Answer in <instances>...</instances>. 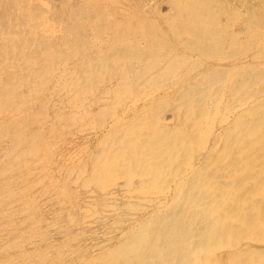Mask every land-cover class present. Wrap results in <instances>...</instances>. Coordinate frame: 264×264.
Returning <instances> with one entry per match:
<instances>
[{
	"label": "rangeland",
	"instance_id": "374dc122",
	"mask_svg": "<svg viewBox=\"0 0 264 264\" xmlns=\"http://www.w3.org/2000/svg\"><path fill=\"white\" fill-rule=\"evenodd\" d=\"M2 1V2H1ZM30 1V3H29ZM36 1V0H35ZM46 3H38L36 4L34 2V0H0V13L1 14H5L1 16L0 14V35L1 33L3 34V36L1 35L0 37V112L1 110H3L2 112L3 113H0L2 116L4 115L5 117H2L0 115V163H2V165L0 164V260H3V261H0L1 264H128L130 262H127L124 260L123 257H121L122 255L120 254L122 252V250H120L121 247H124V244L125 243H128L133 235V233L135 234V232H137L138 230V227H140V224L143 223L145 221V219L149 220V219H152L154 218L153 216H155L156 214L159 213V211H156L155 210V204H158L157 202L155 201H159L161 202L162 204L166 203L165 205H167L168 202H170L171 200V194H172V191L174 190H177L179 188V186L183 183H185L186 181H189L190 179L188 177H191L192 174H193V168H195L197 165L199 166V169H198V166L197 168H195V171L196 169L197 170H205L203 169L202 167H200V165L202 166L201 162L202 160L200 159L202 157L201 154H203L205 152L206 149H208L209 145H212L213 141L215 142L216 140V143H217V137L218 135L220 134V132H223V130L226 128L225 126V123L227 122V119L225 121H221V118H220V115L217 113L219 111V109L225 111L227 110V108H229V114L227 115H230L231 113L233 114H236L238 111L250 106L251 104V101L252 103H254V105L252 104L251 106H253V108L257 111V115L256 117L259 118V117H262L263 118V128H264V107H263V103H264V97L261 96V95H264V28L262 26L264 25H260V23H263V18H264V14H261V11L262 13L264 12V3L263 1L264 0H228L225 1V0H173L177 1V3L175 4L172 0H169L171 1V4L170 2L167 0H90V1H93V2H90L89 0H80L82 1L79 5L76 4V5H72V2L71 0H45ZM125 1V2H124ZM183 1V2H182ZM190 1V2H189ZM226 2L228 3L229 6H227V4H225V6H227V9L226 7L224 6V4L222 2ZM236 3H235V2ZM246 1V2H245ZM249 1V3H248ZM255 1V2H254ZM260 1V2H259ZM16 2H19L20 5H17L19 3H16ZM24 4H22V3ZM27 2V3H26ZM38 2V1H37ZM84 2V5H81L83 4ZM91 7L89 8V6ZM91 5H90V3ZM111 2H115V3H111ZM187 4H185V3ZM208 2V3H207ZM214 2V4L212 3ZM218 2H220V4H218ZM231 2V3H230ZM233 2V4H232ZM3 3V4H2ZM5 3V4H4ZM25 3H26V6H25ZM86 3V4H85ZM95 3V4H94ZM154 3V4H153ZM174 6H173V4ZM184 6H182V4ZM200 5H198V4ZM201 3V4H200ZM204 3V4H203ZM245 3V4H244ZM263 3V5L261 4ZM9 4V5H7ZM14 4V5H13ZM29 4V6H28ZM32 4V5H31ZM35 4V5H34ZM49 4V5H48ZM71 4V5H70ZM106 4V5H105ZM116 4H118V6H116ZM121 4V5H120ZM124 4V5H122ZM147 4H148V7H147ZM164 4V5H163ZM170 4V5H169ZM181 4V5H180ZM197 4V5H196ZM208 4V5H207ZM247 4V5H246ZM253 4V6L251 5ZM261 4V5H260ZM4 7H2V6ZM23 5L25 7H23ZM48 5V6H47ZM202 5V6H201ZM238 5V6H237ZM240 5V6H239ZM257 7H255V6ZM259 5V6H258ZM20 6H22V10L20 8ZM43 6V7H42ZM51 6V7H50ZM87 6V8H86ZM107 6V8H106ZM120 6V7H119ZM126 6V7H125ZM175 6H178V7H175ZM181 6V7H180ZM220 8H219V7ZM233 6V7H232ZM236 6V7H235ZM250 6V7H249ZM252 6V8H251ZM263 6V7H262ZM16 7H17V10H16ZM39 7V9H38ZM81 7V8H80ZM83 7V8H82ZM116 7V8H115ZM119 7V8H118ZM133 7V8H132ZM168 7H170V9H168ZM186 7V8H185ZM203 8H206V9H202ZM225 7V9L223 8ZM232 7V8H230ZM235 7V8H234ZM241 7V8H240ZM245 7V9H244ZM247 7V8H246ZM259 7V8H258ZM260 7H262L261 10ZM4 8V9H3ZM10 8V9H9ZM15 8V9H14ZM30 8V10L28 9ZM35 8V10H33ZM41 8L42 11L44 13H42V11H39ZM56 8V9H55ZM60 8V9H59ZM104 8V9H103ZM123 8H124V12H128L127 14L123 12ZM147 8V9H146ZM153 8V9H152ZM174 8V9H173ZM176 8V9H175ZM177 8H180V10H178ZM183 8V9H182ZM218 8V9H217ZM221 8L223 10H225V12L223 10H221ZM234 8V9H233ZM243 8V9H242ZM249 8V9H248ZM257 8L259 9L257 11ZM9 10L6 11V10ZM20 9V10H19ZM27 9H28V12H27ZM38 9V10H37ZM46 9V10H45ZM86 9V11L84 10ZM88 9V10H87ZM122 9V10H121ZM185 9V10H184ZM211 9V10H210ZM235 11L233 13V11ZM255 9V11H254ZM25 10V11H24ZM32 10V11H31ZM37 10V11H36ZM48 10V12H47ZM82 10V11H81ZM94 10H96L94 12ZM128 10V11H127ZM159 10V11H158ZM167 10H169L168 12H166ZM175 10V11H173ZM178 11H180V16H174L175 13L178 14ZM184 10V11H183ZM214 10H216L214 12ZM231 10V11H230ZM243 10H244V14H243ZM3 11V12H2ZM6 11V12H5ZM13 11V13H12ZM19 11V12H18ZM23 11V12H21ZM71 11V12H70ZM91 11V12H90ZM117 12V13H114V12ZM122 11V12H121ZM164 13L162 14L161 12ZM195 11V12H194ZM209 13H208V12ZM221 11L222 13L224 12V15L222 16L221 14ZM227 11V12H226ZM238 11H241V13H239ZM246 11V13H245ZM257 11V12H256ZM19 14H18V13ZM20 12L22 13L20 15ZM26 12V13H25ZM34 12L35 13H38L39 15H41L42 17H37V15H34ZM47 12V14H45ZM66 12V13H65ZM70 12V13H69ZM133 14H132V13ZM135 12V13H134ZM147 12V13H146ZM152 12V13H151ZM159 12V13H158ZM174 12V13H173ZM188 12V14H186ZM220 14H216V13H219ZM230 12V14L228 13ZM238 12V13H237ZM249 12V13H248ZM254 12V13H253ZM259 12V13H258ZM8 13V14H7ZM11 13V14H10ZM25 13V14H24ZM34 15V17L38 20V22H35L34 20H26L25 17L28 19V17H30L31 15ZM81 13V14H80ZM94 13V14H93ZM96 13V14H95ZM124 15H121L123 14ZM157 15H156V14ZM167 13V14H166ZM182 13V14H181ZM202 13V14H201ZM226 13V14H225ZM236 13V14H235ZM256 13H257V16L259 15V17L256 16ZM13 14V16H12ZM17 14V15H16ZM43 14V15H42ZM45 14V16H44ZM77 14V15H76ZM85 14V15H84ZM98 14V15H97ZM109 14V16H106V15ZM111 14V15H110ZM153 14L154 17H153ZM172 14V15H170ZM186 14V15H185ZM189 14H190V17H189ZM192 14V16H191ZM210 17H209V15ZM229 14V15H228ZM239 14V15H238ZM252 14H255L253 16H251ZM19 15L21 16V19H23V21L20 19ZM30 15V16H29ZM49 15V16H48ZM63 15V17H61ZM127 15H130V16H127ZM132 15H137V17L135 16H132ZM165 15L168 16L165 18ZM181 15H183V17H181ZM185 15V16H184ZM193 15H195V17H193ZM198 18H197V16ZM205 15V16H204ZM213 15V16H211ZM218 15V16H216ZM227 15V16H226ZM234 17L232 18L231 17ZM12 16V17H11ZM16 16V17H15ZM52 17V20L51 17ZM58 16V17H57ZM109 17L111 18V21L110 20H106V17ZM113 17H116V18H112ZM120 16V17H119ZM125 16V17H124ZM158 16V17H157ZM161 16V17H160ZM171 16V17H170ZM187 16V17H186ZM207 16H208V21H207ZM221 16V17H220ZM237 16V18H235ZM239 16V17H238ZM245 16V17H244ZM250 16V17H249ZM263 16V17H262ZM45 17V20L43 21ZM55 17V18H54ZM66 17H69V18H66ZM80 17V18H79ZM81 17H85L82 19V21L80 22L81 20ZM95 17V18H94ZM97 17V18H96ZM128 19H127V18ZM135 17V18H134ZM148 17L151 19H148ZM178 17V18H177ZM185 17V18H184ZM224 17H226L224 19ZM11 18V19H10ZM13 18V19H12ZM34 18V19H35ZM49 18V19H48ZM54 18V19H53ZM89 18V19H88ZM94 18V19H93ZM139 18V19H138ZM163 18V19H162ZM184 18V19H183ZM188 18V19H186ZM221 18V21L220 23H218V19L220 20ZM231 18V19H230ZM254 18H257V19H254ZM261 20H259V19ZM8 19L9 20V23H8ZM46 19L48 20L46 22ZM77 21H75V20ZM80 19V20H79ZM102 19V22H100ZM115 19V20H114ZM125 19L128 21H125ZM131 19V21L129 22V20ZM136 19V20H135ZM138 19V20H137ZM154 19V20H153ZM166 19V20H164ZM173 19V20H172ZM175 19V21H174ZM179 21H178V20ZM191 19V20H190ZM213 19V20H212ZM232 22H228L229 20ZM237 19H239L238 21H236ZM248 19V20H247ZM2 20V21H1ZM17 20V21H16ZM36 20V21H37ZM58 22L56 23L55 22ZM79 20V21H78ZM90 20V22H89ZM94 20V22H93ZM181 20V21H180ZM196 20V21H195ZM228 20V21H226ZM255 24H257V26L255 24H253V21ZM256 20V21H255ZM6 21V22H5ZM12 23H11V22ZM20 21V23H18ZM41 21V22H39ZM52 21V23L50 22ZM54 21V22H53ZM60 21L62 22L60 24ZM69 23L70 22L71 24H68L67 22ZM86 21V22H85ZM120 21V22H119ZM138 21V22H137ZM165 21H168L170 22L171 25H169L168 22H165ZM188 21V22H186ZM192 21V22H190ZM201 23H200V22ZM203 21V22H202ZM211 21V22H210ZM213 21V22H212ZM218 21V22H217ZM241 21L243 22V24L241 23ZM250 21V22H248ZM260 21V23L258 22ZM29 22H32L30 24H28ZM35 24H34V23ZM45 22V23H44ZM49 22V23H48ZM133 22H135L133 24ZM168 24V25H166ZM172 22V23H171ZM198 22V24H195V23ZM208 22V23H207ZM237 22V23H236ZM247 22V23H246ZM5 23V24H4ZM24 23V24H23ZM37 23V24H36ZM49 25H48V24ZM54 23V24H53ZM56 23V24H55ZM77 24V26L75 27L74 25ZM76 23V24H75ZM159 23V24H158ZM178 23V24H176ZM212 23V25H211ZM218 23V25L216 24ZM228 23V24H227ZM241 23V25H239ZM252 23V24H251ZM15 24V25H14ZM16 24H17V27H16ZM27 24V26H26ZM53 24V25H52ZM59 24V25H58ZM81 24V25H80ZM85 24H87L86 28L84 29L85 27ZM97 24V25H96ZM105 24V25H104ZM108 24V25H107ZM137 24L139 26H137ZM181 24V25H180ZM206 24V25H205ZM224 24V26H223ZM226 24V25H225ZM233 24L231 27L229 25ZM9 25H12L13 26V29H12V26H9ZM35 25V26H34ZM38 25V26H37ZM55 25V26H54ZM61 25V26H60ZM64 25V26H63ZM84 25V26H83ZM89 25V27H88ZM95 26L94 29L92 26ZM103 25V26H102ZM113 25V26H112ZM176 25V26H175ZM184 26L185 28L181 27V26ZM186 25V26H185ZM228 25V26H227ZM252 25V26H251ZM10 28H9V27ZM20 26V28H18ZM29 26V27H28ZM60 26V27H59ZM63 26V27H62ZM69 26V27H68ZM72 26V28H71ZM74 26V27H73ZM82 26V27H80ZM104 26H107L103 29ZM110 26V27H109ZM174 26V28L172 27ZM198 28H197V27ZM206 28H204V27ZM218 26V27H217ZM221 26V27H220ZM226 26V27H225ZM235 26V27H234ZM244 26V27H243ZM250 30H249V28ZM259 26V27H258ZM22 27V29H21ZM32 27H35V28H32ZM43 27V28H42ZM125 27V28H124ZM137 27V29H136ZM178 27V31H180L181 33H179L177 30V32L175 31V29ZM211 27V28H210ZM214 27V28H213ZM223 27V28H222ZM240 27V28H239ZM243 27V28H242ZM259 29H258V28ZM16 28H18L16 30ZM26 28V29H25ZM30 28V29H29ZM40 28V29H39ZM51 28V29H50ZM57 28V30H56ZM70 28V29H69ZM118 28V29H117ZM170 28V30H169ZM181 28V30H179ZM196 28V29H195ZM210 28V29H209ZM242 28V29H241ZM245 28V29H244ZM247 28V29H246ZM251 28H254V29H251ZM257 28V29H256ZM3 29H5L6 31L4 32ZM10 29V30H9ZM25 29V30H23ZM31 29H35L34 31H32ZM77 29V30H76ZM84 29V30H83ZM109 29V31L107 30ZM129 29H133L132 31L129 30ZM166 31H165V30ZM174 29V30H173ZM183 29V30H182ZM199 29V31H198ZM203 29V30H202ZM206 29H209L206 30ZM213 29H218L216 31H213ZM219 29L221 30L220 32L223 33V37H222V34L219 32ZM225 31H224V30ZM241 29V30H240ZM256 29V30H255ZM263 29V30H262ZM12 31L11 33L9 31ZM21 30V31H20ZM37 30V31H36ZM42 30V31H41ZM45 30V32H44ZM61 30V32H60ZM71 30V31H70ZM73 30V31H72ZM83 30V31H82ZM93 30V31H92ZM144 30V32H143ZM189 32V34H185L184 32ZM201 30V32H200ZM214 32H212V31ZM17 31V32H16ZM22 31H23V36H22ZM27 31L29 32V34L27 33ZM32 31V32H31ZM38 31H41V32H38ZM52 31V32H51ZM63 31V32H62ZM65 31V32H64ZM70 31V32H69ZM88 31V32H87ZM95 33H91V32ZM101 31V32H100ZM104 31V32H103ZM107 31V32H106ZM114 31V32H113ZM126 31V32H125ZM131 31V32H130ZM165 31V32H164ZM174 31V34H172ZM184 31V32H183ZM219 33H218V32ZM231 31V32H229ZM243 31V33H242ZM6 32L8 33V35H6ZM38 32V33H37ZM47 32H50V33H47ZM97 32V33H96ZM139 32V33H138ZM186 32V33H187ZM200 32V34H199ZM209 34H208V33ZM224 32H226L227 34H224ZM240 32V33H239ZM253 33V35H249L250 33ZM257 32L258 35H261L259 37L257 36ZM263 32V33H262ZM5 33V34H4ZM18 35H16V34ZM31 33V34H30ZM47 33L48 36L45 34ZM61 33V34H60ZM66 33V34H65ZM74 33V34H73ZM77 33V34H76ZM79 33H82L83 36H85V38L79 34ZM87 33V34H86ZM109 33V35L107 34ZM118 33V34H117ZM143 35H141V34ZM177 33V35H176ZM191 33V34H190ZM195 33V34H193ZM204 33V34H203ZM205 33L207 34L205 36ZM211 33V35H210ZM232 33V34H231ZM237 36H235L236 38H234V34ZM248 33V34H246ZM256 33V34H255ZM261 33V34H260ZM11 34H14V35H11ZM21 36H20V35ZM26 34V35H25ZM43 37H40L42 36ZM63 34V36H62ZM65 34V35H64ZM68 34V35H67ZM96 34V35H95ZM103 34V35H102ZM105 34V35H104ZM135 34V35H134ZM145 34V36H144ZM149 34V35H148ZM180 34V35H179ZM183 34V36H182ZM203 34V35H202ZM220 34L221 36V39H220V36H218ZM230 34V36H228ZM5 35V36H4ZM27 35H28V39H27ZM36 35V36H35ZM40 35V36H39ZM76 35V36H75ZM89 35V36H88ZM130 35V36H129ZM134 35V36H133ZM137 35V36H136ZM164 35V36H163ZM196 37H194V36ZM209 35V36H208ZM215 35V36H213ZM225 35V36H224ZM245 35V36H244ZM9 36V37H8ZM31 36V37H30ZM39 36V37H37ZM68 36V37H67ZM70 36V37H69ZM79 36V37H78ZM88 36V37H87ZM176 36L179 38H176ZM188 36H191L188 37ZM203 36V37H201ZM252 38H250V37ZM254 36H257V41L255 42L254 40H256L254 38ZM263 36V37H262ZM3 37V38H2ZM7 37V38H6ZM14 37V39H13ZM17 37V38H15ZM23 37V39L21 40V38ZM60 37V38H59ZM71 37H73L74 39H72ZM132 37V38H131ZM136 37V38H135ZM142 37V38H141ZM145 37V38H144ZM161 37H164V39H161ZM184 37V38H183ZM219 37V38H218ZM239 37V38H238ZM245 37V39L243 38ZM246 37H248L249 39H246ZM262 37V38H261ZM10 39V40H7V39ZM20 38V39H19ZM31 38V39H30ZM38 38V39H37ZM65 38V40H64ZM68 38V39H67ZM79 38V39H78ZM93 38V39H92ZM94 38L96 39H99V40H94ZM128 38V39H127ZM141 38V39H140ZM147 38V39H146ZM167 38V39H166ZM196 38V39H195ZM200 38V39H199ZM205 38H209V39H205ZM214 38V40L216 41H213L212 39ZM219 40H218V39ZM224 40H223V39ZM4 39V40H3ZM6 39V40H5ZM30 39V41H29ZM35 39V40H34ZM103 39V40H102ZM126 39V40H125ZM135 39V40H133ZM230 39V40H228ZM254 39V40H253ZM259 39V40H258ZM263 39V41H261ZM13 40L15 42H13ZM19 40V41H18ZM32 40V41H31ZM48 40V41H46ZM72 40V41H71ZM78 40V41H77ZM86 40V41H84ZM103 42H101V41ZM106 40V41H105ZM109 43H107V41H109ZM133 42H131V41ZM162 40V42H160ZM180 40V41H179ZM185 40H187L188 42H185ZM190 40V41H189ZM193 40V41H191ZM206 42V47L204 45V41ZM218 40V41H217ZM225 40H227L225 42ZM6 41V42H5ZM23 41V42H22ZM92 41V42H90ZM99 41V42H98ZM127 41V42H126ZM129 41V42H128ZM173 41V42H172ZM177 41V42H176ZM196 41H200V43L198 44ZM221 41L223 44H221ZM228 41H231V42H228ZM234 41L236 42L234 45H232L234 43ZM245 43V45H248L250 44V46L254 45V43H258L259 45L256 44V46H252L251 48H248L246 46H243V42ZM246 41V42H245ZM248 41V42H247ZM5 42V43H4ZM24 43L20 44V43ZM33 42V43H32ZM59 42V43H57ZM63 42V43H62ZM69 42V43H68ZM72 42V44H70ZM74 42V43H73ZM78 42V43H77ZM81 42H84V44ZM98 42V43H97ZM105 42L107 44H109L107 46V44H105ZM171 42V43H169ZM178 45L175 47V44ZM180 42V43H179ZM182 42H184V44H181ZM194 42V43H193ZM210 42H214L212 43V45L210 44ZM216 42V44H215ZM242 43L240 45V43ZM261 42V44H260ZM27 43V44H26ZM31 43V44H30ZM70 44V45H67ZM101 43V44H99ZM116 43V44H115ZM125 43V44H123ZM128 43V45H127ZM131 43V44H130ZM140 43V44H139ZM151 43V44H150ZM194 45H193V44ZM208 43V44H207ZM247 43V44H246ZM263 43V44H262ZM3 44V45H2ZM12 44H13V47H12ZM78 44V45H77ZM86 44V45H85ZM90 46L88 47L87 45ZM93 44L95 46H98L97 50H96V47H92ZM119 44V46H118ZM174 44V46H173ZM187 44H191L192 46H189ZM201 44V45H200ZM219 46H218V45ZM221 44V46H220ZM239 46H237V45ZM6 45V46H5ZM30 48H28L29 46ZM57 45V46H56ZM67 45V46H66ZM84 45V47L81 46ZM100 45V46H99ZM131 45V46H130ZM172 45V46H171ZM187 46L188 49H190V51L188 49H186V47H183V46ZM195 45H197L196 47H194ZM218 47H217V46ZM224 45V46H223ZM229 45V46H228ZM232 45V46H231ZM5 46V47H4ZM17 46L20 48L18 49ZM73 46V47H72ZM78 46V47H77ZM87 48H86V47ZM107 46V48H105ZM113 46V47H112ZM122 46V47H121ZM126 46V47H125ZM134 46V47H133ZM170 46V47H169ZM210 46V48H209ZM218 48H216V47ZM223 46V48H222ZM227 46V47H226ZM234 46V47H233ZM241 46V48H240ZM258 46V47H257ZM263 46V49L261 50L260 48H262ZM2 47V48H1ZM27 49H26V48ZM69 48V51H68V48ZM73 48V49H70V48ZM78 49H77V48ZM157 47V48H156ZM174 47V48H173ZM200 47V48H199ZM206 49H205V48ZM214 49H217V50H213L211 48ZM220 47V48H219ZM232 49H231V48ZM236 47L240 48L239 50L238 49H235ZM244 47V48H242ZM246 47V48H245ZM4 48V49H3ZM10 48V49H9ZM13 48V50H12ZM18 50H17V49ZM23 48V50H22ZM56 48V49H55ZM84 48V49H83ZM89 48V49H88ZM111 51H109V49ZM172 48V49H171ZM202 48V49H201ZM209 48V49H208ZM225 48H229L228 50H225ZM258 48L260 50H258ZM47 49V50H46ZM66 49V50H65ZM81 49V51L79 50ZM102 51V54L101 51ZM104 49V50H103ZM124 49V50H123ZM133 49V50H132ZM160 49V50H159ZM180 49V50H179ZM182 49V50H181ZM184 49V50H183ZM195 49V50H193ZM197 49V50H196ZM221 49V50H220ZM244 50V52L242 54L240 53L242 50ZM5 50V51H3ZM19 50H20V53H19ZM31 50V51H30ZM75 50V51H74ZM79 50V51H78ZM82 50L83 52L85 50H88L87 52L85 51V53H83L81 56V53H82ZM91 50V53H89ZM108 50V51H107ZM114 50V51H113ZM161 50H163L164 52H162ZM169 50V51H168ZM175 52H174V51ZM178 50V51H176ZM187 50V51H186ZM201 50V51H200ZM205 50V52H204ZM219 50V51H218ZM229 50H231L229 52ZM252 51L253 53L249 52V51ZM258 54H255V52ZM257 50V51H256ZM9 51V52H8ZM25 51V53H24ZM104 51V52H103ZM106 51V53H105ZM116 51H118L116 53ZM182 51V53H181ZM186 51V52H185ZM193 51V53L191 52ZM196 51V52H195ZM198 51V52H197ZM207 51H211V52H207ZM222 51V52H220ZM236 52L234 55L232 52ZM260 51V53H259ZM6 52V53H5ZM21 52H23L24 54L20 55ZM70 52V53H69ZM73 52V53H72ZM78 52V53H77ZM81 52V53H80ZM99 52V53H98ZM110 52V53H109ZM115 52V53H114ZM166 52V53H165ZM174 52V53H173ZM201 52V53H200ZM203 52V53H202ZM216 54H214V53ZM220 52V53H219ZM228 52V53H227ZM249 52V53H248ZM9 53V54H8ZM12 53V54H11ZM19 53L18 55L19 56H15V54ZM88 53V54H87ZM96 55H95V54ZM103 53H104V57L103 56ZM108 53V55H107ZM124 53V54H123ZM168 53H171V54H168ZM190 53V54H189ZM210 53V55L208 56V54ZM212 53V54H211ZM222 53V54H221ZM231 53V54H230ZM263 53V54H262ZM4 54V55H3ZM14 54V56H13ZM59 54V55H58ZM67 54V56H66ZM77 55V57L75 56L73 58L74 55ZM99 54V55H98ZM140 54V55H139ZM144 54V55H143ZM178 54H183V55H178ZM187 54V55H186ZM193 54V55H192ZM195 54V55H194ZM201 54L203 56H201ZM219 57H221L220 55H222L223 58L221 59H225L224 63L223 61L219 62V60H221L219 57H217L218 55ZM227 54H230L229 56H227ZM238 57H237V55ZM254 54V55H253ZM6 55V56H5ZM11 55V56H9ZM24 55V56H23ZM80 55V57H78ZM93 56L92 59H101L98 62V64H96L97 62L94 61L91 59V57H88V56ZM100 56V58H98V56ZM110 57V61H108L109 57L107 58V56ZM112 55V56H111ZM115 55V56H114ZM134 55V56H133ZM136 55V56H135ZM138 55V56H137ZM172 55V56H171ZM178 55V56H177ZM190 55V56H188ZM197 55L196 58L198 59H193L195 58V56ZM199 55V56H198ZM206 55V57L204 56ZM213 55V56H212ZM225 55V56H223ZM231 55H233V57H235L236 59H234L233 57H231ZM248 55L250 57H248ZM256 55V56H255ZM263 55V56H262ZM4 56V57H3ZM28 56V57H27ZM86 56V57H85ZM96 56V57H95ZM106 56V57H105ZM170 59H168V57ZM176 56V57H175ZM185 58L182 59L183 57ZM208 56V58H207ZM212 56V57H210ZM216 56V57H215ZM246 56V57H245ZM254 56V57H253ZM259 56V57H258ZM12 57V58H11ZM20 57V59H19ZM27 57V58H26ZM88 57V58H87ZM113 57V59H111ZM117 57V58H116ZM126 58L128 60L125 61L124 58ZM143 59H140V58ZM172 57L174 59H172ZM181 57V58H178ZM189 59H188V58ZM205 57V58H204ZM229 57V59H228ZM254 59H253V58ZM263 57V58H262ZM6 58V59H5ZM11 58V59H10ZM14 58V59H13ZM56 58V59H55ZM84 58V59H83ZM92 60H90V59ZM119 58V59H118ZM123 58V59H122ZM150 58V59H149ZM161 58L163 60H161ZM177 58V59H176ZM191 58V59H190ZM214 58V59H212ZM219 58V60H217ZM233 58V59H232ZM243 58V59H242ZM247 58V59H246ZM249 58H250V61H249ZM261 58V59H260ZM13 59V61H12ZM17 59V60H16ZM70 59V60H68ZM88 59V60H87ZM94 59V60H95ZM106 59V61L103 63V61ZM134 59V60H132ZM152 59V61H151ZM172 59V60H171ZM190 60L188 62V60ZM202 59V60H201ZM208 59V60H206ZM231 59V60H230ZM240 59V60H239ZM249 61V62H247ZM263 59V60H262ZM8 60V61H6ZM10 60V61H9ZM37 62H36V61ZM117 60H121V61H117ZM125 62H124V61ZM170 60V61H169ZM174 60L175 62L179 61L182 65H188L187 67H183L181 64H179L178 66L180 67H177L175 68L178 64V63H174ZM182 60V61H181ZM194 60V61H193ZM195 60H200V65L198 62H196ZM211 60V61H210ZM236 60V61H235ZM239 60V61H238ZM4 61V63H3ZM16 61V62H15ZM17 61L19 62H22L20 64V62L17 64ZM32 61V62H31ZM74 61L76 62V64L74 63ZM85 61H88L87 63H85ZM111 61H116L118 63H113ZM142 61V62H141ZM159 61V62H157ZM169 66H175L173 68L169 67V66H166L167 64H165L166 62ZM169 61V62H168ZM192 61V62H191ZM232 61V62H230ZM234 61V62H233ZM244 61V62H243ZM246 61V62H245ZM14 62V63H13ZM36 62V63H35ZM93 62V63H92ZM102 62V63H101ZM109 62V63H108ZM112 64H111V63ZM124 62V63H123ZM127 62V64H126ZM140 62V64H139ZM149 62V63H147ZM154 62V64L152 63ZM210 62V63H209ZM240 62V63H239ZM242 62V63H241ZM252 64H249L251 63ZM257 64H256V63ZM262 62V63H261ZM16 63V64H15ZM27 63V64H26ZM70 63V64H69ZM106 63V65H105ZM123 63V64H122ZM130 63V64H129ZM135 63V64H134ZM144 63V64H143ZM163 63V64H162ZM174 63V64H173ZM185 63V64H184ZM189 63H191L189 65ZM206 63H209L206 65ZM223 64V65H228V66H224L225 69H221V66L223 67V65H220ZM239 63V64H238ZM247 63V64H246ZM13 64V65H12ZM15 64V65H14ZM87 64V65H86ZM103 64V66H102ZM108 64H111V65H108ZM126 64V65H125ZM133 64V65H132ZM150 64H151V67H150ZM156 64V65H155ZM194 64V65H193ZM196 64V66H195ZM241 64V65H240ZM260 64V65H259ZM263 64V65H262ZM2 65V66H1ZM10 65V66H9ZM21 65V66H19ZM24 65V66H22ZM35 65V66H34ZM94 65V66H93ZM101 65V67L99 66ZM113 65V66H112ZM124 67H122V66ZM132 65V66H130ZM138 65V66H137ZM149 67H148V66ZM164 65V66H163ZM192 65V67H191ZM210 65V66H209ZM215 65L217 67H215ZM233 65V67H232ZM237 67V70H236V67ZM246 65V66H245ZM6 67H10L9 69L5 68ZM13 68H12V67ZM17 66V67H16ZM19 66V68H18ZM106 66V67H105ZM110 66V67H109ZM115 66V67H114ZM121 66V67H119ZM126 66V67H125ZM182 66V68H181ZM200 66V67H199ZM207 68H206V67ZM215 68H214V67ZM21 67V68H20ZM31 67V68H30ZM105 67V68H104ZM136 69H135V68ZM148 67V68H146ZM160 67V68H159ZM162 67V68H161ZM164 67V68H163ZM168 67V68H167ZM213 67V68H211ZM221 69V71H218L219 68ZM228 67V69H227ZM232 67V68H231ZM246 69H245V68ZM252 67H253V70H252ZM257 67V68H256ZM12 68V69H11ZM35 68V69H34ZM38 68V69H37ZM56 68V69H55ZM76 68V69H74ZM102 70H101V69ZM109 68V69H108ZM113 68V69H112ZM115 68V69H114ZM120 68L121 72L125 74V78H127L128 80V83L126 82V80L124 81L126 85H124L122 83V80L125 79V78H122L121 76H123L121 74V72L119 73L118 72V69ZM123 68V70H122ZM129 68H132V69H129ZM155 68H158L155 69ZM165 68H167L166 70H168L171 74V77L169 75V72L168 71H162V70H165ZM171 68V69H170ZM181 68V69H180ZM184 68V69H183ZM186 68V69H185ZM193 68V70H192ZM211 68V70L209 69ZM218 68V69H216ZM231 68V69H230ZM234 68V69H233ZM240 68V69H239ZM245 69V72L243 71V69ZM261 68V70H260ZM20 71H19V70ZM46 69V70H45ZM104 69V70H103ZM107 69V70H106ZM114 70L112 73L111 71ZM117 69V70H116ZM125 69V70H124ZM145 69V70H144ZM148 71H147V70ZM153 69V70H151ZM162 71L164 73H161V72H156V71ZM162 69V70H161ZM177 69V71H175ZM180 69V70H179ZM189 72H188V70ZM203 71H201V70ZM207 71H206V70ZM215 71H214V70ZM239 69V70H238ZM249 69V70H248ZM3 70V72L1 71ZM6 70V71H5ZM12 70V71H10ZM18 70V71H17ZM22 70H23V73H22ZM27 70V71H26ZM38 72H37V71ZM64 70V71H63ZM128 70V71H127ZM134 70V71H133ZM174 70V71H173ZM183 70V71H182ZM191 70V72H190ZM225 70V72L223 71ZM227 70V71H226ZM229 70H231L230 74H233V78L231 75H229ZM233 70V71H232ZM242 70V72L240 71ZM7 71L8 72V75H7ZM84 71V72H82ZM105 71V73H104ZM125 71V72H123ZM138 71V72H137ZM142 71H145L144 73H142ZM147 71V72H146ZM151 71V72H150ZM182 73H181V72ZM197 71V72H196ZM215 74H212V72ZM218 71V73H217ZM223 71V72H222ZM236 71V74H234V72ZM240 71V72H239ZM253 71V72H251ZM102 72L103 75H100ZM111 73L109 75V73ZM131 72V73H130ZM173 72V73H172ZM184 72V73H183ZM196 72V73H194ZM210 75H214V76H219V83H222L220 85L223 86V90H221L222 88L221 87H215V91H221L220 93L217 92V96H215L213 101L215 102L214 103V106L212 107V109L214 107V116H212V119L210 117V122L214 120V122L210 123L209 122V125L211 128H209V126L207 127L206 129V125H204L202 127V129L200 130V134H204V138H206V145L205 144H197L196 146H191V148H189V150L187 149L188 148V145L186 143H183V139L181 136H178V133L180 134V128L177 127L179 126L180 124V121H181V115H179L180 111H177L175 108H177L175 106V102L177 103L178 101V92L180 91H188V89H190L189 91L192 90V88H189V85H193V83L195 82V84L198 82H200L198 85L201 86L200 88L202 90H196V91H193V92H198V91H201V93H209V91H207L208 89H210V85L214 86V81L213 82H209V78H207L206 75L209 76ZM219 72H222L219 74ZM239 72V73H238ZM262 72V73H261ZM10 73V74H9ZM17 73V74H16ZM116 73H119L118 75ZM128 73V74H127ZM137 75H136V74ZM140 73V74H138ZM142 73V74H141ZM148 73V74H147ZM158 73V74H156ZM161 73V74H160ZM168 73V74H167ZM177 73V75H176ZM203 73V74H202ZM206 73V75H205ZM217 73V74H216ZM238 73V74H237ZM243 73H247V74H243ZM261 73V74H260ZM17 76H15V75ZM25 77H24V75ZM80 74V75H78ZM84 74V75H83ZM88 74V75H87ZM112 74H113V77H112ZM153 74V75H152ZM163 74V75H162ZM175 74V76H174ZM203 79L202 78V76ZM225 74V76H223ZM249 74V75H248ZM6 75V77H5ZM21 75V77H19ZM29 75V76H28ZM57 75V76H56ZM70 75V76H69ZM108 75V76H107ZM120 75V77H119ZM128 75V77L126 76ZM130 75V76H129ZM142 75V78L141 76ZM161 77H159V76ZM167 75V76H166ZM181 75V76H180ZM198 75V76H197ZM243 75L244 77H241L240 79V76ZM257 75V76H256ZM9 76V77H8ZM15 78H14V77ZM27 76V77H26ZM77 76V77H76ZM83 76V77H82ZM133 76V78H132ZM140 76V77H139ZM150 76V77H149ZM179 76V77H177ZM195 76V77H194ZM206 76V77H205ZM223 76V77H222ZM236 76V77H234ZM239 76V77H238ZM14 79L12 80L11 79ZM24 77V78H22ZM63 77V78H62ZM85 77V79H83ZM98 77V80H96ZM100 77L102 78V80L100 79ZM106 77V79H104ZM120 79V82H119V79ZM147 77V78H145ZM151 77H154V78H151ZM210 77V76H209ZM231 77V78H230ZM238 77V78H237ZM246 77V78H245ZM11 80H10V79ZM19 78V79H18ZM30 78V79H29ZM109 78V80H108ZM111 78V79H110ZM122 78V79H121ZM129 78H131L132 80L129 81ZM135 78L137 79H141V80H135ZM147 81L149 80L151 82L152 80V84L149 82V81H144V79ZM159 78V79H158ZM165 78V79H164ZM174 78H178L177 79H174ZM183 78H185L183 80ZM200 78V79H199ZM222 78V79H221ZM224 78V80H223ZM236 78V80L234 79ZM18 79L16 82L15 80ZM29 79V81H28ZM106 81H104V80ZM183 81H181V80ZM195 79V80H193ZM208 81H207V80ZM226 79V80H225ZM233 79V80H232ZM246 79V80H245ZM262 79V80H261ZM80 80V81H79ZM85 80V83L83 82ZM103 82H101V81ZM159 80V81H158ZM164 81L163 83H161V81ZM186 80V81H185ZM202 80V81H201ZM207 81V82H204ZM228 80H232L231 82H228ZM253 80V81H252ZM261 80V81H260ZM5 81V83H4ZM20 81V82H19ZM28 81V83H27ZM87 81L90 83H88L90 85L87 84ZM92 83H91V82ZM116 81V82H115ZM155 81H158V82H155ZM165 81H166V84H165ZM168 81V82H167ZM174 81V83H173ZM191 81V82H190ZM237 81V82H236ZM244 81L246 82V84H244ZM250 81V82H249ZM259 81V82H258ZM12 82H15L14 84ZM22 82V83H21ZM30 82V83H29ZM80 82V83H79ZM97 82V83H96ZM131 82V84H130ZM136 82V83H135ZM150 84H149V83ZM172 82V83H170ZM179 82V83H178ZM203 82V83H202ZM209 82V83H208ZM224 82V84H223ZM231 83V84H227V83ZM234 82V83H232ZM250 84H249V83ZM25 83V84H24ZM26 83L28 85H26ZM36 83V86H34L33 84ZM95 83V84H94ZM116 83V85H115ZM121 84L120 86L118 84ZM133 83L135 85H133ZM142 85H141V84ZM148 85H147V84ZM156 83V84H155ZM178 83V84H177ZM181 83V84H180ZM202 83V84H201ZM204 83H205V86H204ZM219 83H217V86H220ZM239 83V84H238ZM245 86V88H247L248 90L250 89V91H248L247 89H244L243 85ZM253 83V84H252ZM256 83V84H255ZM259 83V84H258ZM10 84V85H9ZM31 84V85H30ZM49 84V85H48ZM74 84V85H73ZM86 84V85H85ZM94 86H93V85ZM138 84V86L136 85ZM157 84H159L157 86ZM173 84V85H172ZM207 84V85H206ZM227 84V86H226ZM15 85H18V87H16ZM35 89L36 87V92L33 91V87ZM63 85V86H62ZM80 85V86H79ZM114 85L117 86L114 88ZM134 87H133V86ZM145 85L148 87H145ZM151 85V86H150ZM166 85V86H165ZM180 85V86H179ZM203 85V86H202ZM253 85V86H252ZM255 85V86H254ZM8 86H10L8 88ZM15 86V88L13 89V87ZM28 86L29 89H28ZM65 86V87H64ZM99 86V87H97ZM111 86V87H110ZM113 86V87H112ZM124 86H126L124 88ZM143 89H142V87ZM150 86V88H149ZM156 86V87H155ZM162 86V87H161ZM168 86V88H167ZM177 88H175V87ZM208 86V88H207ZM232 86V87H231ZM243 86L241 89H238L239 87ZM252 86V87H251ZM54 87V88H53ZM77 89H76V88ZM85 87H87L85 89ZM128 87V89H127ZM131 87V88H130ZM133 87V88H132ZM137 87H140V88H137ZM159 87V88H158ZM164 87V88H163ZM174 87V89H173ZM182 87V88H181ZM207 89H206V88ZM232 89H231V88ZM249 87V88H248ZM256 87V88H255ZM26 88V89H25ZM62 88V89H61ZM75 88V90H74ZM79 88V89H78ZM94 88V89H92ZM96 88V89H95ZM107 88V90H106ZM108 88L110 90H108ZM112 88V89H111ZM119 88H123L122 90H124V92H122L121 89ZM134 88H135V91H134ZM146 88V89H144ZM180 88V90H179ZM220 88V89H219ZM230 90H229V89ZM7 89V91H6ZM29 91H28V90ZM32 89V91H31ZM93 90V92H91V90ZM98 91H95L97 90ZM114 89V90H113ZM127 89V91H126ZM141 91H140V90ZM154 89H158V91H153ZM166 91H164V90ZM183 89V90H181ZM204 89V90H203ZM227 89V90H226ZM237 91H236V90ZM260 89H263V90H260ZM52 90V91H51ZM57 90V91H56ZM86 90V91H85ZM101 90V91H100ZM103 90V91H102ZM114 91V95L116 94L117 96L119 95V100L117 97H114L112 94L113 92L111 93V91ZM130 90V91H128ZM137 90V91H136ZM142 90H143V93H142ZM145 90V92H144ZM163 90V91H161ZM168 90V91H167ZM241 90V91H240ZM246 90V91H245ZM254 90V91H252ZM24 94H22L23 92ZM27 93H26V92ZM31 91V92H30ZM55 91V92H54ZM87 91H89L90 93H87ZM100 91V92H99ZM108 91V93H106ZM119 91L120 93L117 94V92ZM147 91V92H146ZM149 91V92H148ZM226 91V92H225ZM236 93H235V92ZM5 92V93H4ZM19 92V93H18ZM40 92V93H39ZM47 92V93H46ZM57 92V94H56ZM97 92L99 94H97ZM126 92V93H125ZM130 94H129V93ZM134 92V93H133ZM154 92V93H152ZM157 92V93H156ZM170 92V93H169ZM192 92V93H193ZM229 92V93H228ZM233 92L235 93V95H233ZM242 94H241V93ZM258 92L260 93L258 95ZM262 92V94H261ZM4 93V94H3ZM34 93V94H33ZM39 93V94H38ZM50 93V94H49ZM54 93V94H53ZM102 93L104 95H102ZM122 93V95H121ZM125 93V94H124ZM128 93V94H127ZM140 93V94H139ZM147 94L148 95H144V94ZM162 93L164 96H162ZM170 95H169V94ZM239 93V94H237ZM256 94V96H253L254 94ZM3 94V95H2ZM19 94V95H18ZM32 94V96H31ZM62 94V95H61ZM91 94H93L92 96H90ZM97 94V95H96ZM101 94V95H100ZM132 94V95H131ZM150 94V95H149ZM154 96H153V95ZM161 94V95H160ZM225 96H224V95ZM237 94V96H236ZM245 94V95H244ZM23 95V96H22ZM67 95V96H66ZM74 95V96H73ZM120 95H121V99H120ZM131 95V96H130ZM134 95V97H133ZM135 95H138V96H135ZM158 95V96H157ZM167 95V96H166ZM220 95V96H218ZM221 95L223 97H221ZM233 95V96H232ZM243 97L241 98L240 96ZM250 95H251V98H250ZM26 96V97H25ZM38 96V97H37ZM63 96V98H62ZM88 96V97H87ZM96 96V99L95 97ZM109 96V98L107 99V97ZM113 96V97H112ZM124 96H129L128 97H124ZM143 99H141L140 97ZM161 96V97H160ZM230 96H232V98L230 99ZM52 97V98H51ZM69 97V98H68ZM138 97V98H136ZM149 97V98H148ZM205 98L208 99V96H206V94L203 96ZM220 97V99H219ZM262 99H261V98ZM35 98V99H34ZM37 98V100H36ZM58 98V99H57ZM112 100H111V99ZM124 98V102L122 101ZM133 98V99H132ZM151 98V99H150ZM165 100H164V99ZM167 98V99H166ZM174 98V99H173ZM223 98H226V99H223ZM231 100V101H229ZM235 99H239L238 101H236V105L238 104H241L239 106H236L235 107H232L231 105L233 104V100ZM241 98V99H240ZM249 99V101H247V99ZM2 99V100H1ZM91 101H90V100ZM93 99V100H92ZM100 99H103V101H101ZM116 99V100H115ZM129 99V100H128ZM132 99V101H131ZM137 99V101H136ZM141 99V100H140ZM161 99H162V102H161ZM169 99V100H168ZM171 99V100H170ZM176 99V100H175ZM233 99V100H232ZM245 99V101H244ZM256 99V100H255ZM5 100V101H4ZM18 100V101H17ZM36 100V101H35ZM54 100V101H53ZM97 103H96V101ZM100 100V101H99ZM105 100V101H104ZM155 102L153 104L152 101ZM157 100V101H156ZM216 100V101H215ZM227 100V102H225ZM244 102H243V101ZM262 100V101H260ZM32 103H31V102ZM42 101V103H41ZM44 101V103H43ZM48 102V105L46 102ZM58 101V103H57ZM77 101V102H76ZM80 101V102H79ZM87 101V102H86ZM93 101V102H92ZM99 101V102H98ZM107 101V102H106ZM115 101H117L118 103H116ZM122 101V103H120ZM128 101V102H127ZM130 101V102H129ZM164 101V102H163ZM260 101V102H259ZM7 102V103H6ZM18 102V103H17ZM22 102V103H20ZM51 102L53 104H51ZM71 102V103H70ZM74 105H73V103ZM79 102V103H78ZM90 102V103H88ZM94 105H92V103ZM109 102V103H108ZM114 102V103H113ZM158 102V103H157ZM166 102V103H165ZM167 102H170L167 104ZM217 102V103H216ZM238 102V104H237ZM244 104H242V103ZM5 104V105H2V104ZM13 105H11V104ZM20 103V104H19ZM37 103H39L37 105ZM68 103V104H67ZM78 103V104H77ZM82 103V104H81ZM136 103V104H135ZM226 103V104H224ZM227 103H229L227 105ZM257 103V104H255ZM260 103L262 105H260ZM16 104V105H15ZM25 104V105H24ZM70 104V105H69ZM87 104V105H86ZM89 104V105H88ZM109 104V105H107ZM116 104V105H114ZM123 104V105H122ZM128 104V105H127ZM135 104V106H134ZM142 104V105H141ZM148 104V105H147ZM157 104H160L157 106ZM174 104V105H173ZM231 104V105H230ZM52 105V106H51ZM57 105V106H56ZM73 105V107L71 106ZM76 105V106H75ZM78 105V106H77ZM80 105V107H79ZM101 105V106H99ZM109 107V109H112V112H110L111 110L107 109V107ZM110 105H114L113 107L110 106ZM122 105V106H121ZM132 105V106H131ZM141 105V106H140ZM149 106V108L147 106ZM221 105V106H220ZM243 105V106H242ZM248 105V106H246ZM25 106V107H24ZM27 106V107H26ZM32 106V107H31ZM44 106L47 107L44 109ZM55 106V107H53ZM64 106V107H63ZM89 106V107H88ZM98 106H99V109H98ZM104 108H103V107ZM116 106V107H115ZM118 106V107H117ZM126 108H125V107ZM136 106H138L136 109ZM144 106V107H143ZM154 106V107H153ZM157 106V107H156ZM168 106H171V107H168ZM173 106L175 108H173ZM223 106H229V107H223ZM241 106V107H240ZM20 107V108H19ZM29 107V108H28ZM70 107H72L70 109ZM74 107H76L74 109ZM101 107L103 108L101 110ZM156 107V108H155ZM161 107V108H160ZM260 107V108H259ZM26 108V109H24ZM32 108V109H31ZM42 108H43V111H42ZM50 108V109H49ZM63 109L60 111V109ZM68 110H66V109ZM86 108V109H85ZM122 108V111L121 109ZM129 108V109H128ZM132 108V109H131ZM155 108V109H153ZM164 108V109H163ZM223 108V109H222ZM235 108V110H234ZM23 109V111H22ZM31 109V110H29ZM95 109H97L98 111H95ZM114 109V110H113ZM118 109V111H117ZM124 109V110H123ZM127 109V111H126ZM133 110V112L130 111ZM144 109V110H143ZM156 109H159L156 110ZM225 109V110H224ZM233 110V111H230ZM247 109V108H246ZM258 109V110H257ZM17 110L16 114L14 113L15 111ZM19 110V111H18ZM47 112H45V111ZM75 110V111H74ZM82 110V111H80ZM85 110V111H84ZM92 110V111H91ZM107 110V111H106ZM109 110V111H108ZM141 110V111H140ZM151 110V111H150ZM158 111L156 112L155 114H153L154 111ZM162 110V111H161ZM170 110V111H169ZM175 110V112H174ZM220 110V112H221ZM30 113H28V112ZM49 111V112H48ZM59 112V114H61V116L59 114L56 113ZM69 111V112H67ZM91 113V114H88V112ZM95 111V113H94ZM101 111V114L99 116L101 117H98L97 114H99ZM114 111V113H113ZM147 111V112H145ZM166 111V112H164ZM222 111V112H223ZM45 112V113H44ZM61 112V113H60ZM63 112V114H62ZM67 112V114H66ZM79 114H77V113ZM87 112V113H86ZM93 112V113H92ZM120 112V114H119ZM131 112V113H130ZM152 112V113H151ZM162 112V113H161ZM174 113L175 116H171L173 115L172 113ZM12 113V114H11ZM34 113V114H32ZM43 113V114H42ZM50 113V114H49ZM69 113V114H68ZM75 113V114H74ZM118 113V114H116ZM142 113V114H141ZM160 113V115H158ZM165 113V114H164ZM260 113V114H259ZM42 114V115H41ZM67 116H66V115ZM85 114V115H84ZM89 117H88V115ZM93 114H95L93 116ZM123 114V115H122ZM128 114V115H127ZM130 114V115H129ZM151 114L150 117H148L149 115ZM163 114V115H162ZM187 118L186 121L183 120L184 122V127L183 129L185 128H188L187 127V124L188 125H191L192 128L190 129L189 131V136H190V141H194V143L196 141H198V133H199V130L198 129H195L193 127V123H191L190 121H194L196 119V115L195 114H192V113H187ZM31 115V116H30ZM35 118V120L33 119V117ZM36 115H39V118H41L39 120V118H37L38 116ZM41 115V116H40ZM53 115V116H52ZM64 115V116H62ZM76 115V116H75ZM82 115V116H81ZM91 115V116H90ZM110 115H112L110 117ZM146 115V116H145ZM155 115V117H154ZM166 115V116H165ZM59 119H58V117ZM72 118H71V117ZM95 118L93 119L92 118ZM126 116V118H125ZM128 116V117H127ZM146 118H145V117ZM164 116V118L162 117ZM179 116V117H178ZM181 116V117H180ZM191 116V117H190ZM193 116V117H192ZM231 116V115H230ZM52 117H54L55 119H53ZM65 117V118H63ZM68 117V119H66ZM77 117H79V119H77ZM82 117V118H81ZM84 117V118H83ZM86 117V118H85ZM98 117V118H97ZM114 117V118H113ZM118 117V118H116ZM130 117V118H129ZM135 117V118H134ZM140 118V121H138ZM142 117V118H141ZM173 117V118H172ZM177 117H178V121L177 120ZM16 118H20V119H16ZM51 118V119H50ZM62 118V119H61ZM80 118H81V121H80ZM90 118V119H89ZM111 118V119H110ZM120 118V119H119ZM125 118V119H124ZM133 118V119H132ZM145 118V119H143ZM149 118V119H148ZM189 118V120H187ZM218 120H217V119ZM32 119V120H30ZM38 119V121H37ZM47 119H50L47 121ZM58 119V120H57ZM73 119V120H72ZM98 119V120H97ZM104 119V120H103ZM117 119V120H116ZM124 119V120H123ZM132 119V120H131ZM150 119L153 121L154 119V122H150ZM167 121H166V120ZM19 120V121H18ZM29 120V121H28ZM56 120V121H55ZM65 120V121H64ZM72 120V121H71ZM75 120H78V121H75ZM97 122H96V121ZM114 120V121H113ZM148 120L149 123L145 122L144 121ZM18 121V122H16ZM43 121H44V124H43ZM68 121H70L71 123H69ZM85 121V122H84ZM88 121V122H87ZM104 121V122H103ZM130 121V122H129ZM137 121V122H136ZM157 121V122H155ZM216 121V122H215ZM20 122V123H19ZM49 122V123H48ZM56 122V123H55ZM66 122V123H65ZM80 122V123H79ZM83 122V123H82ZM108 122V124H106ZM113 122V123H112ZM124 122V124H123ZM127 122V123H126ZM129 122V123H128ZM132 122V123H131ZM142 122V124H140ZM160 122V123H158ZM175 122V123H174ZM178 122V123H177ZM5 125L6 126V129H5V126L2 125ZM28 123V125L26 124ZM40 123V125H39ZM52 123V125H50ZM61 125H60V124ZM65 125H64V124ZM74 123V124H73ZM77 123V124H76ZM79 123V124H78ZM87 123V125H86ZM95 123V124H94ZM101 123V124H99ZM103 123H104V126H103ZM122 123V125L119 126V124ZM139 123V124H138ZM144 123V124H143ZM150 123L154 126V124L156 126H152L150 125ZM162 123V124H161ZM167 123V124H166ZM169 123V124H168ZM174 123V125H173ZM11 124H15V125H11ZM30 124V125H29ZM42 124V125H41ZM63 124V125H62ZM68 124V125H67ZM69 124H73L72 126H70ZM82 124V125H81ZM90 124V126H88ZM98 126H103V127H98ZM128 124V125H127ZM131 124H138V125H131ZM148 124H149V128H148ZM165 124V125H164ZM216 126H215V125ZM20 125V126H19ZM56 125H59V126H56ZM67 125V126H66ZM81 125V126H80ZM93 125V126H92ZM143 125V126H142ZM158 125H159V128H158ZM167 125V126H166ZM9 126V127H8ZM19 126V127H18ZM25 126V127H24ZM29 126H32L29 127ZM46 126V128H45ZM63 126L65 127L63 129ZM76 126V127H75ZM81 127L82 129L80 130L77 129V127ZM86 126V127H85ZM98 128H97V127ZM117 128H116V127ZM122 128V129H120ZM127 126H129L128 130H127ZM131 126V127H130ZM138 126V127H137ZM145 126H147L145 128ZM11 127V128H10ZM14 127V128H13ZM35 127V128H34ZM40 127V128H39ZM72 127H75V128H72ZM85 127V128H84ZM94 131H92L90 128ZM108 127V128H107ZM134 127H137V128H134ZM168 127V129H167ZM176 127V130L175 128ZM218 127V129H217ZM22 130H21V129ZM56 128V129H55ZM60 128V130L58 129ZM116 128V129H115ZM131 128H134V129H131ZM154 128V129H153ZM178 128V129H177ZM209 128V129H208ZM215 128V129H214ZM224 128V129H223ZM29 129V130H28ZM36 129V130H35ZM70 129V130H68ZM96 129V130H95ZM100 129V130H99ZM110 129V130H109ZM118 129V130H117ZM141 131H140V130ZM148 129V130H147ZM152 129V131H151ZM165 129V131H164ZM170 129V130H169ZM212 129V130H210ZM217 129V130H216ZM4 130V131H3ZM8 132H7V131ZM15 130V131H14ZM26 130V131H25ZM28 130V131H27ZM52 130V132H51ZM79 130V131H77ZM108 130V131H107ZM125 130V131H124ZM133 130V131H131ZM150 130V131H149ZM169 130V131H168ZM172 130V131H171ZM218 130H219V134H218ZM11 131V133H10ZM14 131V132H13ZM33 131V133H31ZM36 131V132H35ZM68 131V132H67ZM72 131L73 134H71L70 132ZM83 131V132H82ZM85 131V132H84ZM88 131V132H87ZM133 132L134 135L138 134L139 132V135H138V138L140 136V138H136L134 139L135 141H133V145L130 146L127 144L128 148L132 149V150H128V156L130 154H133V155H136V156H140V157H143V159L140 161V163L136 162V159L134 158H131V157H127L126 160L123 159L121 157V154H122V151L124 150L123 149V145L125 144L124 142H127L129 141L133 136V133L131 134L130 133ZM139 131V132H137ZM149 131V132H148ZM155 131H156V134H155ZM176 131L178 132L176 134ZM195 133H194V132ZM211 131V132H209ZM217 131V132H216ZM3 132V133H2ZM26 132V133H25ZM47 132V134H46ZM77 132V133H76ZM104 132V133H103ZM109 132V133H108ZM123 132V133H122ZM128 132L130 134H128ZM161 132H162V135H161ZM173 132V133H172ZM213 132V133H212ZM7 135L9 134V136L7 137ZM31 133V134H29ZM54 133V134H52ZM64 133V134H63ZM84 133V135H83ZM94 133V134H93ZM107 133V134H105ZM120 133V134H119ZM126 133V134H125ZM143 133V134H142ZM151 133V134H149ZM164 133L165 135L167 136L168 133L169 135H171L173 138H170L172 139L170 141V139H168V137H165L164 136ZM11 134V136H10ZM14 134V135H13ZM70 134V135H69ZM80 134V135H79ZM99 134V136H98ZM111 134V135H110ZM154 134L156 136H161L162 139H164L162 141H155V137ZM174 134V135H173ZM215 134V135H214ZM218 134V135H217ZM51 135V136H50ZM92 135V136H91ZM128 137H127V136ZM141 135H145V136H142ZM151 135V136H149ZM66 136V137H64ZM71 136V137H70ZM123 136V138H121ZM130 136V137H129ZM137 136V135H136ZM166 138H164V137ZM203 136V135H202ZM259 136V135H258ZM4 137V138H3ZM6 137V138H5ZM13 137V138H12ZM22 137V138H21ZM30 139H29V138ZM50 137V138H49ZM68 137V138H67ZM86 137V138H85ZM100 137V138H99ZM214 137V139H213ZM257 137V136H256ZM8 138H10L11 140H9ZM74 138V139H73ZM76 138V139H75ZM87 140H85V139ZM96 138V139H95ZM144 138V139H143ZM147 138H149L150 140H148ZM176 140H175V139ZM217 138V139H216ZM14 141H13V140ZM68 139V140H66ZM75 141H73V140ZM138 139V140H137ZM141 139V140H140ZM148 141H147V140ZM257 139V144L253 147H251L250 149L246 148L244 150V161H242V166L240 168V176H245V174L249 175V176H245L246 178L243 177H240L239 176V173H237L235 176H239L238 179H242L244 181H246L248 184L249 182H251V184L253 182H256L257 183V186H260L258 187L259 188V191L257 192V199L256 201H250V204L251 205H255L257 204V208L258 210L254 211V215L253 216H250V213H247V211H244L243 216H240L238 218L235 217V214L234 213H230V211L228 210H225L223 208L227 207L228 205L226 204H221L220 206H222L220 208V206L218 207V209H220V211H218L220 214H217L215 212H213V216L211 215V217L215 220L213 222L210 223L209 227H208V231L206 233V235L209 233V235L211 236L210 238V242H209V245L208 247H206L205 251L203 250L202 252H200V254L203 256L202 258V261H201V264H223L225 262V264H227L229 261L231 263H228V264H233L231 260H233L235 257L236 259H234V264H243L245 262H249L251 261V259H253L254 257L256 256H261L262 259H264V233L263 231L258 227H255L253 226V223L251 226L253 227H249V228H244L245 226H242V225H239L238 224H241L240 223V220L243 218V217H247L251 220H253V222H256L258 221L259 217L258 215H261V216H264V203L262 201H264V138L263 137H259V138H256ZM261 139V140H260ZM1 140L4 142V144L1 142ZM16 140L18 142H16ZM35 140V141H34ZM62 140V142H60ZM77 140V141H76ZM80 142H79V141ZM84 140V142H83ZM90 140V141H89ZM93 140V141H92ZM146 140V141H145ZM154 140V141H153ZM260 140V141H259ZM67 141V142H66ZM70 141V143H69ZM88 141V142H87ZM139 141V143L137 142ZM166 141V144L165 142ZM180 142V143H176V142ZM212 141V142H211ZM10 142V143H9ZM76 142V143H75ZM88 143L87 145L86 144H83V143ZM92 142V143H91ZM146 143H150V145L152 146H148V147H144V144ZM162 142V144H161ZM167 142L170 143L171 146L168 147L169 143L167 144ZM172 142V143H171ZM262 144H261V143ZM6 143V144H5ZM52 143L53 146H52ZM68 145H67V144ZM72 143H74L72 145ZM83 145H81V144ZM153 143V144H151ZM159 147H158V144ZM2 144V146H1ZM10 144V145H9ZM30 144V145H29ZM51 144V145H50ZM79 146H78V145ZM97 146H96V145ZM164 144V145H163ZM16 145V146H15ZM23 145V146H21ZM96 148H95V146ZM99 145V146H98ZM162 145V146H161ZM178 147H176V146ZM186 145V146H185ZM4 146V147H3ZM25 146V148H23ZM51 146V147H50ZM60 146V147H59ZM62 146V148H61ZM73 146V147H71ZM81 146V147H80ZM154 146V147H153ZM204 146V147H202ZM3 147V148H2ZM50 147V148H49ZM56 147V148H55ZM64 147V148H63ZM70 147V149H68ZM82 148L80 149V153L79 152V148ZM86 147V148H85ZM143 147V148H142ZM151 147V148H150ZM166 149H165V148ZM174 147V148H173ZM263 147V148H262ZM8 152H6V149ZM16 148V149H15ZM34 148V149H33ZM55 148V149H54ZM60 148V149H59ZM76 148V149H75ZM91 148V149H90ZM93 148V149H92ZM136 148V150H135ZM140 148V149H139ZM150 148L151 151H148V149ZM161 148V149H160ZM206 148V149H205ZM261 148V150H260ZM25 149L27 150L25 152ZM32 149V151H31ZM59 149V150H58ZM64 149V150H63ZM78 149V150H77ZM154 149V150H153ZM159 149V151H158ZM163 149V151H162ZM171 149V150H170ZM204 149V150H202ZM221 149V148H220ZM257 149V150H256ZM13 150V151H12ZM16 152H15V151ZM20 150H22V153L18 152ZM58 150V151H57ZM82 150V151H81ZM161 150V151H160ZM169 152H168V151ZM180 150V151H179ZM192 150V152H191ZM201 150V152H200ZM247 150V152H246ZM8 153V158H7V155L5 154V152ZM12 151V152H10ZM63 151H66V152H63ZM90 151V152H89ZM96 153H92V152ZM165 151V152H164ZM186 151V152H185ZM190 151V152H189ZM2 152V153H1ZM4 152V153H3ZM10 152V153H9ZM55 152V153H54ZM85 152V153H84ZM88 152V153H87ZM150 153L149 155L152 156L153 152H156L157 154V158L160 157V153L161 156L160 159L161 160H157V162L153 161L151 162L150 158L148 160L147 158V154L146 153ZM160 152V153H159ZM171 152V153H170ZM255 152V154L253 153ZM12 153V154H11ZM16 153V154H14ZM62 153V154H61ZM66 153V154H65ZM68 153V154H67ZM118 153L120 155V158L119 160L117 161V156H118ZM143 153V154H142ZM145 153V154H144ZM159 153V154H158ZM173 153V154H172ZM185 155V156H182L181 155ZM185 153V154H184ZM191 153V154H190ZM201 153V154H199ZM19 154H22L19 156ZM26 154V155H24ZM70 154V155H69ZM75 154V155H74ZM79 154L80 156L82 157H79ZM90 156H89V155ZM92 154V155H91ZM94 154V155H93ZM196 156H194V155ZM199 154V155H198ZM258 154V155H257ZM262 154V155H261ZM35 155V156H34ZM37 155V156H36ZM64 155V156H63ZM72 155H73V158H72ZM88 155V157H87ZM251 157H250V156ZM257 155V157L255 156ZM10 156V157H9ZM13 156V157H12ZM27 156V157H25ZM41 156V157H40ZM50 156V157H49ZM63 156V157H62ZM76 160H75V158ZM92 156V157H91ZM149 156V157H150ZM165 156V157H164ZM174 156V157H172ZM199 156V157H198ZM201 156V157H200ZM260 156V157H258ZM4 157V158H3ZM98 159H96V158ZM172 157V158H170ZM178 157V158H177ZM180 157V158H179ZM255 157V158H254ZM2 158V159H1ZM6 158V159H5ZM10 158V159H9ZM28 158V159H27ZM31 158V159H30ZM41 158V159H40ZM44 158V159H43ZM48 158V159H47ZM59 158V159H58ZM68 158V159H67ZM70 158V159H69ZM79 161H78V159ZM86 158V159H85ZM164 158V159H163ZM177 158V159H176ZM183 158V159H182ZM195 158L197 160H195ZM248 158V159H246ZM252 158V163H249L251 161ZM9 159V160H8ZM25 159V160H24ZM64 159V160H63ZM180 159L182 161H180ZM256 159V160H255ZM261 159V161L259 160ZM263 159V161H262ZM50 160V161H49ZM60 160V161H59ZM88 160V161H87ZM128 160V161H127ZM166 160V161H165ZM169 160V162H168ZM246 161H248L246 165H248V167L245 165V169H246V173H245V169L244 168V165L243 163ZM6 161V162H5ZM27 161V162H26ZM72 161V162H71ZM85 161V162H84ZM96 161V162H95ZM106 161V162H105ZM126 161V162H125ZM142 161H145V162H142ZM147 161V162H146ZM178 161V162H177ZM184 161V162H183ZM187 161V163H186ZM190 161V162H189ZM197 161V162H195ZM254 161H256V163L259 164H256ZM258 161V162H257ZM26 162V163H25ZM47 162V163H46ZM51 164H50V163ZM71 162V163H69ZM92 162L94 163L93 164V168H92ZM135 162V163H134ZM180 162V163H179ZM198 162H200L198 164ZM23 163V164H22ZM30 163V164H29ZM43 163V164H42ZM45 163V164H44ZM53 163V165H52ZM57 163V164H56ZM96 163V164H95ZM101 165H100V164ZM131 164V166H129V164ZM148 164L147 166L145 165ZM163 163H166V164H163ZM177 163L178 165L180 166L179 168L177 167ZM182 163H185V164H182ZM193 163V164H192ZM48 164L50 166H48ZM56 164V165H55ZM65 164V165H64ZM74 164V165H73ZM78 164V166L76 165ZM85 164V165H84ZM134 164L135 167H134ZM172 166H171V165ZM176 165L174 166L173 168V165ZM261 164V165H260ZM4 165V166H3ZM8 165V166H7ZM26 165V166H25ZM47 165V166H46ZM52 165V166H51ZM80 165V166H79ZM83 165V166H82ZM145 165V166H144ZM154 165V166H153ZM166 165V167H165ZM169 165V167H168ZM183 167H186V168H183ZM194 165V167L192 166ZM252 165V166H251ZM257 167V170L258 171H254L255 174L253 173V169L256 170V167ZM263 165V166H262ZM46 166V167H45ZM57 166V167H56ZM73 166H75L73 168ZM77 166V167H76ZM127 166L129 168H127ZM254 166V167H253ZM261 166V167H260ZM53 167V168H52ZM56 167V168H55ZM83 168V169H79V168ZM86 167V168H85ZM116 167V168H115ZM141 167V169H140ZM171 167V168H170ZM176 167V168H175ZM190 167V168H189ZM192 167V168H191ZM221 167V166H219ZM243 167V168H242ZM252 167V168H251ZM259 167V169H258ZM263 167V168H262ZM71 168V169H70ZM111 172H107L109 173V175L106 173V170L107 169ZM112 168V170H111ZM126 168V169H125ZM131 168V169H130ZM133 168L134 171H131ZM146 170H145V169ZM178 168V169H177ZM189 168V169H188ZM223 168L222 172H224V170L226 169L225 165H223ZM6 169V170H5ZM31 169V170H30ZM44 169V170H43ZM63 169V170H62ZM67 169V170H65ZM70 169V170H69ZM75 169V170H74ZM78 169V170H77ZM86 169V170H85ZM93 169V171L91 170ZM104 171H103V170ZM116 169V170H115ZM150 169V170H149ZM157 169V170H156ZM173 169V170H172ZM177 169V171H176ZM188 169V170H187ZM231 169L234 171V168L231 167ZM249 169V170H248ZM34 170V172H33ZM43 170V171H42ZM54 170L56 172H54ZM62 170V171H61ZM73 170V171H72ZM82 170V171H81ZM130 170V171H129ZM141 170V171H140ZM142 170L144 171V174H141L139 175V173H137V171H140L142 172ZM149 170V172L147 173V171ZM187 170V171H186ZM190 170V171H189ZM251 170V173L249 174V171ZM261 170H263V172H261ZM29 173H26L28 175V177L26 176L25 172H28ZM32 171V172H30ZM42 171V172H41ZM58 171V172H57ZM61 171V173H60ZM75 171V172H74ZM80 171V172H79ZM86 171V172H85ZM160 171V173H159ZM168 171V173H167ZM171 171V173H170ZM174 171V172H173ZM207 170H205L206 172ZM227 171H229V169L227 168L226 170V174L228 173ZM14 172V173H13ZM69 172V173H68ZM77 172H79L78 174H80L83 178L77 174ZM88 174H85L87 173ZM93 172V173H92ZM104 172V173H102ZM160 174L158 175L157 174ZM221 172V173H222ZM230 172V171H229ZM36 173V174H34ZM66 173V174H65ZM74 173V174H73ZM92 173V174H91ZM96 174L95 176H93V174ZM126 173V175H124ZM153 175H152V174ZM156 173V174H155ZM165 173V174H164ZM168 175H167V174ZM177 176H175V174ZM181 173V174H180ZM187 173H188V176H187ZM192 173V174H190ZM258 175H257V174ZM260 173H261V176H260ZM41 174V175H40ZM58 174V175H57ZM62 174V175H60ZM69 174V175H68ZM71 174V175H70ZM73 174V175H72ZM100 174V175H99ZM123 174V175H122ZM138 174V176H137ZM149 174H150V177H149ZM57 175V176H56ZM66 175V176H65ZM108 177H105L107 176ZM129 175V176H127ZM163 175V176H162ZM191 175V176H190ZM9 176V177H8ZM21 176V177H20ZM75 176V178H74ZM88 176V177H87ZM91 176V177H89ZM97 176V177H96ZM117 176V177H116ZM134 176V177H133ZM144 176V177H142ZM148 176V177H146ZM169 176V177H168ZM171 176V177H170ZM173 176V180L171 179L170 181V178H172ZM181 176H182V179H181ZM254 176V177H253ZM262 178H260V177ZM30 177V178H29ZM64 177V178H63ZM71 177V178H70ZM81 177V178H80ZM87 177V178H86ZM93 177V179H91ZM110 177V178H109ZM132 177V178H131ZM153 177V178H152ZM157 177L159 180H157ZM14 178V179H13ZM70 178V179H69ZM78 180H77V179ZM80 178V179H79ZM88 180L86 181L85 180ZM90 178V179H89ZM98 178V179H97ZM117 180H115V179ZM122 178V179H121ZM127 178V180H126ZM130 178V180H129ZM174 178H175V181H174ZM185 178V180H183ZM248 178V179H247ZM5 179V180H4ZM12 179V180H11ZM20 179V180H19ZM36 179V180H35ZM39 179V180H38ZM102 181H100V180ZM104 179V180H103ZM107 179H111V183L110 184L109 180H108V183H107ZM155 179V180H154ZM178 179V180H177ZM186 179H189V180H186ZM239 179V180H240ZM259 179V180H258ZM19 180V182L17 181ZM28 180V181H27ZM53 180V181H52ZM63 180V182H62ZM82 180V182H81ZM141 180V181H140ZM152 180V181H151ZM157 180V182H156ZM177 180V181H176ZM182 180V181H181ZM233 180V179H232ZM230 180V182L232 181ZM249 180V181H247ZM258 180V181H257ZM24 181V183H23ZM67 181V182H66ZM70 181V182H69ZM79 183H78V182ZM86 183H84V182ZM95 181V182H94ZM105 181V183L103 182ZM147 181V182H146ZM162 181V184L160 183ZM217 181H220V178H217ZM228 181V180H227ZM226 181V182H227ZM15 182V183H13ZM18 182V183H17ZM28 184H27V183ZM31 182V183H30ZM94 182V183H92ZM100 182V183H98ZM131 182V183H130ZM149 182V183H148ZM156 182V183H154ZM166 182V184H165ZM178 182V183H177ZM180 182V183H179ZM230 182H228L230 184ZM262 184V185H259L258 184ZM90 183V184H89ZM102 183V184H101ZM104 183V185H103ZM138 183V184H137ZM140 183V184H139ZM144 185H143V184ZM227 183V187H229V184ZM11 184H13L11 188ZM15 184V185H14ZM19 184V185H18ZM33 184V186H32ZM79 184V185H78ZM83 184V185H82ZM99 184V185H98ZM106 184V185H105ZM108 184H110L109 186H107ZM120 184V186H118ZM125 184V185H124ZM152 184V186H151ZM165 184V185H164ZM170 184V185H169ZM179 184V185H178ZM40 185V186H38ZM63 187H62V186ZM94 185V186H93ZM98 185V186H96ZM101 185V186H100ZM138 185V186H137ZM164 185V186H162ZM168 185V186H167ZM250 185V184H249ZM20 186V187H19ZM27 188H26V187ZM29 186V187H28ZM58 186V187H57ZM87 186V188H86ZM89 186V187H88ZM107 186V187H106ZM139 186H144V187H141L139 188ZM148 186V187H147ZM157 186V187H156ZM178 186V188H177ZM25 187V188H24ZM40 187V188H39ZM43 187V188H42ZM95 187V188H94ZM128 187V188H127ZM133 189H132V188ZM135 187V188H134ZM168 189H167V188ZM14 188H17V189H14ZM25 190H24V189ZM30 188V189H29ZM36 188H37V191H36ZM71 188V189H70ZM84 188V189H83ZM102 188V189H101ZM150 188V189H149ZM152 188H154L155 190H153ZM170 188V189H169ZM226 188V187H225ZM14 189V190H13ZM41 189V190H40ZM65 189V190H64ZM126 189V190H124ZM129 189V190H128ZM140 189V190H139ZM148 189V191H147ZM158 189V190H157ZM166 189L168 191L169 194H167L166 192ZM261 189V190H260ZM263 189V190H262ZM40 190V191H39ZM71 190V191H70ZM76 190V191H75ZM89 190H91L90 193ZM102 190V191H101ZM105 190V191H104ZM122 190V191H121ZM139 192H138V191ZM162 192H161V191ZM19 191V192H18ZM23 191V192H22ZM33 191V192H32ZM125 191V192H124ZM144 191V192H143ZM147 191V192H146ZM151 191V193H150ZM164 191V192H163ZM170 191V192H169ZM29 192L31 194H29ZM38 192V193H37ZM87 192V193H86ZM89 192V193H88ZM103 192V193H102ZM121 192V193H120ZM124 194H123V193ZM136 192V193H135ZM153 192V193H152ZM161 192V193H160ZM19 193V194H18ZM34 193V195L32 194ZM40 193V194H39ZM58 193V194H56ZM74 193V194H73ZM105 193V194H104ZM109 193V194H108ZM131 193V194H130ZM144 193V194H143ZM147 193V194H146ZM262 193V195H260ZM4 194V195H3ZM39 194V195H38ZM53 194V195H52ZM77 194V195H76ZM93 194V195H92ZM95 194V195H94ZM97 194V195H96ZM161 194V195H160ZM31 195V196H29ZM42 195V196H40ZM58 195V196H57ZM61 197H60V196ZM90 195V196H89ZM102 198H101V196ZM115 195V197H113ZM147 195V196H146ZM157 195V196H155ZM16 196V197H15ZM37 196V198H36ZM95 196V197H94ZM106 196V198H104ZM112 196V197H111ZM124 196V197H123ZM128 196V197H127ZM134 196V197H133ZM138 198H137V197ZM146 196V197H145ZM156 198H154V197ZM29 197V198H28ZM35 197V198H33ZM42 197V198H41ZM66 197V198H65ZM68 197V198H67ZM85 197V198H84ZM91 197V198H90ZM99 199H98V198ZM109 197V198H108ZM168 197V198H167ZM170 197V198H169ZM220 197V196H219ZM28 198V200H27ZM39 198V199H38ZM63 198V199H61ZM72 198V199H71ZM76 198V199H75ZM95 198V199H94ZM116 198V199H115ZM131 198V199H130ZM162 198V199H160ZM53 199V201H52ZM57 199V200H56ZM66 201H65V200ZM93 199V200H92ZM106 200L105 202L103 200ZM112 199V200H111ZM137 199V200H136ZM139 199V200H138ZM153 199V201L151 200ZM168 199V200H167ZM27 200V201H25ZM41 200V202H39ZM50 202V200L52 202ZM59 200V201H58ZM61 200V201H60ZM75 200V202H74ZM92 200V201H91ZM120 202H119V201ZM145 200L147 202H145ZM155 200V201H154ZM69 201V202H68ZM72 201V202H71ZM79 201V202H78ZM86 201V202H85ZM100 201V202H99ZM133 201V202H132ZM151 201V202H150ZM164 201V202H162ZM258 201V203H257ZM261 201V202H259ZM4 202V203H3ZM39 202V204H38ZM46 202V203H45ZM57 202V203H56ZM68 202V203H66ZM74 202V203H73ZM82 202V203H80ZM127 202V203H126ZM155 202V203H154ZM229 201H227V204ZM255 202V203H254ZM2 203V204H1ZM19 203V204H18ZM32 203V204H31ZM37 205H35V204ZM64 203V204H63ZM72 203V204H71ZM84 203V204H83ZM87 203V204H86ZM97 203V204H95ZM118 203V204H117ZM124 203V204H123ZM139 203V204H138ZM261 203V205H260ZM52 204V206L50 205ZM77 206H76V205ZM109 204V205H108ZM145 204V205H144ZM249 204V205H250ZM29 205V206H28ZM36 207H34V206ZM41 205V206H39ZM75 205V206H74ZM86 205V206H85ZM98 205V207H97ZM116 205V206H115ZM130 205V206H129ZM148 205V206H147ZM54 206V207H53ZM64 206V207H63ZM74 206V207H73ZM83 206V207H81ZM101 206V208H100ZM120 206V207H119ZM139 206V207H138ZM225 206V207H223ZM39 207V208H38ZM81 207V208H80ZM115 207V208H114ZM127 207H129L127 210ZM138 207V208H137ZM141 207H144V208H141ZM260 207V208H259ZM25 208V209H24ZM29 208V210H28ZM49 208V209H48ZM54 208V211L53 209ZM63 208V210L61 209ZM73 208V209H72ZM80 208V209H79ZM96 208V209H95ZM119 208V209H118ZM261 208H263L261 210ZM33 209V210H32ZM45 209H47V211L49 212H46ZM55 209H56V212H55ZM58 209V210H57ZM101 209V210H100ZM121 209V210H120ZM151 209V210H150ZM260 209V210H259ZM40 210V211H39ZM43 210V211H42ZM62 210V211H61ZM69 210V211H68ZM95 210V211H94ZM112 210V211H111ZM133 210V211H131ZM137 210V211H136ZM225 210V211H224ZM25 211V212H24ZM28 211V212H27ZM31 211V212H30ZM35 211V213H34ZM52 214H51V212ZM86 211V212H84ZM93 211V212H92ZM102 211V212H101ZM118 211V212H117ZM120 211V212H119ZM123 211V212H122ZM143 211V212H142ZM262 211V212H261ZM24 214H23V213ZM45 212V214H44ZM84 212V213H83ZM97 212V214H96ZM110 212V213H109ZM113 214H112V213ZM116 212V213H115ZM125 212V213H124ZM127 212V213H126ZM136 212V213H135ZM148 212V213H147ZM153 212V213H152ZM158 212V213H157ZM27 213H30L28 215H26ZM34 213V214H33ZM37 213V214H36ZM57 213V214H56ZM69 213V214H68ZM101 213V214H100ZM146 215H144V214ZM150 213V214H149ZM155 213V214H154ZM200 213V212H199ZM22 214V215H21ZM39 214V215H38ZM47 214V215H46ZM54 214V216H53ZM75 214V215H73ZM110 214L112 216H110ZM117 214H121V215H117ZM139 214V215H137ZM25 215V218L23 217ZM41 215V216H40ZM44 215V216H43ZM52 215V217H51ZM84 215V216H83ZM100 215V216H99ZM127 215V216H126ZM207 215V214H206ZM238 215H242L241 212H238L236 216ZM22 218H21V217ZM28 216V217H27ZM36 218H35V217ZM56 216V217H55ZM61 216V218H60ZM104 216V217H103ZM120 216V217H119ZM126 217V219L124 217ZM130 216V217H129ZM141 218H140V217ZM150 216V217H149ZM203 216V217H202ZM219 216V217H218ZM230 216L234 217V221L233 222V218H231ZM32 217V218H31ZM40 217V218H39ZM44 217V218H43ZM46 217V218H45ZM67 217V219H66ZM76 217V218H74ZM97 217H101V218H97ZM119 217V218H118ZM138 217V218H136ZM145 219H144V218ZM148 217V218H147ZM51 218V219H50ZM54 218V220H53ZM61 219V220H57L56 219ZM118 218V220H117ZM121 218V219H120ZM129 218V219H128ZM197 218V221H198V225H200V222L199 220H203L204 218H206V216L204 214H198L196 216ZM223 218V219H222ZM23 219V220H22ZM25 219V220H24ZM40 219V220H39ZM81 219V220H80ZM140 219V220H139ZM142 219V220H141ZM144 219V220H143ZM231 219V221H230ZM237 221H236V220ZM19 220V222H18ZM102 220V221H101ZM106 220V221H104ZM115 220V221H114ZM123 220V221H122ZM228 220V222L230 221L231 223H227L226 221ZM34 221V222H33ZM43 221V222H42ZM48 221V222H47ZM82 221H85V222H82ZM94 221V222H93ZM217 221V222H216ZM220 221H223V222H220ZM29 222V223H28ZM47 222V223H46ZM52 222V223H51ZM55 222V223H54ZM59 222V223H58ZM96 222V223H95ZM100 222V223H98ZM112 222V223H110ZM120 224H119V223ZM138 222V223H137ZM36 223V224H35ZM40 223V224H39ZM57 223V225H56ZM65 223V225H64ZM82 225H81V224ZM118 223V224H117ZM122 223V224H121ZM235 223H236V226H235ZM24 224V225H23ZM69 224V225H68ZM102 224V225H101ZM108 224V225H107ZM111 224V225H110ZM128 226H127V225ZM136 224V225H135ZM33 225V226H32ZM76 225V226H75ZM80 225V226H79ZM101 225V226H99ZM110 225V226H109ZM118 225V226H117ZM235 226V228L233 226ZM23 226V228H22ZM29 226V227H28ZM39 226V227H38ZM49 226V227H48ZM64 226H67V227H64ZM96 226V227H95ZM113 226V227H112ZM118 228H117V227ZM133 228H132V227ZM223 226V227H222ZM25 227V228H24ZM37 227V228H35ZM53 227V228H51ZM56 227V228H55ZM59 227V228H58ZM90 227V228H89ZM129 229H128V228ZM43 231H42V229ZM65 228V229H64ZM88 228V229H87ZM114 228L113 232H112V229ZM136 228V229H135ZM255 228V229H254ZM18 229V230H17ZM54 229V230H53ZM59 229V230H58ZM64 229V230H63ZM67 229V230H66ZM81 229V230H80ZM90 229V231H89ZM94 229V230H93ZM99 229V230H98ZM212 229V230H211ZM226 229V232H224ZM35 230V233H33V231ZM50 230V231H49ZM64 232H62V231ZM75 230V231H74ZM103 230V231H102ZM121 230V232H120ZM129 230V232H128ZM216 232H215V231ZM223 230V231H222ZM236 230V231H235ZM27 231V232H25ZM37 231V232H36ZM46 231V232H45ZM53 231V232H52ZM56 233H55V232ZM61 231V232H60ZM67 231V232H66ZM88 231V232H87ZM232 231V232H231ZM59 232V233H58ZM78 232V233H77ZM87 232V233H85ZM109 232V233H108ZM128 232V233H127ZM222 232V233H221ZM239 232V234H238ZM243 232V233H242ZM26 233V234H25ZM31 233V234H30ZM37 233V234H36ZM42 233V234H41ZM66 233V234H65ZM68 233V235H67ZM74 237L73 236V234ZM95 233V234H94ZM99 233V235H98ZM132 233V234H131ZM52 234V235H51ZM59 234V235H58ZM67 236H65V235ZM86 234V235H85ZM113 234V236H111ZM118 234V235H117ZM240 234L242 236H240ZM24 235V237H23ZM36 235H38L36 237ZM46 235V236H45ZM57 235V236H56ZM72 235V236H70ZM129 235V237H128ZM239 235V236H238ZM52 236V237H51ZM121 236V237H120ZM215 236V237H214ZM230 238H228V237ZM49 237V238H48ZM64 237V238H63ZM71 240H70V238ZM105 237V238H104ZM117 237V239H116ZM9 238V239H8ZM43 238V239H42ZM44 238H46V240H44ZM59 238V239H58ZM76 238V239H75ZM93 238V239H92ZM112 238V239H111ZM115 238V239H114ZM119 238V239H118ZM213 238V239H212ZM247 238V239H246ZM34 239V240H33ZM37 239V240H36ZM49 239V240H48ZM64 239V241H62ZM67 241H66V240ZM75 239V240H73ZM90 239V240H89ZM102 239V240H101ZM129 239V240H128ZM249 239L251 241H249ZM33 240V241H31ZM48 240V241H47ZM53 240V241H52ZM61 242H60V241ZM69 240V241H68ZM80 240H81V243H80ZM85 240V241H83ZM97 240V241H96ZM104 240V241H103ZM116 240V241H115ZM119 240V241H118ZM256 240V241H255ZM22 241V242H21ZM44 241V242H43ZM46 241V242H45ZM51 243H50V242ZM95 241V242H94ZM121 241V242H120ZM231 243H230V242ZM68 242V243H66ZM70 242V243H69ZM111 242V243H110ZM207 242V241H206ZM229 242V243H228ZM257 242V243H256ZM28 243V244H27ZM48 245H47V244ZM59 243V245H58ZM78 243V244H77ZM89 243L92 245H89ZM119 243V244H118ZM208 243V242H207ZM46 244V245H45ZM55 246H54V245ZM64 244V245H63ZM66 244V245H65ZM75 244V245H74ZM81 244V245H80ZM86 244V246H85ZM106 244V245H105ZM225 244V245H224ZM240 244V245H239ZM45 245V246H43ZM50 245V246H49ZM53 245V246H52ZM83 245V246H82ZM94 245V246H93ZM112 245V246H111ZM116 245V246H115ZM122 245V246H121ZM207 245V244H206ZM227 245V246H226ZM236 245V246H235ZM238 245V246H237ZM25 246V248H24ZM36 246V247H35ZM43 246V247H42ZM47 246V247H46ZM57 246V247H56ZM59 246V247H58ZM69 246V247H68ZM99 246V248H98ZM101 246V247H100ZM105 246V247H103ZM220 246V248H219ZM222 246V247H221ZM246 246V247H245ZM66 247V248H65ZM76 247H80V248H76ZM89 247V248H88ZM212 247V248H211ZM220 249H218V248ZM230 247H232V249L235 251V253L231 254V250ZM241 247V248H240ZM252 247V248H251ZM256 249L254 250L253 249ZM256 247V248H255ZM29 248V249H28ZM56 248V249H55ZM71 248H72V251H71ZM82 248V249H81ZM101 248V250H100ZM126 248V247H125ZM216 248V249H215ZM225 248V249H224ZM229 248V249H228ZM236 248V249H235ZM247 248H250V249H247ZM27 249V250H26ZM59 251H58V250ZM87 249V251H86ZM108 249V250H107ZM114 249V250H113ZM118 249V250H117ZM208 249V250H207ZM212 249V250H211ZM218 249V250H217ZM85 250V252H84ZM93 250V251H92ZM105 250V251H104ZM216 250V251H215ZM228 250V252H227ZM13 251V252H12ZM15 251V252H14ZM43 251V252H42ZM66 251V252H65ZM120 251V252H119ZM221 251V252H220ZM241 251V252H240ZM61 252V253H60ZM64 252V253H63ZM81 252V253H79ZM117 252V253H116ZM220 252V254H219ZM237 252V253H236ZM20 253V254H19ZM41 253V254H40ZM58 253V254H57ZM79 253V254H78ZM86 253V254H85ZM108 253V254H107ZM111 253V254H110ZM114 253V254H113ZM116 253V254H115ZM206 253V254H205ZM51 254V256H50ZM62 254V255H61ZM73 254V255H72ZM89 254V255H88ZM92 254V255H91ZM104 254V255H103ZM208 254V255H207ZM222 254V255H221ZM230 254L234 257L231 256V258L229 257ZM8 255V256H6ZM47 255V256H46ZM66 255V256H65ZM103 255V256H102ZM219 255V256H218ZM228 255V256H227ZM27 256V258H26ZM58 256V257H56ZM62 256H63V259H62ZM65 256V257H64ZM70 256V257H69ZM75 256V257H74ZM89 256V258H87ZM101 256V257H100ZM105 256V257H104ZM209 256V257H208ZM225 256V257H224ZM6 257V258H5ZM48 257V258H47ZM104 257V258H102ZM111 257V259H110ZM66 258V259H65ZM69 258V259H68ZM87 258V259H86ZM115 258V259H114ZM121 258V260H120ZM20 259V260H19ZM34 259V260H32ZM35 259L37 260L36 262ZM64 259L66 261H64ZM73 259V261H71ZM76 259V261H75ZM242 259V260H241ZM248 259V260H247ZM70 260V261H68ZM83 260V262L81 263V261ZM91 260V261H90ZM205 260V262H204ZM210 260V261H209ZM229 260V261H228ZM260 259H255V260H252L251 263H246V264H258V261ZM9 261V262H8ZM25 261V262H24ZM109 261V262H108ZM208 261V263L206 262ZM216 261V263L214 262ZM244 261V262H243ZM23 262V263H22ZM34 262V263H33ZM65 262V263H64Z\"/></svg>",
	"mask_w": 264,
	"mask_h": 264
},
{
	"label": "bare ground",
	"instance_id": "6f19581e",
	"mask_svg": "<svg viewBox=\"0 0 264 264\" xmlns=\"http://www.w3.org/2000/svg\"><path fill=\"white\" fill-rule=\"evenodd\" d=\"M7 1V0H6ZM20 1V0H19ZM27 1V0H26ZM38 1V2H37ZM70 1V0H69ZM83 1H85V0H83ZM90 1V0H89ZM123 1V0H122ZM126 1V0H125ZM124 1V2H125ZM167 1V0H166ZM169 1V0H168ZM173 1V0H172ZM178 1V0H177ZM177 1H176V3H177ZM205 1V0H204ZM210 1V0H209ZM213 1V0H212ZM218 1V0H217ZM225 1H227V0H225ZM233 1V0H232ZM2 2V1H1ZM31 2H32V0H31ZM34 2L37 4L38 3V5H39V3H46V1L45 0H34ZM71 2H72V5H76V4H80L82 1H80V0H71ZM90 2H93V1H90ZM89 2V3H90ZM170 2V4H171V1H169ZM174 3H175V1H173ZM183 2V1H182ZM190 2V1H189ZM222 2V1H221ZM224 2V1H223ZM222 2V3H223ZM228 2H229V0H228ZM235 2V1H234ZM242 2H243V0H242ZM246 2V1H245ZM255 2V1H254ZM260 2V1H259ZM16 3H19V2H16ZM22 3V2H21ZM27 3V2H26ZM26 3H25V6H26ZM29 3H30V1H29ZM87 3V2H86ZM85 3V4H86ZM111 3H115V2H111ZM175 3V4H176ZM185 3V2H184ZM187 3V2H186ZM185 3V4H186ZM208 3V2H207ZM213 4H214V2H212ZM225 4H227V6H229L228 5V3H226V2H224ZM223 3V4H224ZM231 3V2H230ZM236 3V2H235ZM248 3H249V1H248ZM263 3H264V1H263ZM263 3H261L262 5H263ZM1 4V3H0ZM3 4V3H2ZM5 4V3H4ZM22 4H24V3H22ZM95 4V3H94ZM154 4V3H153ZM169 4V5H170ZM173 4V3H172ZM182 4V6H184L183 5V3H181ZM180 4V5H181ZM188 4V3H187ZM186 4V5H187ZM198 4V3H197ZM196 4V5H197ZM201 4V3H200ZM204 4V3H203ZM218 4H220V2H218ZM225 4H224V6H225ZM232 4H233V2H232ZM245 4V3H244ZM260 4V5H261ZM7 5H9V4H7ZM14 5V4H13ZM17 5H20V3L19 4H17ZM32 5V4H31ZM35 5V4H34ZM41 5V4H40ZM39 5V6H40ZM49 5V4H48ZM47 5V6H48ZM71 5V4H70ZM81 5H84V2H83V4H81ZM87 5H88V3H87ZM90 5H91V3H90ZM106 5V4H105ZM121 5V4H120ZM122 5H124V4H122ZM164 5V4H163ZM199 5V4H198ZM208 5V4H207ZM234 5V4H233ZM247 5V4H246ZM252 6H253V4H251ZM2 6V5H1ZM24 5H23V7H25ZM28 6H29V4H28ZM89 6V5H88ZM116 6H118V4H116ZM173 6H174V4H173ZM200 6V5H199ZM202 6V5H201ZM227 6H225L226 7V9H227ZM238 6V5H237ZM240 6V5H239ZM252 6H251V8H252ZM255 6V5H254ZM259 6V5H258ZM264 6V5H263ZM262 6V7H263ZM2 7H4V6H2ZM43 7V6H42ZM51 7V6H50ZM120 7V6H119ZM118 7V8H119ZM126 7V6H125ZM147 7H148V4H147ZM175 7H178V6H175ZM181 7V6H180ZM219 7V6H218ZM225 7H223L224 9H225ZM233 7V6H232ZM232 7H230V8H232ZM236 7V6H235ZM234 7V8H235ZM250 7V6H249ZM255 7H257V6H255ZM262 7H260V9L262 8ZM5 8V7H4ZM3 8V9H4ZM20 8H21V10H22V6H20ZM81 8V7H80ZM83 8V7H82ZM86 8H87V6H86ZM89 8H91L90 6H89ZM106 8H107V6H106ZM116 8V7H115ZM133 8V7H132ZM186 8V7H185ZM220 8V7H219ZM233 8V9H234ZM241 8V7H240ZM247 8V7H246ZM259 8V7H258ZM257 8V11L259 10ZM264 8V7H263ZM6 9V8H5ZM10 9V8H9ZM15 9V8H14ZM29 10H30V8H28ZM28 9H27V12H28ZM38 9H39V7H38ZM37 9V10H38ZM42 9L43 8H41L39 11H42ZM56 9V8H55ZM60 9V8H59ZM104 9V8H103ZM147 9V8H146ZM153 9V8H152ZM168 9H170V7H168ZM174 9V8H173ZM176 9V8H175ZM178 10H180V8H177ZM183 9V8H182ZM202 9H206V8H203L202 7ZM218 9V8H217ZM225 9V10H226ZM233 9H232V11H233ZM243 9V8H242ZM244 9H245V7H244ZM249 9V8H248ZM253 9V8H252ZM16 10H17V7H16ZM20 10V9H19ZM33 10H35V8L33 9ZM36 10V11H37ZM46 10V9H45ZM85 11H86V9H84ZM88 10V9H87ZM122 10V9H121ZM177 10V12H178V14H176L175 13V15L174 16H180V11H178ZM185 10V9H184ZM183 10V11H184ZM211 10V9H210ZM221 10H223L222 8H221ZM225 10H223L224 12H225ZM261 10H263V9H261ZM6 11H8L9 12V10L7 9ZM5 11V12H6ZM25 11V10H24ZM32 11V10H31ZM82 11V10H81ZM96 10H94V12H95ZM128 11V10H127ZM159 11V10H158ZM169 10H167L166 12H168ZM173 11H175V10H173ZM216 10H214V12H215ZM231 11V10H230ZM236 11V10H235ZM235 11H233V13L235 12ZM254 11H255V9H254ZM256 11V12H257ZM3 12V11H2ZM19 12V11H18ZM17 12V13H18ZM21 12H23V11H21ZM20 12V15L22 14ZM47 12H48V10H47ZM47 12L45 13V14H47ZM71 12V11H70ZM69 12V13H70ZM91 12V11H90ZM114 12V11H113ZM122 12V11H121ZM123 12H124V8H123ZM129 12V11H128ZM127 12V13H128ZM176 12V11H175ZM195 12V11H194ZM208 12V11H207ZM224 12L222 13V11H221V15L223 16L224 15ZM227 12V11H226ZM239 13H241V11H238ZM237 12V13H238ZM12 13H13V11H12ZM26 13V12H25ZM24 13V14H25ZM42 13H44L43 11H42ZM66 13V12H65ZM114 13H117V12H114ZM124 13H126V12H124ZM124 13L123 14H121V15H124ZM126 13V14H127ZM132 13V12H131ZM135 13V12H134ZM147 13V12H146ZM152 13V12H151ZM159 13V12H158ZM162 14L164 13V11L163 12H161ZM169 13V12H168ZM174 13V12H173ZM209 13V12H208ZM229 14H230V12H228ZM245 13H246V11H245ZM249 13V12H248ZM254 13V12H253ZM259 13V12H258ZM1 14V13H0ZM8 14V13H7ZM11 14V13H10ZM19 14V13H18ZM30 14V13H29ZM38 13H35L34 12V15H37ZM45 14H44V16H45ZM81 14V13H80ZM94 14V13H93ZM96 14V13H95ZM133 14V13H132ZM156 14V13H155ZM155 14H153V17H154V15ZM167 14V13H166ZM182 14V13H181ZM186 14H188V12L186 13ZM185 14V15H186ZM202 14V13H201ZM216 14H220V12L219 13H216ZM226 14V13H225ZM228 14V15H229ZM236 14V13H235ZM243 14H244V10H243ZM261 14H264V12L262 13V11H261ZM2 15H4L5 16V14H1V16ZM17 15V14H16ZM19 15V17H20V19H21V16ZM31 15V14H30ZM29 15V16H30ZM34 15L32 14L30 17H28V19L25 17V19L26 20H34L35 22H38V20L34 17ZM43 15V14H42ZM77 15V14H76ZM85 15V14H84ZM98 15V14H97ZM106 15V14H105ZM111 15V14H110ZM157 15V14H156ZM155 15V16H156ZM170 15H172V14H170ZM184 15V16H185ZM209 15V14H208ZM239 15V14H238ZM253 15H255V14H252L251 16H253ZM260 15V14H259ZM259 15L257 16V13H256V16L257 17H259ZM12 16H13V14H12ZM11 16V17H12ZM42 17L41 15H37V17ZM49 16V15H48ZM106 16H109V14L108 15H106ZM105 16V17H106ZM127 16H130V15H127ZM132 16H135V15H132ZM173 16V15H172ZM191 16H192V14H191ZM197 16V15H196ZM205 16V15H204ZM211 16H213V15H211ZM216 16H218V15H216ZM227 16V15H226ZM14 17V16H13ZM16 17V16H15ZM46 17V16H45ZM45 17H44V19H43V21L45 20ZM51 17V16H50ZM58 17V16H57ZM61 17H63V15L61 16ZM120 17V16H119ZM125 17V16H124ZM135 17H137V15L135 16ZM134 17V18H135ZM158 17V16H157ZM161 17V16H160ZM166 17H168V16H166L165 15V18ZM171 17V16H170ZM181 17H183V15H181ZM187 17V16H186ZM189 17H190V14H189ZM193 17H195V15H193ZM209 17H210V15H209ZM221 17V16H220ZM231 17H232V15H231ZM233 17H234V15H233ZM232 17V18H233ZM239 17V16H238ZM245 17V16H244ZM250 17V16H249ZM263 17V16H262ZM35 18V19H34ZM43 18V17H42ZM55 18V17H54ZM53 18V19H54ZM66 18H69V17H66ZM80 18V17H79ZM83 18H85V17H81V20H80V22L82 21V19ZM95 18V17H94ZM93 18V19H94ZM97 18V17H96ZM112 18H116V17H113L112 16ZM127 18V17H126ZM178 18V17H177ZM185 18V17H184ZM183 18V19H184ZM197 18H198V16H197ZM226 17H224V19H225ZM235 18H237V16L235 17ZM11 19V18H10ZM13 19V18H12ZM24 19V18H23ZM23 19H21L22 21H23ZM49 19V18H48ZM86 19V18H85ZM89 19V18H88ZM128 19V18H127ZM139 19V18H138ZM137 19V20H138ZM148 19H150L149 17H148ZM163 19V18H162ZM167 19V18H166ZM166 19H164V20H166ZM186 19H188V18H186ZM231 19V18H230ZM254 19H257V18H254ZM259 19V18H258ZM262 19V18H261ZM261 19H259V20H261ZM6 20H8V19H6ZM37 20V21H36ZM50 20H52V17H51V19ZM75 20V19H74ZM78 20V21H79ZM106 20H110L111 21V18H109V17H106ZM115 20V19H114ZM136 20V19H135ZM151 20V19H150ZM154 20V19H153ZM168 20V19H167ZM173 20V19H172ZM178 20V19H177ZM191 20V19H190ZM213 20V19H212ZM229 20V19H228ZM228 20H226V21H228ZM239 19H237L236 21H238ZM248 20V19H247ZM2 21V20H1ZM17 21V20H16ZM48 20L46 19V22H47ZM76 21V20H75ZM125 21H127L126 19H125ZM131 21V19L129 20V22ZM174 21H175V19H174ZM179 21V20H178ZM181 21V20H180ZM196 21V20H195ZM207 21H208V16H207ZM219 21V22H218ZM218 23H220V21H221V18H220V20L218 19ZM240 21V20H239ZM253 21V20H252ZM256 21V20H255ZM6 22V21H5ZM11 22V21H10ZM39 22H41V21H39ZM51 23H52V21H50ZM54 22V21H53ZM55 22H56V20H55ZM67 22V21H66ZM70 22H72V21H70ZM68 23V24H71V23ZM77 22V21H76ZM83 22V21H82ZM86 22V21H85ZM89 22H90V20H89ZM93 22H94V20H93ZM100 22H102V19H101V21ZM120 22V21H119ZM128 22V21H127ZM138 22V21H137ZM165 22H168V21H165ZM164 22V23H165ZM186 22H188V21H186ZM190 22H192V21H190ZM200 22V21H199ZM203 22V21H202ZM211 22V21H210ZM213 22V21H212ZM228 22H232V20L230 21H228ZM248 22H250V21H248ZM259 23H260V21H258ZM262 22H264V18H263V21ZM2 23V22H1ZM1 23H0V25H1ZM8 23H9V20H8ZM12 23V22H11ZM18 23H20V21L18 22ZM22 23V22H21ZM20 23V24H21ZM30 23H32V22H29L28 24H30ZM34 23V22H33ZM42 23V22H41ZM45 23V22H44ZM49 23V22H48ZM47 23V24H48ZM56 23H58V22H56ZM55 23V24H56ZM62 22L60 21V24H61ZM95 23V22H94ZM135 22H133V24H134ZM169 23V25H171L170 24V22H168ZM172 23V22H171ZM195 23V22H194ZM201 23V22H200ZM208 23V22H207ZM218 23H216L217 25H218ZM237 23V22H236ZM241 23L243 24V22L241 21ZM241 23L239 24V25H241ZM247 23V22H246ZM256 23V22H255ZM254 23V21H253V24H255ZM5 24V23H4ZM24 24V23H23ZM35 24V23H34ZM37 24V23H36ZM54 24V23H53ZM52 24V25H53ZM76 24V23H75ZM102 24H103V22H102ZM159 24V23H158ZM166 24V23H165ZM176 24H178V23H176ZM195 24H198V22L197 23H195ZM228 24V23H227ZM252 24V23H251ZM258 24V23H257ZM257 24H255L256 26H257ZM15 25V24H14ZM49 25V24H48ZM59 25V24H58ZM72 25V24H71ZM73 25H74V23H73ZM81 25V24H80ZM97 25V24H96ZM105 25V24H104ZM108 25V24H107ZM166 25H168V24H166ZM179 25V24H178ZM181 25V24H180ZM206 25V24H205ZM211 25H212V23H211ZM220 25V24H219ZM218 25V26H219ZM226 25V24H225ZM233 24H231V25H229L230 27L232 26ZM260 25L262 26V25H264L263 23H260ZM9 26H12V25H9ZM8 26V27H9ZM26 26H27V24H26ZM35 26V25H34ZM38 26V25H37ZM55 26V25H54ZM61 26V25H60ZM59 26V27H60ZM64 26V25H63ZM62 26V27H63ZM75 27L77 26V24L76 25H74ZM73 26V27H74ZM84 26V25H83ZM86 26H87V24H85V27H84V29L86 28ZM92 26V25H91ZM103 26V25H102ZM113 26V25H112ZM137 26H139L138 24H137ZM176 26V25H175ZM186 26V25H185ZM217 26V27H218ZM223 26H224V24H223ZM228 26V25H227ZM252 26V25H251ZM16 27H17V24H16ZM29 27V26H28ZM69 27V26H68ZM80 27H82V26H80ZM88 27H89V25H88ZM93 27V29H94V27L95 26H92ZM105 27H107V26H104L103 27V29L105 28ZM110 27V26H109ZM173 28H174V26H172ZM181 27H183V28H185L183 25L181 26ZM197 27V26H196ZM204 27V26H203ZM221 27V26H220ZM226 27V26H225ZM233 27V26H232ZM235 27V26H234ZM244 27V26H243ZM242 27V28H243ZM248 27V26H247ZM259 27V26H258ZM257 27V28H258ZM263 28H264V26H262ZM10 28V27H9ZM18 28H20V26L18 27ZM18 28H16V30L18 29ZM32 28H35V27H32ZM43 28V27H42ZM71 28H72V26H71ZM125 28V27H124ZM198 28V27H197ZM204 28H206V27H204ZM211 28V27H210ZM209 28V29H210ZM214 28V27H213ZM223 28V27H222ZM240 28V27H239ZM241 28V29H242ZM249 28V27H248ZM256 28V29H257ZM0 29H2V28H0ZM12 29H13V26H12ZM21 29H22V27H21ZM26 29V28H25ZM25 29H23V30H25ZM30 29V28H29ZM40 29V28H39ZM51 29V28H50ZM70 29V28H69ZM83 29V30H84ZM118 29V28H117ZM136 29H137V27H136ZM178 29V27L175 29V31ZM186 29V28H185ZM196 29V28H195ZM209 29H206V30H208L209 31ZM240 29V30H241ZM245 29V28H244ZM247 29V28H246ZM251 29H254V28H251ZM255 29V30H256ZM259 29V28H258ZM10 30V29H9ZM8 30V31H9ZM19 30V29H18ZM32 31H34L33 29H31ZM56 30H57V28H56ZM77 30V29H76ZM82 30V31H83ZM108 31H109V29H107ZM129 30H133V29H129ZM165 30V29H164ZM169 30H170V28H169ZM174 30V29H173ZM179 30H181V28L179 29ZM183 30V29H182ZM203 30V29H202ZM216 30H218V29H216ZM215 29H213V31H216ZM224 30V29H223ZM226 30V29H225ZM224 30V31H225ZM249 30H250V28H249ZM263 30V29H262ZM3 31L5 32L6 30L5 29H3ZM21 31V30H20ZM26 31V30H25ZM31 31V32H32ZM37 31V30H36ZM42 31V30H41ZM41 31H38V32H41ZM71 31V30H70ZM69 31V32H70ZM73 31V30H72ZM93 31V30H92ZM130 31V32H131ZM134 31V30H133ZM166 31V30H165ZM164 31V32H165ZM178 31V30H177ZM176 31V32H177ZM186 31V30H185ZM198 31H199V29H198ZM212 31V30H211ZM212 31V32H213ZM221 30L219 29V32H220ZM10 33L12 32V31H9ZM17 32V31H16ZM37 32V33H38ZM44 32H45V30H44ZM52 32V31H51ZM60 32H61V30H60ZM63 32V31H62ZM65 32V31H64ZM88 32V31H87ZM91 32V31H90ZM101 32V31H100ZM104 32V31H103ZM107 32V31H106ZM114 32V31H113ZM126 32V31H125ZM143 32H144V30H143ZM173 33L172 34H174V31H172ZM179 33H181L180 31H178ZM184 32V31H183ZM187 32V31H186ZM184 32L185 34H189V32ZM200 32H201V30H200ZM200 32H199V34H200ZM218 32V31H217ZM218 32V33H219ZM229 32H231V31H229ZM3 33V32H2ZM1 33V35L3 36V34ZM27 33L29 34V32L27 31ZM47 33H50V32H47ZM47 33H45L47 36H48V34ZM91 33H93V32H91ZM94 33H95V31H94ZM93 33V34H94ZM97 33V32H96ZM139 33V32H138ZM208 33V32H207ZM214 33V32H213ZM221 33V32H220ZM240 33V32H239ZM242 33H243V31H242ZM248 33H250V32H248ZM248 33H246V34H248ZM258 33L259 32H257V36L259 37V36H261V35H258ZM263 33V32H262ZM5 34V33H4ZM16 34V33H15ZM18 34V33H17ZM16 34V35H17ZM31 34V33H30ZM61 34V33H60ZM66 34V33H65ZM64 34V35H65ZM74 34V33H73ZM77 34V33H76ZM79 34H81L82 36H83V34L82 33H79ZM87 34V33H86ZM107 34V33H106ZM118 34V33H117ZM141 34V33H140ZM191 34V33H190ZM193 34H195V33H193ZM204 34V33H203ZM202 34V35H203ZM209 34V33H208ZM222 34V37H223V33H221ZM224 34H227L226 32H224ZM232 34V33H231ZM234 34V33H233ZM253 35V33H250L249 35ZM256 34V33H255ZM261 34V33H260ZM1 35H0V37H1ZM6 35H8V33L6 32ZM11 35H14V34H11ZM20 35V34H19ZM26 35V34H25ZM43 35L44 34H42V36H40V37H43ZM68 35V34H67ZM96 35V34H95ZM103 35V34H102ZM105 35V34H104ZM107 35H109V33L107 34ZM135 35V34H134ZM133 35V36H134ZM141 35H143V34H141ZM149 35V34H148ZM176 35H177V33H176ZM180 35V34H179ZM201 35V34H200ZM207 34L205 33V36H206ZM210 35H211V33H210ZM5 36V35H4ZM18 36V35H17ZM21 36V35H20ZM22 36H23V31H22ZM36 36V35H35ZM39 36H37V37H39ZM62 36H63V34H62ZM76 36V35H75ZM89 36V35H88ZM87 36V37H88ZM130 36V35H129ZM137 36V35H136ZM144 36H145V34H144ZM164 36V35H163ZM182 36H183V34H182ZM194 36V35H193ZM209 36V35H208ZM213 36H215V35H213ZM218 36H220V34L218 35ZM225 36V35H224ZM228 36H230V34L228 35ZM235 36H237V34L235 35L234 34V38H236ZM245 36V35H244ZM257 36H254V38L256 39V40H254L255 42L257 41ZM9 37V36H8ZM24 37V36H23ZM23 37L21 38V40L23 39ZM31 37V36H30ZM44 37H45V35H44ZM68 37V36H67ZM70 37V36H69ZM79 37V36H78ZM84 38H85V36H83ZM188 37H190L191 38V36H188ZM194 37H196V36H194ZM201 37H203V36H201ZM248 37H250V36H248ZM248 37H246V39H249ZM257 37V38H256ZM263 37V36H262ZM261 37V38H262ZM3 38V37H2ZM7 38V37H6ZM15 38H17V37H15ZM19 38V39H20ZM29 37H28V35H27V39H28ZM60 38V37H59ZM72 39H74L73 37H71ZM132 38V37H131ZM136 38V37H135ZM142 38V37H141ZM140 38V39H141ZM145 38V37H144ZM176 38H178L177 36H176ZM184 38V37H183ZM219 38V37H218ZM217 38V39H218ZM230 38H231V36H230ZM239 38V37H238ZM244 39H245V37H243ZM250 38H252V37H250ZM13 39H14V37H13ZM31 39V38H30ZM30 39H29V41H30ZM38 39V38H37ZM68 39V38H67ZM79 39V38H78ZM93 39V38H92ZM96 38H94V40H95ZM128 39V38H127ZM147 39V38H146ZM161 39H164V37H161ZM167 39V38H166ZM179 39V38H178ZM196 39V38H195ZM200 39V38H199ZM206 40L207 39H209V38H205ZM220 39H221V36H220ZM223 39V38H222ZM225 39V38H224ZM223 39V40H224ZM259 39H260V37H259ZM258 39V40H259ZM4 40V39H3ZM6 40V39H5ZM7 40H10L9 38L7 39ZM24 40V39H23ZM35 40V39H34ZM64 40H65V38H64ZM96 40H99V39H96ZM103 40V39H102ZM126 40V39H125ZM133 40H135V39H133ZM213 41H216V40H214V38L212 39ZM219 40V39H218ZM217 40V41H218ZM228 40H230V39H228ZM19 41V40H18ZM32 41V40H31ZM46 41H48V40H46ZM72 41V40H71ZM78 41V40H77ZM84 41H86V40H84ZM101 41V40H100ZM106 41V40H105ZM131 41V40H130ZM180 41V40H179ZM190 41V40H189ZM191 41H193V40H191ZM204 41V40H203ZM208 41V40H207ZM227 40H225V42H226ZM261 41H263V39L261 40ZM6 42V41H5ZM4 42V43H5ZM13 42H15L14 40H13ZM23 42V41H22ZM20 43V44H24V43ZM24 42H25V40H24ZM90 42H92V41H90ZM99 42V41H98ZM97 42V43H98ZM101 42H103V41H101ZM110 42V40L109 41H107V43H109ZM127 42V41H126ZM129 42V41H128ZM132 42V41H131ZM160 42H162V40L160 41ZM173 42V41H172ZM177 42V41H176ZM185 42H188L187 40H185ZM197 43L199 42L200 43V41H196ZM205 42V41H204ZM209 42V41H208ZM219 42H221V41H219ZM225 42H223V43H225ZM228 42H231V41H228ZM243 42V41H242ZM246 42V41H245ZM248 42V41H247ZM33 43V42H32ZM57 43H59V42H57ZM63 43V42H62ZM69 43V42H68ZM67 43V45H70V44H72V42L70 43V44H68ZM74 43V42H73ZM78 43V42H77ZM84 44V42H81V44ZM106 42H105V44H107ZM133 43V42H132ZM169 43H171V42H169ZM180 43V42H179ZM194 43V42H193ZM192 43V44H193ZM198 43V44H199ZM212 43H214V42H210V44L212 45ZM222 42H221V44H223ZM236 42L234 41V43L232 44V45H234ZM238 43H240V42H238ZM264 43V42H263ZM262 43V44H263ZM27 44V43H26ZM31 44V43H30ZM99 44H101V43H99ZM116 44V43H115ZM123 44H125V43H123ZM131 44V43H130ZM140 44V43H139ZM151 44V43H150ZM174 44H175V42H174ZM174 44H173V46H174ZM181 44H184V42H182ZM208 44V43H207ZM215 44H216V42H215ZM221 44H220V46H221ZM242 43H240V45H241ZM243 46H248V45H245V43L243 42ZM247 44V43H246ZM257 45H259L258 43H256ZM256 44L254 43V45H252V46H256ZM260 44H261V42H260ZM3 45V44H2ZM66 45V46H67ZM73 45V44H72ZM78 45V44H77ZM86 45V44H85ZM109 44H107V46H108ZM127 45H128V43H127ZM188 45V47L189 46H192L191 44L189 45V44H187ZM194 45V44H193ZM201 45V44H200ZM204 45H205V47H206V42L204 43ZM218 45V44H217ZM216 45V46H217ZM231 45V46H232ZM237 45V44H236ZM6 46V45H5ZM4 46V47H5ZM24 46H25V44H24ZM29 46V45H28ZM31 46V45H30ZM30 46L28 47V48H30ZM57 46V45H56ZM74 46V45H73ZM72 46V47H73ZM81 46V45H80ZM83 47H84V45H82ZM82 46H81V48H82ZM88 47L90 46V44L89 45H87ZM100 46V45H99ZM107 46L105 47V48H107ZM110 46V45H109ZM108 46V47H109ZM118 46H119V44H118ZM131 46V45H130ZM172 46V45H171ZM176 46H178V45H176L175 44V47ZM181 46H183V45H181ZM197 45H195L194 47H196ZM215 46V47H216ZM219 46V45H218ZM217 46V47H218ZM224 46V45H223ZM223 46H222V48H223ZM229 46V45H228ZM237 46H239V45H237ZM249 46H250V44H249ZM248 46V47H249ZM252 46H250L249 48H251ZM12 47H13V44H12ZM70 48V49H73V48ZM78 47V46H77ZM76 47V48H77ZM86 47V46H85ZM92 47H96V50H97V48H98V46H95L94 44H93V46ZM113 47V46H112ZM122 47V46H121ZM126 47V46H125ZM134 47V46H133ZM170 47V46H169ZM179 47V46H178ZM183 47H186V49H188L187 48V46H183ZM193 47V46H192ZM204 47V48H205ZM216 47V48H217ZM227 47V46H226ZM234 47V46H233ZM245 47V48H246ZM247 47V48H248ZM258 47V46H257ZM2 48V47H1ZM17 48L18 49H20L18 46H17ZM16 48V49H17ZM26 48V47H25ZM68 48V47H67ZM87 48V47H86ZM157 48V47H156ZM174 48V47H173ZM196 48H198V47H196ZM200 48V47H199ZM209 48H210V46H209ZM208 48V49H209ZM220 48V47H219ZM231 48V47H230ZM240 48H241V46H240ZM240 48H238V47H236L235 49H240ZM242 48H244V47H242ZM253 48V47H252ZM4 49V48H3ZM10 49V48H9ZM17 49V50H18ZM27 49V48H26ZM31 49V48H30ZM56 49V48H55ZM78 49V48H77ZM84 49V48H83ZM89 49V48H88ZM109 49V48H108ZM111 49V48H110ZM109 49V51H111ZM172 49V48H171ZM202 49V48H201ZM206 49V48H205ZM211 49H213V50H217V49H214V47L213 48H211ZM229 48H225V50H228ZM232 49V48H231ZM261 50L263 49V46H262V48H260ZM259 48H258V50H260ZM12 50H13V48H12ZM22 50H23V48H22ZM47 50V49H46ZM66 50V49H65ZM80 51H81V49H79ZM78 50V51H79ZM104 50V49H103ZM124 50V49H123ZM133 50V49H132ZM160 50V49H159ZM180 50V49H179ZM182 50V49H181ZM184 50V49H183ZM189 51H190V49H188ZM193 50H195V49H193ZM197 50V49H196ZM221 50V49H220ZM242 50V49H241ZM245 50V49H244ZM244 50H242L240 53L242 54L243 52H244ZM3 51H5V50H3ZM31 51V50H30ZM68 51H69V48H68ZM75 51V50H74ZM86 52L88 51V50H85ZM85 51L83 52V50H82V53H81V56H83L82 54L83 53H85ZM100 51H101V49H100ZM108 51V50H107ZM114 51V50H113ZM162 52H164L163 50H161ZM169 51V50H168ZM174 51V50H173ZM176 51H178V50H176ZM187 51V50H186ZM185 51V52H186ZM201 51V50H200ZM219 51V50H218ZM231 50H229V52H230ZM240 51V50H239ZM249 51V50H248ZM257 51V50H256ZM1 52V51H0ZM9 52V51H8ZM104 52V51H103ZM118 51H116V53H117ZM175 52V51H174ZM173 52V53H174ZM192 53H193V51H191ZM196 52V51H195ZM198 52V51H197ZM204 52H205V50H204ZM207 52H211V51H207ZM220 52H222V51H220ZM219 52V53H220ZM249 52H251V53H253L252 51H249ZM248 52V53H249ZM254 52H255V50H254ZM6 53V52H5ZM19 53H20V50H19ZM19 53H17V54H15V56L17 57V56H19L18 54ZM24 53H25V51H24ZM23 52H21V54L20 55H22V54H24ZM70 53V52H69ZM73 53V52H72ZM78 53V52H77ZM89 53H91V50H90V52ZM99 53V52H98ZM105 53H106V51H105ZM110 53V52H109ZM115 53V52H114ZM166 53V52H165ZM181 53H182V51H181ZM201 53V52H200ZM203 53V52H202ZM214 53V52H213ZM228 53V52H227ZM233 53V55L236 53L235 51L234 52H232ZM258 53V52H257ZM256 52H255V54H257ZM259 53H260V51H259ZM9 54V53H8ZM12 54V53H11ZM88 54V53H87ZM95 54V53H94ZM100 54H102V51H101V53ZM124 54V53H123ZM168 54H171V53H168ZM190 54V53H189ZM208 54V53H207ZM212 54V53H211ZM214 54H216V53H214ZM222 54V53H221ZM231 54V53H230ZM230 54H227V56H229ZM263 54V53H262ZM4 55V54H3ZM59 55V54H58ZM72 55H74V54H72ZM96 55V54H95ZM99 55V54H98ZM97 55V56H98ZM107 55H108V53H107ZM106 55V56H107ZM140 55V54H139ZM144 55V54H143ZM178 55H183V54H178ZM177 55V56H178ZM187 55V54H186ZM193 55V54H192ZM195 55V54H194ZM210 55V53L208 54V56ZM218 55V54H217ZM233 55H231V57H233ZM237 55V54H236ZM254 55V54H253ZM258 55V54H257ZM264 55V54H263ZM262 55V56H263ZM6 56V55H5ZM9 56H11V55H9ZM13 56H14V54H13ZM14 56V57H15ZM24 56V55H23ZM66 56H67V54H66ZM77 57V55H74L73 56V58L74 57ZM88 56V55H87ZM105 56V57H106ZM112 56V55H111ZM115 56V55H114ZM134 56V55H133ZM136 56V55H135ZM138 56V55H137ZM172 56V55H171ZM171 56H169V57H171ZM188 56H190V55H188ZM199 56V55H198ZM201 56H203L202 54H201ZM205 57H206V55H204ZM208 56H207V58H208ZM213 56V55H212ZM212 56H210V57H212ZM221 57H219V55L217 56V57H219L220 59L221 58H223L222 57V55H220ZM223 56H225V55H223ZM242 56H243V54H242ZM256 56V55H255ZM4 57V56H3ZM28 57V56H27ZM26 57V58H27ZM78 57H80V55L78 56ZM86 57V56H85ZM88 57H91V59H92V57L93 56H88ZM87 57V58H88ZM96 57V56H95ZM102 57H104V53H103V56ZM109 56H107V58H108ZM168 57V56H167ZM168 57V59H170ZM176 57V56H175ZM174 57V58H175ZM183 57V56H182ZM197 57V55L195 56V58H193V59H198V58H196ZM204 57V58H205ZM216 57V56H215ZM230 57V56H229ZM229 57H228V59H229ZM237 57H238V55H237ZM246 57V56H245ZM248 57H250L249 55H248ZM254 57V56H253ZM252 57V58H253ZM259 57V56H258ZM12 58V57H11ZM10 58V59H11ZM18 58V57H17ZM98 58H100V56H98ZM117 58V57H116ZM124 58V57H123ZM122 58V59H123ZM126 58H128V57H126ZM126 58H124L125 59V61L127 60ZM140 58V57H139ZM173 57H172V59H174ZM178 58V57H177ZM176 58V59H177ZM179 58H181V57H179ZM178 58V59H179ZM186 58V57H185ZM185 58L183 57L182 59H184L185 60ZM188 58V57H187ZM219 58L217 59V60H219ZM234 59H236L235 57H233ZM232 58V59H233ZM263 58V57H262ZM6 59V58H5ZM14 59V58H13ZM13 59H12V61H13ZM19 59H20V57H19ZM56 59V58H55ZM84 59V58H83ZM90 59V58H89ZM90 59V60H91ZM95 59V58H94ZM92 59L93 60V62L94 61H96L97 59ZM111 59H113V57L111 58ZM119 59V58H118ZM140 59H142V58H140ZM150 59V58H149ZM171 59V60H172ZM189 59V58H188ZM187 59V60H188ZM191 59V58H190ZM209 59V58H208ZM208 59H206V60H208ZM212 59H214V58H212ZM243 59V58H242ZM247 59V58H246ZM245 59V60H246ZM254 59V58H253ZM261 59V58H260ZM17 60V59H16ZM68 60H70V59H68ZM88 60V59H87ZM91 60V61H92ZM99 60H101V59H99ZM99 60H97V61H99ZM128 60H130V59H128ZM128 60H127V62H128ZM132 60H134V59H132ZM161 60H163L162 58H161ZM202 60V59H201ZM225 60V59H224ZM223 59H221V60H219V62H221V61H223V63L225 62ZM231 60V59H230ZM240 60V59H239ZM238 60V61H239ZM263 60V59H262ZM6 61H8V60H6ZM10 61V60H9ZM36 61V60H35ZM96 61V62H97ZM102 61H103V59H102ZM106 61V59L103 61V63ZM108 61H110V57H109V59H108ZM118 62L119 61H121V60H117ZM124 61V60H123ZM124 61V62H125ZM142 61H143V59H142ZM141 61V62H142ZM151 61H152V59H151ZM170 61V60H169ZM168 61V62H169ZM182 61V60H181ZM190 60H188V62H189ZM194 61V60H193ZM196 62H198L199 63V65H200V60H195ZM211 61V60H210ZM236 61V60H235ZM247 61V60H246ZM245 61V62H246ZM249 61H250V58H249ZM249 61H247V62H249ZM2 62V61H1ZM0 62V63H1ZM16 62V61H15ZM20 62V61H19ZM18 61H17V64L19 63ZM32 62V61H31ZM37 62V61H36ZM35 62V63H36ZM88 61H85V63H87ZM92 62V63H93ZM100 62V61H99ZM111 62H115V63H118V62H116V61H111ZM110 62V63H111ZM122 62V61H121ZM123 62V63H124ZM127 62H126V64H127ZM157 62H159V61H157ZM166 62V61H165ZM192 62V61H191ZM203 62V61H202ZM201 62V63H202ZM230 62H232V61H230ZM234 62V61H233ZM244 62V61H243ZM3 63H4V61H3ZM14 63V62H13ZM22 62H20V64H21ZM74 63L76 64V62L74 61ZM102 63V62H101ZM109 63V62H108ZM120 63V62H119ZM122 63V64H123ZM147 63H149V62H147ZM153 64H154V62H152ZM174 63H178V64H176L177 66L175 67L174 65L171 67V66H169L168 64H167V62L165 63V64H167L166 66H169V67H171V68H173V67H175V68H177V67H180V66H178L179 64H181L179 61H177V62H175V60H174ZM173 63V64H174ZM210 63V62H209ZM209 63H206V65L207 64H209ZM240 63V62H239ZM238 63V64H239ZM242 63V62H241ZM256 63V62H255ZM262 63V62H261ZM16 64V63H15ZM14 64V65H15ZM27 64V63H26ZM70 64V63H69ZM96 64H98V62L96 63ZM112 64V63H111ZM111 64H108V65H111ZM125 64V65H126ZM130 64V63H129ZM135 64V63H134ZM139 64H140V62H139ZM144 64V63H143ZM163 64V63H162ZM183 64V63H182ZM181 64V65H182ZM185 64V63H184ZM191 63H189V65H190ZM203 64V63H202ZM247 64V63H246ZM249 64H252V62L251 63H249ZM254 64V63H253ZM252 64V65H253ZM257 64V63H256ZM264 64V63H263ZM262 64V65H263ZM13 65V64H12ZM87 65V64H86ZM105 65H106V63H105ZM133 65V64H132ZM132 65H130V66H132ZM156 65V64H155ZM194 65V64H193ZM220 65H223V64H221L220 63ZM241 65V64H240ZM260 65V64H259ZM2 66V65H1ZM10 66V65H9ZM19 66H21V65H19ZM19 66H18V68H19ZM22 66H24V65H22ZM35 66V65H34ZM94 66V65H93ZM100 67H101V65H99ZM102 66H103V64H102ZM113 66V65H112ZM122 66V65H121ZM121 66H119V67H121ZM138 66V65H137ZM148 66V65H147ZM164 66V65H163ZM183 67H185L184 65H182ZM182 66H181V68H182ZM188 66V65H187ZM186 66V67H187ZM195 66H196V64H195ZM210 66V65H209ZM224 66L225 65H223V67L221 66V69L223 68V69H225L224 68ZM226 66H228V65H226ZM225 66V67H226ZM246 66V65H245ZM264 66V65H263ZM12 67V66H11ZM17 67V66H16ZM106 67V66H105ZM104 67V68H105ZM110 67V66H109ZM115 67V66H114ZM122 67H124V66H122ZM126 67V66H125ZM149 67V66H148ZM148 67H146V68H148ZM150 67H151V64H150ZM189 67V66H188ZM191 67H192V65H191ZM200 67V66H199ZM206 67V66H205ZM214 67V66H213ZM213 67H211V68H213ZM215 67H217L216 65H215ZM214 67V68H215ZM232 67H233V65H232ZM231 67V68H232ZM235 67H236V65H235ZM5 68L7 69L8 67H6L5 66ZM10 68V67H9ZM8 68V69H9ZM13 68V67H12ZM11 68V69H12ZM21 68V67H20ZM31 68V67H30ZM135 68V67H134ZM152 68V67H151ZM160 68V67H159ZM162 68V67H161ZM164 68V67H163ZM168 68V67H167ZM167 68H165V70H162V71H168V70H166ZM170 68V69H171ZM180 68V69H181ZM207 68V67H206ZM211 68H209L210 70H211ZM219 68V67H218ZM218 68H216V69H218ZM230 68V69H231ZM245 68V67H244ZM257 68V67H256ZM35 69V68H34ZM38 69V68H37ZM56 69V68H55ZM74 69H76V68H74ZM101 69V68H100ZM109 69V68H108ZM113 69V68H112ZM111 69V70H112ZM115 69V68H114ZM129 69H132V68H129ZM136 69V68H135ZM155 69H157L158 70V68H155ZM174 69V68H173ZM178 69V68H177ZM177 69L175 70V71H177ZM179 69V70H180ZM184 69V68H183ZM186 69V68H185ZM215 69V70H216ZM221 69L219 68L218 69V71H221ZM227 69H228V67H227ZM234 69V68H233ZM240 69V68H239ZM238 69V70H239ZM243 69V68H242ZM246 69V68H245ZM245 69H243V71L245 72ZM264 69V68H263ZM19 70V69H18ZM17 70V71H18ZM46 70V69H45ZM102 70V69H101ZM104 70V69H103ZM107 70V69H106ZM117 70V69H116ZM122 70H123V68H122ZM125 70V69H124ZM145 70V69H144ZM147 70V69H146ZM151 70H153V69H151ZM188 70V69H187ZM192 70H193V68H192ZM201 70V69H200ZM206 70V69H205ZM214 70V69H213ZM214 70V71H215ZM236 70H237V67H236ZM249 70V69H248ZM252 70H253V67H252ZM260 70H261V68H260ZM2 72H3V70H1ZM6 71V70H5ZM10 71H12V70H10ZM20 71V70H19ZM27 71V70H26ZM37 71V70H36ZM64 71V70H63ZM114 70H112L111 72L112 73H114L113 72ZM121 72V70H120V68L118 69V72ZM128 71V70H127ZM134 71V70H133ZM148 71V70H147ZM146 71V72H147ZM162 71H160V69H159V71H156V72H161V73H164V72H162ZM174 71V70H173ZM183 71V70H182ZM201 71H203V70H201ZM207 71V70H206ZM218 71H217V73H218ZM224 72H225V70H223ZM222 71V72H223ZM227 71V70H226ZM233 71V70H232ZM241 72H242V70H240ZM239 71V72H240ZM8 72L9 71H7V75H8ZM38 72V71H37ZM82 72H84V71H82ZM119 72V73H120ZM123 72H125V71H123ZM138 72V71H137ZM145 71H142V73H144ZM151 72V71H150ZM169 72V71H168ZM181 72V71H180ZM188 72H189V70H188ZM190 72H191V70H190ZM197 72V71H196ZM196 72H194V73H196ZM212 72V74H214L213 73V71H211ZM222 72H219V74L220 73H222ZM230 72H231V70H229V75H231L232 76V78H233V74H230ZM238 72V73H239ZM251 72H253V71H251ZM22 73H23V70H22ZM85 73V72H84ZM104 73H105V71H104ZM109 73V72H108ZM119 73H116L117 75L119 74ZM131 73V72H130ZM141 73V74H142ZM160 73V74H161ZM173 73V72H172ZM182 73V72H181ZM184 73V72H183ZM208 73V72H207ZM210 73V72H209ZM208 73V74H209ZM216 73V74H217ZM237 73V74H238ZM262 73V72H261ZM260 73V74H261ZM10 74V73H9ZM17 74V73H16ZM111 73H109V75H110ZM121 74L123 75V76H121L122 78H125L124 76H125V74L124 73H122L121 72ZM128 74V73H127ZM136 74V73H135ZM138 74H140V73H138ZM145 74V73H144ZM148 74V73H147ZM156 74H158V73H156ZM168 74V73H167ZM203 74V73H202ZM234 74H236V71L234 72ZM244 75L245 74H247V73H243ZM15 75V74H14ZM24 75V74H23ZM78 75H80V74H78ZM84 75V74H83ZM88 75V74H87ZM100 75H103L102 74V72H101V74ZM106 75V74H105ZM105 75H103V76H105ZM137 75V74H136ZM146 75V74H145ZM153 75V74H152ZM163 75V74H162ZM169 75H170V77H171V74H170V72H169ZM176 75H177V73H176ZM201 75V74H200ZM205 75H206V73H205ZM215 75V74H214ZM214 75H210L209 74V76L208 75H206L207 76V78H209V82L211 83V82H213L214 81V86H212V85H210V89H208L207 91H209V93H204V95L206 94V96H208V99L207 98H205V97H203L204 95H203V93H201V91H198V92H193V91H196V90H202L200 87L201 86H199L198 84L200 83V82H198L197 81V83L195 84V82L193 83V85L191 86V85H189V88H192V90L191 91H189L190 89H188V91H185V89H184V91H180V92H178V101H177V103L175 102V106L177 107V108H175L174 106H173V108H175L177 111H180V113H179V115H181V116H183V117H181L182 119H181V121H180V124H179V126H177V127H179L180 129V134L176 131V134L178 133V136H181L182 137V139H183V143H186L187 145H188V150H189V148H191V146H196L197 144H199V143H201L202 145L203 144H205L206 145V138H204V134L202 133V134H200V130L202 129V127L204 126V125H206V129H207V127L209 126V128H211L210 127V125H209V120H210V117H211V119H212V116H214V115H216V114H214L213 115V113H214V108H216V107H214L213 109H212V107L214 106V99L216 98L215 96H217V92L218 93H220L221 91H215V87H221L222 89L221 90H223V86L222 85H220V84H222V83H219V76H214ZM249 75V74H248ZM16 76V75H15ZM29 76V75H28ZM57 76V75H56ZM70 76V75H69ZM108 76V75H107ZM127 77H128V75H126ZM130 76V75H129ZM141 76V78H142V75H140ZM139 76V77H140ZM157 76H159V75H157ZM167 76V75H166ZM174 76H175V74H174ZM181 76V75H180ZM198 76V75H197ZM202 76V75H201ZM205 76V77H206ZM223 76H225V74L223 75ZM222 76V77H223ZM257 76V75H256ZM5 77H6V75H5ZM9 77V76H8ZM14 77V76H13ZM17 77V76H16ZM19 77H21V75L19 76ZM24 77H25V75H24ZM24 77H22V78H24ZM27 77V76H26ZM77 77V76H76ZM83 77V76H82ZM112 77H113V74H112ZM119 77H120V75H119ZM119 77H118V79H119ZM150 77V76H149ZM159 77H161V76H159ZM176 77V76H175ZM177 77H179V76H177ZM195 77V76H194ZM234 77H236V76H234ZM239 77V76H238ZM237 77V78H238ZM241 77H244L243 75H241L240 76V79H241ZM7 78V77H6ZM15 78V77H14ZM63 78V77H62ZM121 78V79H122ZM132 78H133V76H132ZM145 78H147V77H145ZM151 78H154V77H151ZM202 78H203V76H202ZM231 78V77H230ZM246 78V77H245ZM10 79V78H9ZM11 79H12V77H11ZM10 79V80H11ZM19 79V78H18ZM18 79H16L15 80V82L18 80ZM30 79V78H29ZM29 79H28V81H29ZM83 79H85V77L83 78ZM100 79L102 80V78L100 77ZM104 79H106V77L104 78ZM103 79V80H104ZM111 79V78H110ZM137 78H135V80H136ZM144 79V78H143ZM148 79V78H147ZM159 79V78H158ZM165 79V78H164ZM174 79H177L178 80V78H174ZM185 78H183V80H184ZM200 79V78H199ZM203 79H205V78H203ZM222 79V78H221ZM235 80H236V78H234ZM12 80H14V79H12ZM96 80H98V77H97V79ZM100 80V81H101ZM108 80H109V78H108ZM126 80V82L128 83V79L127 78H125V79H123L122 80V83L124 84V85H126L125 84V81ZM132 79L131 78H129V81H131ZM137 80H141L140 78L139 79H137ZM153 80V79H152ZM152 80H151V82H152ZM181 80V79H180ZM183 80H181V81H183ZM193 80H195V79H193ZM207 80V79H206ZM223 80H224V78H223ZM226 80V79H225ZM233 80V79H232ZM231 80V81H232ZM246 80V79H245ZM262 80V79H261ZM260 80V81H261ZM263 80H264V78H263ZM28 81H27V83H28ZM80 81V80H79ZM104 81H106V80H104ZM146 80L144 79V81H143V83L145 82ZM147 81H149V80H147ZM146 81V82H147ZM154 81V80H153ZM159 81V80H158ZM158 81H155V82H158ZM161 81V80H160ZM186 81V80H185ZM202 81V80H201ZM208 81V80H207ZM207 81H205L204 80V82H207ZM230 80H228V82H231ZM253 81V80H252ZM15 82H12L13 84L15 83ZM20 82V81H19ZM84 83H85V80L83 81ZM91 82V81H90ZM101 82H103V81H101ZM116 82V81H115ZM119 82H120V79H119ZM150 82V81H149ZM148 82V83H149ZM150 82V83H151ZM164 81H161V83H163ZM168 82V81H167ZM191 82V81H190ZM208 82V83H209ZM237 82V81H236ZM250 82V81H249ZM248 82V83H249ZM259 82V81H258ZM4 83H5V81H4ZM22 83V82H21ZM26 83V85H28ZM30 83V82H29ZM80 83V82H79ZM89 82L87 81V84H88ZM92 83V82H91ZM97 83V82H96ZM136 83V82H135ZM149 83V84H150ZM170 83H172V82H170ZM173 83H174V81H173ZM179 83V82H178ZM177 83V84H178ZM203 83V82H202ZM201 83V84H202ZM217 83H219V85L220 86H217ZM227 83V82H226ZM232 83H234V82H232ZM25 84V83H24ZM90 84V83H89ZM88 84V85H89ZM95 84V83H94ZM130 84H131V82H130ZM141 84V83H140ZM145 84V83H144ZM147 84V83H146ZM152 84V83H151ZM156 84V83H155ZM165 84H166V81H165ZM181 84V83H180ZM223 84H224V82H223ZM228 84V83H227ZM227 84H226V86H227ZM229 84H231V83H229ZM228 84V85H229ZM239 84V83H238ZM244 84H246V82L244 81ZM250 84V83H249ZM253 84V83H252ZM256 84V83H255ZM259 84V83H258ZM1 85V84H0ZM10 85V84H9ZM31 85V84H30ZM34 86H36V83L35 84H33ZM33 85H32V87H33ZM49 85V84H48ZM74 85V84H73ZM86 85V84H85ZM93 85V84H92ZM115 85H116V83H115ZM114 85V88L115 87H117V86H115ZM119 86L121 85L120 83L118 84ZM128 85H129V83H128ZM133 85H135L134 83H133ZM132 85V86H133ZM137 86H138V84H136ZM142 85V84H141ZM148 85V84H147ZM159 84H157V86H158ZM167 85V84H166ZM165 85V86H166ZM173 85V84H172ZM207 85V84H206ZM232 85V84H231ZM242 85H243V83H242ZM2 86V85H1ZM16 87H18V85H15ZM15 86L13 87V89L15 88ZM63 86V85H62ZM80 86V85H79ZM94 86V85H93ZM151 86V85H150ZM150 86H149V88H150ZM160 86V85H159ZM180 86V85H179ZM203 86V85H202ZM204 86H205V83H204ZM233 86V85H232ZM231 86V87H232ZM244 86V85H243ZM243 86H241V87H239V88H237V90L238 89H241ZM253 86V85H252ZM251 86V87H252ZM255 86V85H254ZM10 86H8V88H9ZM29 87L30 86H28V89H29ZM65 87V86H64ZM89 87H90V85H89ZM97 87H99V86H97ZM111 87V86H110ZM113 87V86H112ZM121 87V86H120ZM126 86H124V88H125ZM134 87V86H133ZM132 87V88H133ZM142 87V86H141ZM145 87H147L146 85H145ZM156 87V86H155ZM162 87V86H161ZM175 87V86H174ZM174 87H173V89H174ZM230 87V88H231ZM1 88V87H0ZM54 88V87H53ZM76 88V87H75ZM75 88H74V90H75ZM87 87H85V89H86ZM118 88V87H117ZM117 88H115V89H117ZM131 88V87H130ZM137 88H140V87H137ZM148 88V87H147ZM159 88V87H158ZM164 88V87H163ZM167 88H168V86H167ZM175 88H177V87H175ZM182 88V87H181ZM206 88V87H205ZM207 88H208V86H207ZM206 88V89H207ZM244 89H247V88H245V86L243 87ZM249 88V87H248ZM256 88V87H255ZM26 89V88H25ZM27 89V90H28ZM35 89H36V87H35ZM34 89V87H33V91H35L36 92V90ZM62 89V88H61ZM77 89V88H76ZM79 89V88H78ZM88 89V88H87ZM92 89H94V88H92ZM96 89V88H95ZM112 89V88H111ZM119 89H121V88H119ZM123 89V88H122ZM121 89V90H122ZM127 89H128V87H127ZM127 89H126V91H127ZM142 89H143V87H142ZM144 89H146V88H144ZM220 89V88H219ZM229 89V88H228ZM232 89V88H231ZM89 90H91V89H89ZM106 90H107V88H106ZM108 90H110L109 88H108ZM114 90V89H113ZM111 91V93L113 92V96L114 97H119V95L117 96L116 94L114 95V91ZM140 90V89H139ZM158 91V89H154L153 91ZM164 90V89H163ZM163 90H161V91H163ZM179 90H180V88H179ZM181 90H183V89H181ZM187 90V89H186ZM204 90V89H203ZM227 90V89H226ZM230 90V89H229ZM236 90V89H235ZM236 90V91H237ZM248 90V89H247ZM260 90H263V89H260ZM6 91H7V89H6ZM29 91V90H28ZM27 91V92H28ZM31 91H32V89H31ZM30 91V92H31ZM52 91V90H51ZM57 91V90H56ZM86 91V90H85ZM95 91H98V89L97 90H95ZM101 91V90H100ZM99 91V92H100ZM103 91V90H102ZM128 91H130V90H128ZM134 91H135V88H134ZM137 91V90H136ZM141 91V90H140ZM165 91V90H164ZM168 91V90H167ZM241 91V90H240ZM246 91V90H245ZM248 91H250V89L248 90ZM252 91H254V90H252ZM23 92V91H22ZM26 92V91H25ZM26 92V93H27ZM55 92V91H54ZM91 92H93V90H91ZM117 92V91H116ZM122 92H124V90H122ZM144 92H145V90H144ZM147 92V91H146ZM149 92V91H148ZM166 92V91H165ZM193 92V93H192ZM226 92V91H225ZM235 92V91H234ZM233 92V95H235V93ZM264 92V91H263ZM5 93V92H4ZM3 93V94H4ZM19 93V92H18ZM40 93V92H39ZM38 93V94H39ZM47 93V92H46ZM87 93H90L89 91H87ZM106 93H108V91L106 92ZM118 93H120L119 91L117 92V94ZM126 93V92H125ZM124 93V94H125ZM129 93V92H128ZM127 93V94H128ZM134 93V92H133ZM142 93H143V90H142ZM152 93H154V92H152ZM157 93V92H156ZM170 93V92H169ZM168 93V94H169ZM229 93V92H228ZM241 93V92H240ZM2 94V95H3ZM22 94H24V92L22 93ZM34 94V93H33ZM50 94V93H49ZM54 94V93H53ZM56 94H57V92H56ZM97 94H99L98 92H97ZM96 94V95H97ZM109 94V93H108ZM130 94V93H129ZM140 94V93H139ZM237 94H239V93H237ZM237 94H236V96H237ZM242 94V93H241ZM254 94V93H253ZM260 93L258 92V95H259ZM261 94H262V92H261ZM19 95V94H18ZM62 95V94H61ZM93 94H91L90 96H92ZM101 95V94H100ZM102 95H104L103 93H102ZM121 95H122V93H121ZM121 95H120V99H121ZM132 95V94H131ZM130 95V96H131ZM144 95H148V93L146 94H144ZM150 95V94H149ZM153 95V94H152ZM161 95V94H160ZM170 95V94H169ZM224 95V94H223ZM232 95V96H233ZM245 95V94H244ZM1 96V95H0ZM23 96V95H22ZM31 96H32V94H31ZM67 96V95H66ZM74 96V95H73ZM112 96V97H113ZM135 96H138V95H135ZM154 96V95H153ZM158 96V95H157ZM162 96H164L163 95V93H162ZM167 96V95H166ZM218 96H220V95H218ZM225 96V95H224ZM232 96H230V99L232 98ZM253 96H256V94H254ZM261 96H263L264 97V95H261ZM26 97V96H25ZM38 97V96H37ZM88 97V96H87ZM93 97V96H92ZM95 97V99H96V96H94ZM124 97H128L129 98V96H124ZM133 97H134V95H133ZM140 97V96H139ZM161 97V96H160ZM215 97V98H214ZM221 97H223L222 95H221ZM241 98L243 97V95L242 96H240ZM257 97V96H256ZM52 98V97H51ZM62 98H63V96H62ZM69 98V97H68ZM109 98V96L107 97V99ZM136 98H138V97H136ZM141 98V97H140ZM149 98V97H148ZM212 98H214V99H212ZM240 98V99H241ZM250 98H251V95H250ZM250 98H248L247 99V101H249V99ZM253 98V97H252ZM251 98V99H252ZM261 98V97H260ZM35 99V98H34ZM58 99V98H57ZM111 99V98H110ZM123 100V102H124V98H122ZM133 99V98H132ZM132 99H131V101H132ZM142 99V98H141ZM140 99V100H141ZM151 99V98H150ZM164 99V98H163ZM167 99V98H166ZM174 99V98H173ZM219 99H220V97H219ZM223 99H226V98H223ZM228 99V98H227ZM250 99V100H251ZM254 99V98H253ZM262 99V98H261ZM2 100V99H1ZM36 100H37V98H36ZM35 100V101H36ZM90 100V99H89ZM93 100V99H92ZM101 101H103V99H100ZM99 100V101H100ZM112 100V99H111ZM116 100V99H115ZM118 100H119V98H118ZM129 100V99H128ZM143 100V99H142ZM165 100V99H164ZM169 100V99H168ZM171 100V99H170ZM176 100V99H175ZM229 100V99H228ZM233 100V99H232ZM239 100V99H238ZM237 99H235L234 98V100H233V104L231 105L232 107H235V103H236V101H238ZM256 100V99H255ZM262 100H264V99H262ZM262 100H260V101H262ZM5 101V100H4ZM18 101V100H17ZM54 101V100H53ZM91 101V100H90ZM96 101V100H95ZM98 101V102H99ZM105 101V100H104ZM122 101L120 102V103H122ZM136 101H137V99H136ZM157 101V100H156ZM216 101V100H215ZM229 101H231V100H229ZM243 101V100H242ZM244 101H245V99H244ZM243 101V102H244ZM253 101V100H252ZM252 101H251V104H250V106H248V105H246V106H248V107H246V108H244V109H242V110H240V111H238L236 114H233V113H231L230 115H227V114H229L228 112H229V106H223V107H225V109H226V107H229V108H227V110H225V111H223V110H221V109H219V111L217 112L219 115H220V118H221V121H225L226 119H227V122L225 123V126H226V128L223 130V132H220V134H219V130H218V139H217V143H216V140H215V142L213 141V143H212V145H209L208 147V149H206L205 150V152L203 153V154H201V153H199V154H201L202 155V157L200 158L201 160H202V162H201V164H202V166L200 165V167H202L203 169H205V170H207L206 172H205V170L203 171V170H197L196 169V171H195V168H197V166L195 167V168H193L194 170V172H193V174L192 173H190V174H192V176L191 177H188L189 179H186V180H189V181H186L184 184L182 183L180 186H179V188H178V186H177V190H174V191H172V194L170 195L171 196V200H170V202H168L167 203V205H165L166 203H164V204H162L161 202H159V201H155V202H157L158 204H155V210L156 211H159V213L158 214H156L155 216H153L154 218H152V219H149V220H147V219H145L144 217V219H145V221L143 222V223H141L140 224V227L139 226H137L138 227V230H137V232H135V234L133 233V235H132V237H130L131 238V240L128 242V243H125L124 244V247H121L120 248V250H122V252L120 253L122 256L121 257H123L124 258V260L125 261H127V262H130V263H128V264H201V261H202V258H203V256H204V254H203V256L200 254V252H202L203 250L205 251L206 249V247H208V245H209V242H210V238H211V236L209 235V233L206 235V233H207V231H208V227H209V225H210V223L211 222H213V221H215L212 217H211V215L213 216V212H215V213H217V214H220L218 211H220V209H218V207L223 203V204H226V205H228L227 207H225V206H223V207H225V208H223V209H225V210H228V211H230V213L232 212V213H234L235 214V217L236 218H238V217H240V216H243V215H245V214H247V213H250V216H253L254 215V211H255V209H256V211L258 210V208H257V204H256V206L253 204V205H251L250 204V201H256V199H257V197H256V195H257V192L259 191V188L258 187H260V186H257V183L256 182H253L252 184H251V182L253 181H251V182H249V184L246 182V181H244V180H242L243 179V177L244 178H246L245 176L247 175V174H245V176H240V174H241V170H240V168H241V164H242V161H244V150L246 149V148H248V149H250L251 147H253V146H255L256 144H257V139L256 138H259V137H263L264 138V128H263V118L262 117H259V118H257L256 117V113H257V111L253 108V106H251L252 104L254 105V103H252ZM259 101V102H260ZM31 102V101H30ZM46 102V101H45ZM49 102V101H48ZM48 102H46L47 103V105H48ZM77 102V101H76ZM80 102V101H79ZM78 102V103H79ZM87 102V101H86ZM93 102V101H92ZM91 102V103H92ZM107 102V101H106ZM116 103H118L117 101H115ZM128 102V101H127ZM130 102V101H129ZM138 102V101H137ZM155 102V100L154 101H152V103L151 104H153ZM161 102H162V99H161ZM164 102V101H163ZM225 102H227V100L225 101ZM254 102V101H253ZM7 103V102H6ZM18 103V102H17ZM20 103H22V102H20ZM19 103V104H20ZM32 103V102H31ZM41 103H42V101H41ZM43 103H44V101H43ZM54 103V102H53ZM52 102H51V104H53ZM57 103H58V101H57ZM71 103V102H70ZM73 103V102H72ZM75 103V102H74ZM74 103H73V105H74ZM77 103V104H78ZM88 103H90V102H88ZM96 103H97V101H96ZM109 103V102H108ZM114 103V102H113ZM158 103V102H157ZM166 103V102H165ZM168 103H170V102H167V104ZM217 103V102H216ZM231 103H232V101H231ZM240 103H242V102H240ZM11 104V103H10ZM39 103H37V105H38ZM68 104V103H67ZM82 104V103H81ZM136 104V103H135ZM135 104H134V106H135ZM224 104H226V103H224ZM229 103H227V105H228ZM237 104H238V102H237ZM242 104H244V103H242ZM255 104H257V103H255ZM264 104V103H263ZM0 105H1V103H0ZM2 105H5L4 103L2 104ZM11 105H13V104H11ZM16 105V104H15ZM25 105V104H24ZM70 105V104H69ZM73 105H71L72 107H73ZM87 105V104H86ZM89 105V104H88ZM92 105H94L93 103H92ZM107 105H109V104H107ZM107 105H106V107H107ZM114 105H116V104H114ZM113 105V106H114ZM123 105V104H122ZM121 105V106H122ZM128 105V104H127ZM142 105V104H141ZM140 105V106H141ZM148 105V104H147ZM146 105V106H147ZM158 105H160V104H157V106ZM174 105V104H173ZM239 105H241V104H238V105H236V106H239ZM260 105H262L261 103H260ZM52 106V105H51ZM57 106V105H56ZM76 106V105H75ZM78 106V105H77ZM99 106H101V105H99ZM99 106H98V109H99ZM110 106H112V105H110ZM112 106V107H113ZM132 106V105H131ZM133 106V107H134ZM156 106V107H157ZM221 106V105H220ZM243 106V105H242ZM25 107V106H24ZM27 107V106H26ZM32 107V106H31ZM53 107H55V106H53ZM64 107V106H63ZM72 107H70V109L72 108ZM79 107H80V105H79ZM89 107V106H88ZM103 107V106H102ZM101 107V110L104 108H102ZM116 107V106H115ZM118 107V106H117ZM125 107V106H124ZM127 107V106H126ZM125 107V108H126ZM138 106H136V108H137ZM144 107V106H143ZM148 108H149V106H147ZM154 107V106H153ZM155 107V108H156ZM159 107V106H158ZM168 107H171V106H168ZM241 107V106H240ZM263 107H264V105H263ZM1 108V107H0ZM20 108V107H19ZM29 108V107H28ZM45 108H47V107H45L44 106V109ZM76 107H74V109H75ZM135 108V107H134ZM135 108V109H136ZM155 108H153V109H155ZM161 108V107H160ZM172 108V107H171ZM260 108V107H259ZM24 109H26V108H24ZM32 109V108H31ZM31 109H29V110H31ZM50 109V108H49ZM60 109V108H59ZM66 109V108H65ZM86 109V108H85ZM107 109H109V107H107ZM121 109V111H122V108H120ZM129 109V108H128ZM132 109V108H131ZM131 109H130V111H131ZM164 109V108H163ZM223 109V108H222ZM61 110H63V109H60V111ZM66 110H68V109H66ZM109 110H111L110 112H112V109H109ZM108 110V111H109ZM114 110V109H113ZM124 110V109H123ZM144 110V109H143ZM156 110H158L159 111V109H156ZM220 110H221V112H220ZM234 110H235V108H234ZM258 110V109H257ZM3 110H1V112L0 113H3L2 112ZM19 111V110H18ZM22 111H23V109H22ZM42 111H43V108H42ZM45 111V110H44ZM75 111V110H74ZM80 111H82V110H80ZM85 111V110H84ZM92 111V110H91ZM95 111H98L97 109H95ZM95 111H94V113H95ZM107 111V110H106ZM117 111H118V109H117ZM126 111H127V109H126ZM141 111V110H140ZM151 111V110H150ZM158 111H156V112H158ZM162 111V110H161ZM170 111V110H169ZM176 111V112H177ZM223 111V112H222ZM230 111H233V110H231L230 109ZM16 112H17V110L14 112L15 114H16ZM28 112V111H27ZM46 112V111H45ZM44 112V113H45ZM49 112V111H48ZM67 112H69V111H67ZM67 112H66V114H67ZM83 112V111H82ZM88 112V111H87ZM86 112V113H87ZM131 112H133V110L131 111ZM130 112V113H131ZM145 112H147V111H145ZM154 113L153 114H155L156 112H155V110L153 111ZM164 112H166V111H164ZM174 112H175V110H174ZM175 112V113H176ZM192 113V114H195L196 115V119L192 122V121H190L189 120V118L187 119V120H189L191 123H193V127L195 128V129H198L199 130V133H198V141H196L195 143H194V141L192 140V141H190V136H189V131H190V129L192 128V126L191 125H188L187 124V127L188 128H186V130H185V128L183 129V127H184V121L183 120H185L186 121V119L185 118H187V113ZM18 113V112H17ZM28 113H30V112H28ZM47 113V112H46ZM56 113H57V111H56ZM61 113V112H60ZM77 113V112H76ZM93 113V112H92ZM113 113H114V111H113ZM148 113V112H147ZM152 113V112H151ZM162 113V112H161ZM172 113V112H171ZM12 114V113H11ZM32 114H34V113H32ZM43 114V113H42ZM41 114V115H42ZM50 114V113H49ZM57 114H59V112L57 113ZM62 114H63V112H62ZM65 114V115H66ZM69 114V113H68ZM75 114V113H74ZM77 114H79V113H77ZM88 114H91V113H89L88 112ZM87 114V115H88ZM101 114V111H100V113L99 114H97L98 115V117H101V116H99ZM116 114H118V113H116ZM119 114H120V112H119ZM142 114V113H141ZM149 114V113H148ZM165 114V113H164ZM173 115H171V116H175L174 115V113H172ZM260 114V113H259ZM1 115V114H0ZM40 115V116H41ZM60 116H61V114H59ZM80 115V114H79ZM85 115V114H84ZM95 114H93V116H94ZM123 115V114H122ZM128 115V114H127ZM130 115V114H129ZM158 115H160V113L158 114ZM163 115V114H162ZM2 116V115H1ZM16 116H17V114H16ZM31 116V115H30ZM36 116H38L37 118H39V115H36ZM53 116V115H52ZM62 116H64V115H62ZM67 116V115H66ZM76 116V115H75ZM82 116V115H81ZM91 116V115H90ZM93 116H92V118H93ZM112 115H110V117H111ZM146 116V115H145ZM144 116V117H145ZM151 116V114L148 116V117H150ZM166 116V115H165ZM2 117H5L4 115L2 116ZM32 117H33V115H32ZM58 117V116H57ZM71 117V116H70ZM73 117V116H72ZM71 117V118H72ZM88 117H89V115H88ZM97 117V118H98ZM128 117V116H127ZM152 117V116H151ZM154 117H155V115H154ZM163 118H164V116H162ZM179 117V116H178ZM178 117H177V120L176 121H178ZM191 117V116H190ZM193 117V116H192ZM53 119H55L54 117H52ZM63 118H65V117H63ZM82 118V117H81ZM81 118H80V121H81ZM84 118V117H83ZM86 118V117H85ZM96 118V117H95ZM95 118H93V119H95ZM114 118V117H113ZM116 118H118V117H116ZM125 118H126V116H125ZM124 118V119H125ZM130 118V117H129ZM135 118V117H134ZM138 118V117H137ZM142 118V117H141ZM146 118V117H145ZM145 118H143V119H145ZM156 118V117H155ZM173 118V117H172ZM16 119H20V118H16ZM33 119L35 120V118L33 117ZM41 118H39V120H40ZM51 119V118H50ZM50 119H47V121L48 120H50ZM58 119H59V117H58ZM57 119V120H58ZM62 119V118H61ZM66 119H68V117L66 118ZM77 119H79V117H77ZM90 119V118H89ZM111 119V118H110ZM120 119V118H119ZM123 119V120H124ZM133 119V118H132ZM131 119V120H132ZM139 120L138 121H140V118H138ZM149 119V118H148ZM217 119V118H216ZM21 120V119H20ZM30 120H32V119H30ZM73 120V119H72ZM71 120V121H72ZM98 120V119H97ZM104 120V119H103ZM117 120V119H116ZM166 120V119H165ZM218 120V119H217ZM19 121V120H18ZM18 121H16V122H18ZM29 121V120H28ZM37 121H38V119H37ZM56 121V120H55ZM65 121V120H64ZM75 121H78V120H75ZM96 121V120H95ZM114 121V120H113ZM144 121V120H143ZM167 121V120H166ZM69 123H71L70 121H68ZM85 122V121H84ZM88 122V121H87ZM97 122V121H96ZM104 122V121H103ZM130 122V121H129ZM128 122V123H129ZM137 122V121H136ZM145 122H147V123H149L148 122V120L146 121H144V123ZM150 122L152 123V122H154V119H153V121L150 119ZM155 122H157V121H155ZM187 122V121H186ZM212 122V121H211ZM210 122V123H211ZM213 122H214V120H213ZM212 122V123H213ZM216 122V121H215ZM20 123V122H19ZM49 123V122H48ZM56 123V122H55ZM66 123V122H65ZM80 123V122H79ZM78 123V124H79ZM83 123V122H82ZM113 123V122H112ZM127 123V122H126ZM132 123V122H131ZM143 123V124H144ZM150 123V125H152ZM158 123H160V122H158ZM175 123V122H174ZM174 123H173V125H174ZM178 123V122H177ZM27 125H28V123H26ZM43 124H44V121H43ZM60 124V123H59ZM64 124V123H63ZM62 124V125H63ZM74 124V123H73ZM72 124V125H73ZM77 124V123H76ZM95 124V123H94ZM99 124H101V123H99ZM106 124H108V122L106 123ZM117 124H119V123H117ZM123 124H124V122H123ZM139 124V123H138ZM138 124H135V125H138ZM140 124H142V122L140 123ZM162 124V123H161ZM167 124V123H166ZM169 124V123H168ZM2 125H3V123H2ZM12 126L13 125H15V124H11ZM30 125V124H29ZM39 125H40V123H39ZM42 125V124H41ZM50 125H52V123L50 124ZM61 125V124H60ZM65 125V124H64ZM68 125V124H67ZM66 125V126H67ZM70 126H72L71 124H69ZM82 125V124H81ZM80 125V126H81ZM86 125H87V123H86ZM97 125V124H96ZM109 125V124H108ZM120 125H122V123L121 124H119V126ZM128 125V124H127ZM131 125H134V124H131ZM134 125V126H135ZM165 125V124H164ZM215 125V124H214ZM3 126H5V125H3ZM20 126V125H19ZM18 126V127H19ZM56 126H59V125H56ZM88 126H90V124L88 125ZM93 126V125H92ZM98 126V125H97ZM96 126V127H97ZM101 126V125H100ZM100 126H98V127H100ZM103 126H104V123H103ZM103 126H101V127H103ZM118 126V127H119ZM143 126V125H142ZM153 126V125H152ZM154 126H156L155 124H154ZM153 126V127H154ZM167 126V125H166ZM216 126V125H215ZM9 127V126H8ZM25 127V126H24ZM29 127H31L32 128V126H29ZM60 127V126H59ZM76 127V126H75ZM75 127H72V128H75ZM86 127V126H85ZM84 127V128H85ZM97 127V128H98ZM116 127V126H115ZM131 127V126H130ZM138 127V126H137ZM137 127H134V128H137ZM147 126H145V128H146ZM0 128H1V126H0ZM11 128V127H10ZM14 128V127H13ZM35 128V127H34ZM40 128V127H39ZM45 128H46V126H45ZM65 127L63 126V129H64ZM80 128V130L82 129L81 127H77V129H79ZM90 128V127H89ZM108 128V127H107ZM117 128V127H116ZM115 128V129H116ZM120 128V127H119ZM127 128V130H128V128H129V126H127L126 127ZM134 128H131V129H134ZM148 128H149V124H148ZM158 128H159V125H158ZM175 128V130H176V127H174ZM208 128V129H209ZM5 129H6V126H5ZM21 129V128H20ZM56 129V128H55ZM58 129V128H57ZM91 129V128H90ZM120 129H122V128H120ZM138 129V128H137ZM154 129V128H153ZM167 129H168V127H167ZM178 129V128H177ZM215 129V128H214ZM217 129H218V127H217ZM216 129V130H217ZM22 130V129H21ZM29 130V129H28ZM27 130V131H28ZM36 130V129H35ZM58 130H60V128L58 129ZM68 130H70V129H68ZM92 130V129H91ZM96 130V129H95ZM100 130V129H99ZM110 130V129H109ZM118 130V129H117ZM140 130V129H139ZM142 130V129H141ZM140 130V131H141ZM148 130V129H147ZM170 130V129H169ZM168 130V131H169ZM210 130H212V129H210ZM4 131V130H3ZM7 131V130H6ZM9 131V130H8ZM7 131V132H8ZM15 131V130H14ZM13 131V132H14ZM26 131V130H25ZM61 131V130H60ZM77 131H79V130H77ZM92 131H94V130H92ZM108 131V130H107ZM125 131V130H124ZM131 131H133V130H131ZM130 131V133L132 134L133 132H131ZM143 131V130H142ZM150 131V130H149ZM148 131V132H149ZM151 131H152V129H151ZM164 131H165V129H164ZM172 131V130H171ZM213 131V130H212ZM36 132V131H35ZM51 132H52V130H51ZM68 132V131H67ZM83 132V131H82ZM85 132V131H84ZM88 132V131H87ZM137 132H139V131H137ZM194 132V131H193ZM209 132H211V131H209ZM217 132V131H216ZM1 133V132H0ZM3 133V132H2ZM10 133H11V131H10ZM26 133V132H25ZM31 133H33V131L31 132ZM31 133H29V134H31ZM71 134H73L72 133V131L70 132ZM77 133V132H76ZM104 133V132H103ZM109 133V132H108ZM123 133V132H122ZM129 132H128V134H130ZM140 133V132H139ZM139 133L138 134H136V135H134V133H133V137L129 140V141H127V142H124L125 144L123 145V151H122V154H121V157L123 158V159H125L126 160V158L127 157H131V158H134V159H136V162H138V163H140V161L143 159V157H140V156H136V155H133V154H130L129 156H128V150H132V149H130V148H128V146H127V144L128 145H130V146H132L133 145V141H135L134 139H136V138H138V135H139ZM173 133V132H172ZM195 133V132H194ZM213 133V132H212ZM4 134H6V133H4ZM12 134V133H11ZM11 134H10V136H11ZM46 134H47V132H46ZM52 134H54V133H52ZM64 134V133H63ZM94 134V133H93ZM105 134H107V133H105ZM120 134V133H119ZM126 134V133H125ZM143 134V133H142ZM149 134H151V133H149ZM155 134H156V131H155ZM154 134V136L155 137H153V138H155V141H161V139H162V137L161 136H156ZM14 135V134H13ZM70 135V134H69ZM80 135V134H79ZM83 135H84V133H83ZM111 135V134H110ZM161 135H162V132H161ZM174 135V134H173ZM203 135V136H202ZM215 135V134H214ZM259 135V136H258ZM1 136V135H0ZM6 136L8 137L9 136V134L7 135L6 134ZM51 136V135H50ZM92 136V135H91ZM98 136H99V134H98ZM127 136V135H126ZM142 136H145V135H141V137ZM149 136H151V135H149ZM164 136L165 137H168V139H170V138H173L171 135H169V133H168V135L166 136L165 135V133H164ZM163 136V137H164ZM257 136V137H256ZM64 137H66V136H64ZM71 137V136H70ZM128 137V136H127ZM130 137V136H129ZM164 137V138H165ZM4 138V137H3ZM6 138V137H5ZM13 138V137H12ZM22 138V137H21ZM29 138V137H28ZM50 138V137H49ZM68 138V137H67ZM86 138V137H85ZM85 138H83V139H85ZM100 138V137H99ZM121 138H123V136L121 137ZM139 138H140V136H139ZM138 138V139H139ZM9 140H11L10 138H8ZM30 139V138H29ZM74 139V138H73ZM72 139V140H73ZM76 139V138H75ZM96 139V138H95ZM137 139V140H138ZM144 139V138H143ZM148 140H150L149 138H147ZM146 139V140H147ZM166 139V138H165ZM175 139V138H174ZM213 139H214V137H213ZM13 140V139H12ZM66 140H68V139H66ZM85 140H87V139H85ZM141 140V139H140ZM145 140V141H146ZM147 140V141H148ZM164 139H162V141H163ZM172 139H170V141H171ZM176 140V139H175ZM261 140V139H260ZM259 140V141H260ZM14 141V140H13ZM35 141V140H34ZM73 141H75V140H73ZM77 141V140H76ZM79 141V140H78ZM81 141V140H80ZM79 141V142H80ZM90 141V140H89ZM93 141V140H92ZM154 141V140H153ZM1 142L4 144V142L1 140ZM16 142H18L17 140H16ZM60 142H62V140L60 141ZM67 142V141H66ZM83 142H84V140H83ZM82 142V143H83ZM88 142V141H87ZM136 142V141H135ZM138 143H139V141H137ZM165 142V144H166V141H164ZM176 142V141H175ZM212 142V141H211ZM10 143V142H9ZM63 143V142H62ZM69 143H70V141H69ZM76 143V142H75ZM92 143V142H91ZM169 142H167V144H168ZM172 143V142H171ZM177 143V142H176ZM178 143H180V142H178ZM177 143V144H178ZM261 143V142H260ZM263 143V142H262ZM261 143V144H262ZM6 144V143H5ZM53 144L54 143H52V146H53ZM67 144V143H66ZM74 143H72V145H73ZM81 144V143H80ZM79 144V145H80ZM83 144H86V143H83ZM83 144H81V145H83ZM88 144V143H87ZM86 144V145H87ZM151 144H153V143H151ZM158 144V143H157ZM161 144H162V142H161ZM181 144V143H180ZM10 145V144H9ZM30 145V144H29ZM51 145V144H50ZM68 145V144H67ZM78 145V144H77ZM78 145V146H79ZM96 145V144H95ZM94 145V146H95ZM159 145L160 144H158V147H159ZM164 145V144H163ZM1 146H2V144H1ZM16 146V145H15ZM21 146H23V145H21ZM97 146V145H96ZM96 146H95V148H96ZM99 146V145H98ZM148 146H152V145H150V143H146L145 142V144H144V147L146 148V147H148ZM162 146V145H161ZM169 146H171L170 145V143H169V145H168V147ZM176 146V145H175ZM186 146V145H185ZM207 146V145H206ZM4 147V146H3ZM2 147V148H3ZM51 147V146H50ZM49 147V148H50ZM60 147V146H59ZM71 147H73V146H71ZM81 147V146H80ZM154 147V146H153ZM176 147H178V146H176ZM202 147H204V146H202ZM264 147V146H263ZM262 147V148H263ZM23 148H25V146L23 147ZM56 148V147H55ZM54 148V149H55ZM61 148H62V146H61ZM64 148V147H63ZM79 148V147H78ZM86 148V147H85ZM143 148V147H142ZM151 148V147H150ZM150 148L148 149V151H151L150 150ZM165 148V147H164ZM174 148V147H173ZM194 148V147H193ZM193 148H191V149H193ZM221 148V149H220ZM6 149V148H5ZM16 149V148H15ZM34 149V148H33ZM60 149V148H59ZM58 149V150H59ZM68 149H70V147L68 148ZM76 149V148H75ZM80 149H82V148H79V152L78 153H80ZM91 149V148H90ZM93 149V148H92ZM140 149V148H139ZM161 149V148H160ZM166 149V148H165ZM57 150V151H58ZM64 150V149H63ZM71 150V149H70ZM78 150V149H77ZM135 150H136V148H135ZM154 150V149H153ZM171 150V149H170ZM169 150V151H170ZM194 150V149H193ZM202 150H204V149H202ZM257 150V149H256ZM260 150H261V148H260ZM13 151V150H12ZM12 151H10V152H12ZM15 151V150H14ZM17 151V150H16ZM15 151V152H16ZM27 150L25 149V152H26ZM31 151H32V149H31ZM82 151V150H81ZM158 151H159V149H158ZM161 151V150H160ZM162 151H163V149H162ZM168 151V150H167ZM168 151V152H169ZM180 151V150H179ZM264 151V150H263ZM5 152V151H4ZM3 152V153H4ZM6 152H8L7 151V149H6ZM5 152V154L7 155L8 153H6ZM9 152V153H10ZM18 152H20V150L18 151ZM63 152H66V151H63ZM90 152V151H89ZM92 152V151H91ZM165 152V151H164ZM186 152V151H185ZM190 152V151H189ZM191 152H192V150H191ZM200 152H201V150H200ZM246 152H247V150H246ZM2 153V152H1ZM20 153H22V150H21V152ZM55 153V152H54ZM85 153V152H84ZM88 153V152H87ZM92 153H94V152H92ZM160 153V152H159ZM158 153V154H159ZM162 153V152H161ZM161 153L159 154L160 155V157L161 156H163V155H161ZM171 153V152H170ZM193 153V152H192ZM254 154H255V152H253ZM12 154V153H11ZM14 154H16V153H14ZM62 154V153H61ZM66 154V153H65ZM68 154V153H67ZM94 154H96V153H94ZM93 154V155H94ZM143 154V153H142ZM145 154V153H144ZM147 154V158H148V160H149V158H150V160H151V162H153V161H155V162H157V160H161L160 159V157H156L157 156V154H156V152H153V154H152V156H150L149 154L150 153H146ZM173 154V153H172ZM185 154V153H184ZM191 154V153H190ZM198 154V155H199ZM20 155H22V154H19V156ZM24 155H26V154H24ZM70 155V154H69ZM75 155V154H74ZM89 155V154H88ZM88 155H87V157H88ZM92 155V154H91ZM181 155H182V153H181ZM194 155V154H193ZM197 155V154H196ZM196 155H194V156H196ZM258 155V154H257ZM257 155H255L256 157H257ZM262 155V154H261ZM35 156V155H34ZM37 156V155H36ZM64 156V155H63ZM62 156V157H63ZM90 156V155H89ZM150 156V157H149ZM182 156H185V155H182ZM250 156V155H249ZM252 156V155H251ZM250 156V157H251ZM1 157V156H0ZM10 157V156H9ZM13 157V156H12ZM25 157H27V156H25ZM41 157V156H40ZM50 157V156H49ZM79 157H81L80 156V154H79ZM92 157V156H91ZM165 157V156H164ZM172 157H174V156H172ZM172 157H170V158H172ZM199 157V156H198ZM258 157H260V156H258ZM4 158V157H3ZM7 158H8V155H7ZM72 158H73V155H72ZM74 158H75V156H74ZM89 158V157H88ZM96 158V157H95ZM119 158H120V155H119V153H118V156H117V161L119 160ZM178 158V157H177ZM176 158V159H177ZM180 158V157H179ZM255 158V157H254ZM2 159V158H1ZM6 159V158H5ZM10 159V158H9ZM8 159V160H9ZM28 159V158H27ZM31 159V158H30ZM41 159V158H40ZM44 159V158H43ZM48 159V158H47ZM59 159V158H58ZM68 159V158H67ZM70 159V158H69ZM78 159V158H77ZM81 159H82V157H81ZM86 159V158H85ZM96 159H98V158H96ZM157 159V160H156ZM164 159V158H163ZM183 159V158H182ZM246 159H248V158H246ZM251 159V161L249 162V163H252V158H250ZM25 160V159H24ZM64 160V159H63ZM75 160H76V158H75ZM149 160V161H150ZM195 160H197L196 158H195ZM256 160V159H255ZM260 161H261V159H259ZM50 161V160H49ZM60 161V160H59ZM77 161V160H76ZM78 161H79V159H78ZM88 161V160H87ZM128 161V160H127ZM166 161V160H165ZM180 161H182L181 159H180ZM262 161H263V159H262ZM6 162V161H5ZM27 162V161H26ZM25 162V163H26ZM72 162V161H71ZM71 162H69V163H71ZM85 162V161H84ZM96 162V161H95ZM106 162V161H105ZM126 162V161H125ZM142 162H145V161H142ZM147 162V161H146ZM168 162H169V160H168ZM178 162V161H177ZM184 162V161H183ZM190 162V161H189ZM195 162H197V161H195ZM248 161H246L245 160V162L243 163V165H244V168L243 169H245L246 167H245V165L246 164H248L247 163ZM255 163H256V161H254ZM258 162V161H257ZM264 162V161H263ZM47 163V162H46ZM50 163V162H49ZM135 163V162H134ZM180 163V162H179ZM186 163H187V161H186ZM200 162H198V164H199ZM1 165H2V163H0ZM23 164V163H22ZM30 164V163H29ZM43 164V163H42ZM45 164V163H44ZM51 164V163H50ZM57 164V163H56ZM55 164V165H56ZM93 162H92V168L94 167L93 166ZM96 164V163H95ZM100 164V163H99ZM127 164H129V163H127ZM163 164H166V163H163ZM182 164H185V163H182ZM193 164V163H192ZM253 164V163H252ZM256 164H258V163H256ZM52 165H53V163H52ZM51 165V166H52ZM65 165V164H64ZM74 165V164H73ZM77 166H78V164H76ZM85 165V164H84ZM101 165V164H100ZM135 165L136 164H134V167H135ZM145 165L147 166L148 164H146L145 163ZM144 165V166H145ZM167 165V164H166ZM166 165H165V167H166ZM171 165V164H170ZM223 165H225V167H226V169L224 170V172H222L223 170V168H221V167H223ZM261 165V164H260ZM4 166V165H3ZM8 166V165H7ZM26 166V165H25ZM47 166V165H46ZM45 166V167H46ZM48 166H50L49 164H48ZM76 166V167H77ZM80 166V165H79ZM83 166V165H82ZM129 166H131V164H129ZM154 166V165H153ZM172 166V165H171ZM174 166H176L175 164L173 165V168H174ZM182 166V165H181ZM193 167H194V165H192ZM219 166H221V167H219ZM247 167H248V165H246ZM252 166V165H251ZM255 166V165H254ZM253 166V167H254ZM258 166H259V164H258ZM263 166V165H262ZM57 167V166H56ZM55 167V168H56ZM75 166H73V168H74ZM148 167V166H147ZM168 167H169V165H168ZM177 167L179 168L180 166L178 165V163H177ZM183 167V166H182ZM231 167L232 168H234V171L231 169ZM256 167V166H255ZM261 167V166H260ZM53 168V167H52ZM79 168V167H78ZM86 168V167H85ZM116 168V167H115ZM127 168H129L128 166H127ZM171 168V167H170ZM176 168V167H175ZM177 168V169H178ZM183 168H186V167H183ZM190 168V167H189ZM188 168V169H189ZM192 168V167H191ZM227 168L229 169V171H227L228 173L226 174L225 172H226V170H227ZM252 168V167H251ZM263 168V167H262ZM71 169V168H70ZM69 169V170H70ZM79 169H83L82 167L81 168H79ZM107 169V168H106ZM126 169V168H125ZM131 169V168H130ZM140 169H141V167H140ZM145 169V168H144ZM147 169V168H146ZM145 169V170H146ZM177 169H176V171H177ZM187 169V170H188ZM198 169H199V166H198ZM258 169H259V167H258ZM264 169V168H263ZM6 170V169H5ZM31 170V169H30ZM44 170V169H43ZM42 170V171H43ZM63 170V169H62ZM61 170V171H62ZM65 170H67V169H65ZM75 170V169H74ZM78 170V169H77ZM86 170V169H85ZM92 171H93V169H91ZM103 170V169H102ZM111 170H112V168H111ZM116 170V169H115ZM150 170V169H149ZM149 170L147 171V173L149 172ZM157 170V169H156ZM173 170V169H172ZM186 170V171H187ZM249 170V169H248ZM41 171V172H42ZM61 171H60V173H61ZM73 171V170H72ZM82 171V170H81ZM104 171V170H103ZM109 170L107 169L106 170V173L108 172ZM130 171V170H129ZM131 171H134L133 170V168H132V170ZM141 171V170H140ZM140 171H137V173H139V175H140V173L141 174H144V171L142 170V172H140ZM190 171V170H189ZM253 171V173L255 174V172L254 171H258L257 170V167H256V170L255 169H253L252 170ZM30 172H32V171H30ZM33 172H34V170H33ZM54 172H56L55 170H54ZM58 172V171H57ZM75 172V171H74ZM80 172V171H79ZM79 172H77V174L79 173ZM86 172V171H85ZM109 172H111V171H109ZM134 172H136V171H134ZM174 172V171H173ZM178 172V171H177ZM222 172V173H221ZM240 172V173H239ZM261 172H263V170H261ZM14 173V172H13ZM26 173H29V171L28 172H25V174ZM69 173V172H68ZM93 173V172H92ZM91 173V174H92ZM102 173H104V172H102ZM159 173H160V171H159ZM167 173H168V171H167ZM166 173V174H167ZM170 173H171V171H170ZM237 173H239V176L240 177H242V179H238V177L239 176H235ZM245 173H246V169H245ZM251 173V170L249 171V174ZM264 173V172H263ZM34 174H36V173H34ZM66 174V173H65ZM74 174V173H73ZM72 174V175H73ZM85 174H88V172L87 173H85ZM108 175H109V173H107ZM152 174V173H151ZM156 174V173H155ZM157 174H158V172H157ZM161 174V173H160ZM160 174H158V175H160ZM165 174V173H164ZM175 174V173H174ZM181 174V173H180ZM235 174V175H234ZM257 174V173H256ZM41 175V174H40ZM58 175V174H57ZM56 175V176H57ZM60 175H62V174H60ZM69 175V174H68ZM71 175V174H70ZM78 175H80V174H78ZM89 175V174H88ZM96 174L94 173L93 174V176H95ZM100 175V174H99ZM108 175L107 176H105V177H108ZM123 175V174H122ZM124 175H126V173L124 174ZM153 175V174H152ZM168 175V174H167ZM258 175V174H257ZM26 176L28 177V175L26 174ZM66 176V175H65ZM81 176V175H80ZM127 176H129V175H127ZM137 176H138V174H137ZM163 176V175H162ZM175 176H177L176 174H175ZM187 176H188V173H187ZM247 176H249V175H247ZM260 176H261V173H260ZM259 176V177H260ZM9 177V176H8ZM21 177V176H20ZM82 177V176H81ZM80 177V178H81ZM84 177V176H83ZM82 177V178H83ZM88 177V176H87ZM86 177V178H87ZM89 177H91V176H89ZM97 177V176H96ZM117 177V176H116ZM130 177V176H129ZM134 177V176H133ZM142 177H144V176H142ZM146 177H148V176H146ZM149 177H150V174H149ZM169 177V176H168ZM171 177V176H170ZM254 177V176H253ZM30 178V177H29ZM64 178V177H63ZM71 178V177H70ZM69 178V179H70ZM74 178H75V176H74ZM79 178V179H80ZM86 178H85V180H86ZM110 178V177H109ZM132 178V177H131ZM153 178V177H152ZM217 178H220V181H217ZM260 178H262V177H260ZM14 179V178H13ZM77 179V178H76ZM90 179V178H89ZM91 179H93V177L91 178ZM98 179V178H97ZM115 179V178H114ZM117 179H119V178H117ZM117 179H115V180H117ZM122 179V178H121ZM171 179L173 180V176H172V178H170V181H171ZM181 179H182V176H181ZM233 179V180H232ZM248 179V178H247ZM5 180V179H4ZM12 180V179H11ZM20 180V179H19ZM19 180H17L18 182H19ZM36 180V179H35ZM39 180V179H38ZM78 180V179H77ZM83 180H84V178H83ZM100 180V179H99ZM104 180V179H103ZM108 180L109 179H107V183H108ZM126 180H127V178H126ZM129 180H130V178H129ZM155 180V179H154ZM157 180H159L158 179V177H157ZM157 180H156V182H157ZM178 180V179H177ZM176 180V181H177ZM183 180H185V178L183 179ZM228 180V181H227ZM230 180H232L231 182H230ZM259 180V179H258ZM257 180V181H258ZM28 181V180H27ZM53 181V180H52ZM86 181H88V180H86ZM100 181H102V180H100ZM110 182V184H112L111 183V179L109 180ZM128 181V180H127ZM131 181V180H130ZM141 181V180H140ZM152 181V180H151ZM174 181H175V178H174ZM182 181V180H181ZM227 181V182H226ZM247 181H249V180H247ZM17 182V183H18ZM62 182H63V180H62ZM67 182V181H66ZM70 182V181H69ZM78 182V181H77ZM81 182H82V180H81ZM84 182V181H83ZM95 182V181H94ZM94 182H92V183H94ZM104 183H105V181H103ZM147 182V181H146ZM156 182H154V183H156ZM228 182H230V184L228 183ZM13 183H15V182H13ZM23 183H24V181H23ZM27 183V182H26ZM31 183V182H30ZM79 183V182H78ZM84 183H86V182H84ZM98 183H100V182H98ZM104 183H103V185H104ZM131 183V182H130ZM149 183V182H148ZM161 184H162V181L160 182ZM178 183V182H177ZM180 183V182H179ZM227 183L229 184V187H227ZM28 184V183H27ZM90 184V183H89ZM102 184V183H101ZM110 184H108L107 186H109ZM138 184V183H137ZM140 184V183H139ZM143 184V183H142ZM165 184H166V182H165ZM164 184V185H165ZM258 184H259V182H258ZM13 184H11L10 186H11V188L12 187H14V186H12ZM15 185V184H14ZM19 185V184H18ZM79 185V184H78ZM83 185V184H82ZM99 185V184H98ZM98 185H96V186H98ZM106 185V184H105ZM125 185V184H124ZM144 185V184H143ZM164 185H162V186H164ZM170 185V184H169ZM179 185V184H178ZM259 185H262V184H259ZM32 186H33V184H32ZM38 186H40V185H38ZM62 186V185H61ZM64 186V185H63ZM62 186V187H63ZM94 186V185H93ZM101 186V185H100ZM106 186V187H107ZM118 186H120V184L118 185ZM138 186V185H137ZM151 186H152V184H151ZM168 186V185H167ZM262 186H264V185H262ZM20 187V186H19ZM26 187V186H25ZM24 187V188H25ZM29 187V186H28ZM58 187V186H57ZM89 187V186H88ZM141 187H144V186H141ZM140 186H139V188H141ZM148 187V186H147ZM157 187V186H156ZM226 187V188H225ZM23 188V189H24ZM27 188V187H26ZM40 188V187H39ZM43 188V187H42ZM86 188H87V186H86ZM95 188V187H94ZM128 188V187H127ZM132 188V187H131ZM135 188V187H134ZM167 188V187H166ZM261 188V187H260ZM14 189H17V188H14ZM13 189V190H14ZM30 189V188H29ZM71 189V188H70ZM84 189V188H83ZM102 189V188H101ZM133 189V188H132ZM150 189V188H149ZM153 190H155L154 188H152ZM168 189V188H167ZM167 189H166V191H167ZM170 189V188H169ZM25 190V189H24ZM41 190V189H40ZM39 190V191H40ZM65 190V189H64ZM124 190H126V189H124ZM129 190V189H128ZM140 190V189H139ZM158 190V189H157ZM261 190V189H260ZM263 190V189H262ZM36 191H37V188H36ZM71 191V190H70ZM76 191V190H75ZM91 190H89V192H90ZM102 191V190H101ZM105 191V190H104ZM122 191V190H121ZM138 191V190H137ZM147 191H148V189H147ZM146 191V192H147ZM161 191V190H160ZM19 192V191H18ZM23 192V191H22ZM33 192V191H32ZM88 192V193H89ZM93 192V191H92ZM92 192H90V193H92ZM125 192V191H124ZM139 192V191H138ZM144 192V191H143ZM162 192V191H161ZM160 192V193H161ZM164 192V191H163ZM170 192V191H169ZM38 193V192H37ZM87 193V192H86ZM103 193V192H102ZM121 193V192H120ZM123 193V192H122ZM136 193V192H135ZM150 193H151V191H150ZM153 193V192H152ZM167 194H169L168 193V191L166 192ZM19 194V193H18ZM29 194H31L30 192H29ZM33 195H34V193H32ZM40 194V193H39ZM38 194V195H39ZM56 194H58V193H56ZM74 194V193H73ZM105 194V193H104ZM109 194V193H108ZM124 194V193H123ZM131 194V193H130ZM144 194V193H143ZM147 194V193H146ZM4 195V194H3ZM53 195V194H52ZM77 195V194H76ZM93 195V194H92ZM95 195V194H94ZM97 195V194H96ZM161 195V194H160ZM260 195H262V193L260 194ZM29 196H31V195H29ZM40 196H42V195H40ZM58 196V195H57ZM60 196V195H59ZM90 196V195H89ZM101 196V195H100ZM147 196V195H146ZM145 196V197H146ZM155 196H157V195H155ZM220 196V197H219ZM263 196V195H262ZM16 197V196H15ZM61 197V196H60ZM95 197V196H94ZM112 197V196H111ZM113 197H115V195L113 196ZM124 197V196H123ZM128 197V196H127ZM134 197V196H133ZM137 197V196H136ZM154 197V196H153ZM29 198V197H28ZM28 198H27V200H28ZM33 198H35V197H33ZM36 198H37V196H36ZM42 198V197H41ZM66 198V197H65ZM68 198V197H67ZM85 198V197H84ZM91 198V197H90ZM98 198V197H97ZM101 198H102V196H101ZM104 198H106V196L104 197ZM109 198V197H108ZM138 198V197H137ZM154 198H156V197H154ZM168 198V197H167ZM170 198V197H169ZM256 198V199H255ZM39 199V198H38ZM61 199H63V198H61ZM72 199V198H71ZM76 199V198H75ZM95 199V198H94ZM99 199V198H98ZM116 199V198H115ZM131 199V198H130ZM160 199H162V198H160ZM27 200H25V201H27ZM57 200V199H56ZM65 200V199H64ZM93 200V199H92ZM91 200V201H92ZM103 200V199H102ZM107 200V199H106ZM106 200H103L104 202L106 201ZM112 200V199H111ZM137 200V199H136ZM139 200V199H138ZM152 201H153V199H151ZM168 200V199H167ZM29 201V200H28ZM52 201H53V199H52ZM51 200H50V202H52ZM59 201V200H58ZM61 201V200H60ZM66 201V200H65ZM119 201V200H118ZM148 201V200H147ZM146 200H145V202H147ZM227 201H229L228 203L229 204H227ZM39 202H41V200L39 201ZM39 202H38V204H39ZM48 202H49V200H48ZM49 202V203H50ZM69 202V201H68ZM68 202H66V203H68ZM72 202V201H71ZM74 202H75V200H74ZM73 202V203H74ZM79 202V201H78ZM86 202V201H85ZM100 202V201H99ZM120 202V201H119ZM133 202V201H132ZM151 202V201H150ZM154 202V203H155ZM162 202H164V201H162ZM259 202H261V201H259ZM263 203H264V201H262ZM4 203V202H3ZM46 203V202H45ZM57 203V202H56ZM80 203H82V202H80ZM127 203V202H126ZM147 203H149V202H147ZM255 203V202H254ZM257 203H258V201H257ZM2 204V203H1ZM19 204V203H18ZM32 204V203H31ZM35 204V203H34ZM64 204V203H63ZM69 204V203H68ZM72 204V203H71ZM84 204V203H83ZM87 204V203H86ZM95 204H97V203H95ZM118 204V203H117ZM124 204V203H123ZM139 204V203H138ZM250 204V205H249ZM35 205H37V204H35ZM50 205V204H49ZM70 205V204H69ZM76 205V204H75ZM74 205V206H75ZM78 205V204H77ZM76 205V206H77ZM109 205V204H108ZM145 205V204H144ZM260 205H261V203H260ZM29 206V205H28ZM32 206H34V205H32ZM38 206V205H37ZM39 206H41V205H39ZM50 206H52V204L50 205ZM71 206V205H70ZM73 206V207H74ZM86 206V205H85ZM116 206V205H115ZM130 206V205H129ZM148 206V205H147ZM34 207H36V206H34ZM42 207V206H41ZM54 207V206H53ZM64 207V206H63ZM81 207H83V206H81ZM80 207V208H81ZM97 207H98V205H97ZM120 207V206H119ZM139 207V206H138ZM137 207V208H138ZM222 206H220V208H221ZM39 208V207H38ZM79 208V209H80ZM99 208V207H98ZM100 208H101V206H100ZM115 208V207H114ZM129 207H127V210H129L128 209ZM141 208H144V207H141ZM260 208V207H259ZM264 208V207H263ZM263 208H261V210L263 209ZM25 209V208H24ZM42 209H43V207H42ZM49 209V208H48ZM53 209V211H54V208H52ZM62 210H63V208H61ZM73 209V208H72ZM96 209V208H95ZM119 209V208H118ZM28 210H29V208H28ZM33 210V209H32ZM58 210V209H57ZM61 210V211H62ZM101 210V209H100ZM121 210V209H120ZM151 210V209H150ZM224 210V211H225ZM260 210V209H259ZM40 211V210H39ZM43 211V210H42ZM45 211L46 212H48L47 211V209H45ZM69 211V210H68ZM95 211V210H94ZM112 211V210H111ZM131 211H133V210H131ZM137 211V210H136ZM244 211H247V213H245V214H243V212ZM25 212V211H24ZM28 212V211H27ZM31 212V211H30ZM51 212V211H50ZM55 212H56V209H55ZM84 212H86V211H84ZM83 212V213H84ZM93 212V211H92ZM102 212V211H101ZM118 212V211H117ZM120 212V211H119ZM123 212V211H122ZM143 212V211H142ZM204 214L205 216H206V218H204L203 220L201 219V220H199V221H201L200 222V225H198V221H197V218H196V216L198 215V214ZM238 212H241L242 213V215H238V216H236L237 215V213ZM262 212V211H261ZM264 212V211H263ZM23 213V212H22ZM34 213H35V211H34ZM33 213V214H34ZM49 213V212H48ZM110 213V212H109ZM112 213V212H111ZM116 213V212H115ZM125 213V212H124ZM127 213V212H126ZM136 213V212H135ZM148 213V212H147ZM153 213V212H152ZM24 214V213H23ZM28 214H30V213H27L26 215H28ZM37 214V213H36ZM44 214H45V212H44ZM51 214H52V212H51ZM57 214V213H56ZM69 214V213H68ZM96 214H97V212H96ZM101 214V213H100ZM113 214V213H112ZM144 214V213H143ZM150 214V213H149ZM155 214V213H154ZM207 214V215H206ZM264 214V213H263ZM22 215V214H21ZM39 215V214H38ZM47 215V214H46ZM73 215H75V214H73ZM117 215H121V214H117ZM137 215H139V214H137ZM144 215H146V214H144ZM221 215V214H220ZM41 216V215H40ZM44 216V215H43ZM53 216H54V214H53ZM84 216V215H83ZM100 216V215H99ZM110 216H112L111 214H110ZM127 216V215H126ZM21 217V216H20ZM24 218H25V215L23 216ZM28 217V216H27ZM35 217V216H34ZM51 217H52V215H51ZM56 217V216H55ZM104 217V216H103ZM120 217V216H119ZM118 217V218H119ZM124 217V216H123ZM130 217V216H129ZM140 217V216H139ZM150 217V216H149ZM203 217V216H202ZM214 217V216H213ZM219 217V216H218ZM231 218H233V222H235L234 221V217H232V216H230ZM258 217H259V219H258V221H256V222H253V220H251V219H249V218H247V217H243L241 220H240V223L241 224H238V226L239 225H242V226H245L244 228H249L251 225H252V223H253V226H255V227H258L259 226V228L263 231V233H264V216H261V215H258ZM22 218V217H21ZM32 218V217H31ZM36 218V217H35ZM40 218V217H39ZM44 218V217H43ZM46 218V217H45ZM60 218H61V216H60ZM74 218H76V217H74ZM97 218H101V217H97ZM118 218H117V220H118ZM125 219H126V217H124ZM136 218H138V217H136ZM141 218V217H140ZM148 218V217H147ZM51 219V218H50ZM66 219H67V217H66ZM121 219V218H120ZM129 219V218H128ZM143 219V220H144ZM223 219V218H222ZM23 220V219H22ZM25 220V219H24ZM40 220V219H39ZM53 220H54V218H53ZM57 220H61V219H56V221L55 222H57ZM81 220V219H80ZM140 220V219H139ZM142 220V219H141ZM236 220V219H235ZM102 221V220H101ZM104 221H106V220H104ZM115 221V220H114ZM123 221V220H122ZM230 221H231V219H230ZM228 222V220L226 221L227 223H231V222ZM237 221V220H236ZM18 222H19V220H18ZM34 222V221H33ZM43 222V221H42ZM48 222V221H47ZM46 222V223H47ZM54 222V223H55ZM82 222H85V221H82ZM94 222V221H93ZM217 222V221H216ZM220 222H223V221H220ZM29 223V222H28ZM52 223V222H51ZM59 223V222H58ZM96 223V222H95ZM98 223H100V222H98ZM110 223H112V222H110ZM119 223V222H118ZM117 223V224H118ZM138 223V222H137ZM36 224V223H35ZM40 224V223H39ZM81 224V223H80ZM120 224V223H119ZM122 224V223H121ZM232 224V223H231ZM24 225V224H23ZM56 225H57V223H56ZM64 225H65V223H64ZM69 225V224H68ZM82 225V224H81ZM102 225V224H101ZM101 225H99V226H101ZM108 225V224H107ZM111 225V224H110ZM109 225V226H110ZM127 225V224H126ZM136 225V224H135ZM33 226V225H32ZM76 226V225H75ZM80 226V225H79ZM118 226V225H117ZM116 226V227H117ZM128 226V225H127ZM233 226V225H232ZM235 226H236V223H235ZM235 226H233L234 228H235ZM253 226H251V227H253ZM29 227V226H28ZM39 227V226H38ZM49 227V226H48ZM64 227H67V226H64ZM96 227V226H95ZM113 227V226H112ZM132 227V226H131ZM223 227V226H222ZM22 228H23V226H22ZM25 228V227H24ZM35 228H37V227H35ZM51 228H53V227H51ZM56 228V227H55ZM59 228V227H58ZM90 228V227H89ZM118 228V227H117ZM128 228V227H127ZM133 228V227H132ZM38 229V228H37ZM40 229V228H39ZM38 229V230H39ZM42 229V228H41ZM65 229V228H64ZM63 229V230H64ZM88 229V228H87ZM129 229V228H128ZM136 229V228H135ZM255 229V228H254ZM18 230V229H17ZM54 230V229H53ZM59 230V229H58ZM67 230V229H66ZM81 230V229H80ZM94 230V229H93ZM99 230V229H98ZM113 230H114V228L112 229V232H113ZM212 230V229H211ZM39 231H41V230H39ZM42 231H43V229H42ZM50 231V230H49ZM62 231V230H61ZM60 231V232H61ZM75 231V230H74ZM89 231H90V229H89ZM103 231V230H102ZM215 231V230H214ZM223 231V230H222ZM236 231V230H235ZM25 232H27V231H25ZM37 232V231H36ZM44 232V231H43ZM46 232V231H45ZM53 232V231H52ZM55 232V231H54ZM63 232V231H62ZM67 232V231H66ZM88 232V231H87ZM87 232H85V233H87ZM120 232H121V230H120ZM128 232H129V230H128ZM127 232V233H128ZM216 232V231H215ZM224 232H226V229H225V231ZM228 232V231H227ZM226 232V233H227ZM232 232V231H231ZM33 233H35V230L33 231ZM56 233V232H55ZM59 233V232H58ZM64 233V232H63ZM78 233V232H77ZM109 233V232H108ZM222 233V232H221ZM243 233V232H242ZM26 234V233H25ZM31 234V233H30ZM37 234V233H36ZM42 234V233H41ZM66 234V233H65ZM64 234V235H65ZM73 234V233H72ZM95 234V233H94ZM132 234V233H131ZM238 234H239V232H238ZM52 235V234H51ZM59 235V234H58ZM67 235H68V233H67ZM67 235H65V236H67ZM74 235L75 234H73V236L72 235H70V236H72V237H74ZM86 235V234H85ZM98 235H99V233H98ZM118 235V234H117ZM38 235H36V237H37ZM46 236V235H45ZM57 236V235H56ZM111 236H113V234L111 235ZM239 236V235H238ZM240 236H242L241 234H240ZM23 237H24V235H23ZM52 237V236H51ZM71 237V238H72ZM114 237V236H113ZM121 237V236H120ZM128 237H129V235H128ZM215 237V236H214ZM228 237V236H227ZM49 238V237H48ZM64 238V237H63ZM70 238V237H69ZM71 238H70V240H71ZM105 238V237H104ZM228 238H230V237H228ZM9 239V238H8ZM43 239V238H42ZM59 239V238H58ZM76 239V238H75ZM75 239H73V240H75ZM93 239V238H92ZM112 239V238H111ZM115 239V238H114ZM116 239H117V237H116ZM119 239V238H118ZM213 239V238H212ZM231 239V238H230ZM247 239V238H246ZM34 240V239H33ZM33 240H31V241H33ZM37 240V239H36ZM44 240H46V238H44ZM49 240V239H48ZM47 240V241H48ZM66 240V239H65ZM90 240V239H89ZM102 240V239H101ZM129 240V239H128ZM53 241V240H52ZM60 241V240H59ZM62 241H64V239L62 240ZM67 241V240H66ZM69 241V240H68ZM83 241H85V240H83ZM97 241V240H96ZM104 241V240H103ZM116 241V240H115ZM119 241V240H118ZM208 243H207V242ZM249 241H251L250 239H249ZM256 241V240H255ZM22 242V241H21ZM44 242V241H43ZM46 242V241H45ZM50 242V241H49ZM61 242V241H60ZM65 242V241H64ZM95 242V241H94ZM121 242V241H120ZM230 242V241H229ZM228 242V243H229ZM51 243V242H50ZM66 243H68V242H66ZM70 243V242H69ZM80 243H81V240H80ZM111 243V242H110ZM231 243V242H230ZM257 243V242H256ZM28 244V243H27ZM47 244V243H46ZM45 244V245H46ZM49 244V243H48ZM47 244V245H48ZM78 244V243H77ZM119 244V243H118ZM207 244V245H206ZM45 245H43V246H45ZM54 245V244H53ZM52 245V246H53ZM58 245H59V243H58ZM64 245V244H63ZM66 245V244H65ZM75 245V244H74ZM81 245V244H80ZM89 245H91L90 243H89ZM106 245V244H105ZM225 245V244H224ZM240 245V244H239ZM42 246V247H43ZM50 246V245H49ZM55 246V245H54ZM60 246V245H59ZM58 246V247H59ZM83 246V245H82ZM85 246H86V244H85ZM92 246V245H91ZM94 246V245H93ZM112 246V245H111ZM116 246V245H115ZM122 246V245H121ZM227 246V245H226ZM236 246V245H235ZM238 246V245H237ZM36 247V246H35ZM47 247V246H46ZM57 247V246H56ZM69 247V246H68ZM101 247V246H100ZM103 247H105V246H103ZM126 247V248H125ZM222 247V246H221ZM246 247V246H245ZM24 248H25V246H24ZM66 248V247H65ZM76 248H80V247H76ZM89 248V247H88ZM98 248H99V246H98ZM212 248V247H211ZM218 248V247H217ZM219 248H220V246H219ZM218 248V249H219ZM241 248V247H240ZM252 248V247H251ZM256 248V247H255ZM29 249V248H28ZM56 249V248H55ZM82 249V248H81ZM216 249V248H215ZM217 249V250H218ZM225 249V248H224ZM229 249V248H228ZM230 249H232V247H230ZM236 249V248H235ZM247 249H250V248H247ZM253 249H254V247H253ZM27 250V249H26ZM58 250V249H57ZM60 250V249H59ZM58 250V251H59ZM100 250H101V248H100ZM108 250V249H107ZM114 250V249H113ZM118 250V249H117ZM208 250V249H207ZM212 250V249H211ZM220 250V249H219ZM254 250H256V249H254ZM71 251H72V248H71ZM86 251H87V249H86ZM93 251V250H92ZM105 251V250H104ZM216 251V250H215ZM13 252V251H12ZM15 252V251H14ZM43 252V251H42ZM66 252V251H65ZM84 252H85V250H84ZM120 252V251H119ZM221 252V251H220ZM220 252H219V254H220ZM227 252H228V250H227ZM241 252V251H240ZM264 252V251H263ZM61 253V252H60ZM64 253V252H63ZM79 253H81V252H79ZM78 253V254H79ZM117 253V252H116ZM115 253V254H116ZM231 254H233V253H235V251L232 249L231 250V252H230ZM237 253V252H236ZM20 254V253H19ZM41 254V253H40ZM58 254V253H57ZM82 254V253H81ZM86 254V253H85ZM108 254V253H107ZM111 254V253H110ZM114 254V253H113ZM206 254V253H205ZM230 254V258H231V255ZM1 255V254H0ZM62 255V254H61ZM73 255V254H72ZM89 255V254H88ZM92 255V254H91ZM104 255V254H103ZM102 255V256H103ZM208 255V254H207ZM222 255V254H221ZM234 255V254H233ZM6 256H8V255H6ZM47 256V255H46ZM50 256H51V254H50ZM66 256V255H65ZM64 256V257H65ZM219 256V255H218ZM228 256V255H227ZM56 257H58V256H56ZM70 257V256H69ZM75 257V256H74ZM101 257V256H100ZM105 257V256H104ZM104 257H102V258H104ZM209 257V256H208ZM225 257V256H224ZM233 257V256H232ZM6 258V257H5ZM26 258H27V256H26ZM48 258V257H47ZM87 258H89V256L87 257ZM86 258V259H87ZM234 258V257H233ZM62 259H63V256H62ZM66 259V258H65ZM64 259V261H66ZM69 259V258H68ZM110 259H111V257H110ZM115 259V258H114ZM204 259V258H203ZM234 259H236V257L234 258ZM234 259L233 260H231L232 261V263L234 264ZM255 259H260L259 261H258V264H264V259H262V257L261 256H256V257H254L253 259H251V261L252 260H255ZM20 260V259H19ZM32 260H34V259H32ZM120 260H121V258H120ZM242 260V259H241ZM248 260V259H247ZM0 261H3V260H0ZM37 260L35 259V261L34 262H36ZM68 261H70V260H68ZM71 261H73V259L71 260ZM75 261H76V259H75ZM91 261V260H90ZM210 261V260H209ZM229 261V260H228ZM251 261H249V262H245V263H243V264H246V263H251ZM9 262V261H8ZM25 262V261H24ZM33 262V263H34ZM83 262V260L81 261V263ZM109 262V261H108ZM204 262H205V260H204ZM207 263H208V261H206ZM214 262V261H213ZM244 262V261H243ZM23 263V262H22ZM65 263V262H64ZM214 263H216V261L214 262ZM228 263H231L230 261L228 262ZM227 263V264H228ZM1 264V263H0ZM16 264V263H15ZM53 264H54V262H53ZM59 264V263H58ZM67 264H69V263H67ZM114 264V263H113ZM203 264V263H202ZM209 264H210V262H209ZM223 264H225V262L223 263ZM239 264V263H238ZM254 264V263H253Z\"/></svg>",
	"mask_w": 264,
	"mask_h": 264
}]
</instances>
